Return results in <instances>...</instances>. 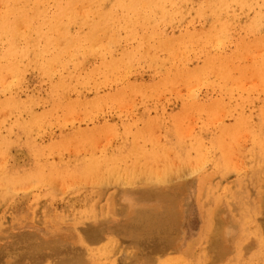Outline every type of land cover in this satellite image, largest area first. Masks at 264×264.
Instances as JSON below:
<instances>
[{
    "label": "rangeland",
    "instance_id": "1",
    "mask_svg": "<svg viewBox=\"0 0 264 264\" xmlns=\"http://www.w3.org/2000/svg\"><path fill=\"white\" fill-rule=\"evenodd\" d=\"M6 1V2H5ZM14 3L15 1L17 2V0H12ZM176 4L174 3L173 5H175V8H177V10L175 8H173V13H176L175 15H173V17L171 16L170 20L166 18V20L168 21V23H171V27H170V24L166 23L167 21L165 20L163 23L164 24H168L167 27L166 25L164 27L163 26V23L161 25L162 27V30L163 32L165 31V35L169 36L170 38H173L175 40H179L180 39L182 40V38L184 40H182L181 44H184V43H189V44H185L184 47L187 52H185L187 55H186V58L183 59L182 57V53L181 52H178V55H179V59H177L176 62H173L175 64H173L171 61L173 60V57L175 56V54L177 53L176 50L174 49V51L172 50V54H170L171 52L169 50H167V48L165 49L166 51H163V54L162 51L161 53L159 52V54H161L160 56H162V61L164 62V64L160 67L159 70H156L157 67L151 65V63L149 62H146V61H143L141 64H136V61L135 60H130V62H132L131 65H127L125 68L122 67L121 68H117V69H113L111 67L112 63L110 61V59H112V56L108 55V54H103V52L105 53L106 50L110 49L113 47L110 42H109V38L107 36L110 35L111 33V26L110 25H106L105 24H95V23H87V22H83L81 21V18L79 15L80 11L82 10L83 6L87 7L88 4L87 3H82V4H77V8H81V9H76L74 10L73 8V4L71 3H68V7L69 9L73 10V17L72 16H69L67 15L66 19H65V25H67L68 29H67V35L64 33V35L66 36V39H64L65 37L63 36V33H60V36L56 35L54 32H51L49 33V37H52L50 38L51 40V46L53 44H55V49L52 47L50 50H49V54L48 56H51L52 58H50V62L49 64V67L48 66H44V64H46L47 62V54H46V51L48 53V50L47 48H45V51H44V48L42 47L44 45V43H39L37 44V48L38 50H43L45 53V57L43 55V58L40 56L39 60H37V62L40 61V59L42 58L44 60H41L39 63L36 62V58H33V56L31 54H27V52L29 51V49H27L26 47V44L27 43H24L27 41V34L25 32V34L22 35V33L19 32V30H21L22 26H18V28L20 29H12L10 26L8 27L7 26V29H8V32L6 29H2L4 31H1L0 33V43H2V46H5V48L3 47L2 48V51L0 52V62L3 64H6L1 67V63H0V69L2 71V73L0 72V91L2 90V92H0V187H1V192L0 193V264H77L78 261L80 263L78 264H264V144H262V140L264 142V76H263V71H264V67L263 65L260 66L262 67L263 69L259 68L258 70L259 71H262L261 73H257L258 71H256V67H252L258 66V62L260 59H258L259 57L261 58L262 56V60H264V39L262 40L261 37L264 36V9H263V5H264V1L263 0H254V1H250V0H243L245 1V3H248L247 1H249V3H251V7L250 5V8L248 6H245L243 4V1L242 0H237V3L238 6H235L237 5L236 3V0H215V1H212L210 3L209 0H205L204 2H202L203 0H175ZM187 1V2H186ZM190 1V2H189ZM197 1L201 2L197 4ZM222 1V3L220 2ZM242 1V2H241ZM260 1V2H259ZM263 1V2H262ZM5 2V3H4ZM8 2V4H7ZM11 2V0H0V13L1 15H5L4 11H8V8H9V12L11 11V13H8V17H11L10 18V21L11 22V25H15L16 26V23L17 22V15L19 16L20 14L19 13H23L21 16L22 17H29V15H27L26 13L24 12H15L14 13V9H13V12L11 10V8H16L17 5H15L14 3L11 2L10 5H13L10 7L9 3ZM26 2H29L28 0H26ZM49 2H51L50 4H48ZM179 2V4H178ZM194 2V3H193ZM205 2L208 4L207 7L205 6ZM2 3V4H1ZM53 3V5H52ZM181 3V4H180ZM202 3H204L202 5ZM213 3L212 5L209 6V4ZM224 4L221 6V4ZM234 3V4H232ZM260 3V4H259ZM6 4V5H5ZM46 4L47 5H50L52 7H50V9L54 8V1L52 0H46ZM178 4V5H177ZM187 4V6H186ZM189 4V6H188ZM231 4V5H229ZM254 4V5H253ZM2 5V6H1ZM9 5V6H8ZM73 5V6H72ZM171 4H166V8L168 10L171 9L172 6H170ZM177 5V7H176ZM180 5V6H179ZM195 7L194 9L193 6ZM217 5H220L221 6V11L220 10V6H218V8H214L215 6L217 7ZM243 5H244V8L246 9V11H244L245 9L243 8ZM248 5V4H246ZM73 8H72V7ZM82 6V7H81ZM178 6L180 7V12H181V6H182V16L181 14L178 15L179 12V9H178ZM200 6V7H198ZM202 6V7H201ZM209 6V7H208ZM225 6V7H224ZM230 6L231 9H228ZM233 6V7H232ZM236 8H235V7ZM261 6V7H260ZM85 9H83V11H81V13L83 12H87V10H89V6ZM97 7V6H96ZM169 7V8H168ZM188 7V8H187ZM191 7V10L189 9ZM197 7V8H196ZM223 7V8H222ZM256 7L258 8V11L256 9ZM2 8V9H1ZM4 8V10H3ZM92 10L94 9V7H90ZM198 8H201V10H198ZM210 8V9H209ZM213 8V11L211 10ZM243 8V9H242ZM249 12L247 13L248 9ZM255 8V9H254ZM260 8V9H259ZM189 9V10H188ZM209 9V10H208ZM216 9V10H215ZM226 9V11H225ZM233 9H236V10H233ZM97 10V8H96ZM198 10V11H197ZM211 10V11H210ZM227 10H232L231 13L230 11H227ZM241 10V11H240ZM260 10L262 12H260ZM178 11V13H177ZM187 11V12H186ZM188 11L190 12L189 14L192 15L190 16L188 13ZM196 11V12H194ZM202 11H206L204 12L205 15L209 12H214L212 15L209 13L208 16H205L203 14ZM208 11V12H207ZM221 12L219 14V12ZM244 13H243V12ZM200 12V13H198ZM202 12V13H201ZM217 12V13H216ZM227 12V13H226ZM233 12V14H232ZM242 14H239L241 13ZM246 12V13H245ZM253 14H252V13ZM17 13V14H16ZM78 13V14H77ZM229 13V14H228ZM238 13V14H237ZM12 14V15H11ZM184 14V15H183ZM186 14V16H185ZM198 14V16H196ZM217 14V15H215ZM221 15L222 17L218 16ZM226 14V15H225ZM245 14V15H244ZM248 14V16H247ZM258 14V15H257ZM0 15V16H1ZM16 15V17H14ZM225 15V16H224ZM235 15V17L233 18V16ZM242 15V16H241ZM250 15V16H249ZM255 15V16H254ZM13 16V18H12ZM69 16V17H68ZM179 16V17H178ZM190 16V17H189ZM195 16V17H194ZM216 16V17H214ZM247 16V17H246ZM257 16V17H256ZM72 17V19H71ZM177 17V18H175ZM185 17H187L185 19ZM204 17V18H202ZM224 17V18H223ZM241 17V18H240ZM258 17L261 18L259 19V21H256L258 20ZM69 18L71 20H69ZM175 18V19H173ZM181 18V19H180ZM183 18V19H182ZM193 18V19H192ZM197 20H195V19ZM200 18V20H198ZM214 18V19H213ZM219 18V19H218ZM221 18V19H220ZM239 18V19H238ZM243 18H246L245 20ZM257 18V19H256ZM78 19V21H77ZM177 19V20H176ZM207 19V20H206ZM14 20V21H13ZM16 20V21H15ZM173 20V21H171ZM175 20V21H174ZM179 20L181 22H179ZM192 20V21H191ZM194 20V21H193ZM206 20V21H205ZM219 20V21H218ZM225 21V22H221V21ZM240 20V21H238ZM245 22H244V21ZM247 20V22H246ZM251 20H254L252 21L251 23ZM261 20V22H260ZM71 21V22H69ZM171 21V22H170ZM183 21V23H182ZM204 21V22H203ZM216 21V22H215ZM228 21V22H226ZM79 22V23H78ZM177 22V23H176ZM193 22V23H192ZM196 22V24H195ZM207 24H206V23ZM209 22V23H208ZM220 22L222 24H220ZM243 22V23H241ZM258 22V23H257ZM72 23V24H71ZM174 23V25H173ZM176 23V24H175ZM186 23V24H185ZM191 23V24H190ZM203 23V24H202ZM213 25H212V24ZM225 23V24H223ZM236 23V24H235ZM246 23V24H244ZM258 24L260 26L261 23H263V27H259V30L258 29V26H255L257 27V29L252 28L253 24ZM77 24V25H75ZM90 24V27L87 29V25ZM184 26H183V25ZM190 24V26H189ZM219 24V25H218ZM228 24H230L228 26ZM238 24V25H237ZM250 24V25H249ZM24 25V24H23ZM82 25H86L85 27L82 26ZM98 25V26H96ZM100 26H103L105 27H99ZM177 25V27H176ZM187 25V26H185ZM198 27H197V26ZM201 25L203 26V29L201 27ZM210 27H215L214 25H216V27L213 29V28H210V31H208V26ZM212 25V26H211ZM224 25V26H223ZM225 25H226V30H225ZM239 25H244L242 28L239 27ZM93 26V27H92ZM174 26V27H173ZM179 26H180V29H179ZM189 26V27H188ZM195 26V27H194ZM206 26V28H205ZM246 26V27H245ZM252 26V27H251ZM110 27V28H109ZM176 27V28H175ZM184 27L185 29H189V35H188V31L186 30V32L184 31ZM217 27H218V30H217ZM224 27V28H223ZM236 27V29H235ZM10 28V30H9ZM75 28H77V30H75ZM97 30H96V29ZM100 28V29H98ZM169 28V29H168ZM200 29V30H196V29ZM226 31V33L224 32L223 34L221 33L223 30ZM233 28V29H231ZM247 28V29H246ZM79 29V31H78ZM84 29V30H83ZM85 29H87L85 31ZM101 29H104L101 31ZM165 29V30H164ZM172 29V30H171ZM208 29V30H206ZM220 29V31H219ZM230 29V30H228ZM243 29V30H242ZM247 31H246V30ZM249 29H252L249 31ZM1 30V29H0ZM6 30V32H5ZM15 30V31H14ZM24 30V29H22ZM70 30V31H69ZM77 31V32H74ZM92 32H91V31ZM99 33H97L96 31ZM175 30V31H174ZM180 30V31H179ZM183 30V31H182ZM215 32H214V31ZM231 30H234L231 31ZM254 30V31H253ZM10 31V32H9ZM71 33H69V32ZM91 33H90V32ZM95 31V32H93ZM109 31V32H108ZM182 31V33H181ZM195 31V33H194ZM201 32L203 34H200L198 36H196V33ZM204 31V32H203ZM207 31V32H206ZM238 31V32H237ZM253 31V33H251ZM259 31V32H258ZM14 32V33H13ZM17 32V33H16ZM22 32V31H21ZM84 32H85V36H82L84 35ZM100 32H103V33H100ZM174 32L177 34H174ZM229 32V34H228ZM232 32V33H230ZM246 33L249 34L247 36H244L245 34L242 35V33ZM251 34H250V33ZM261 32V33H260ZM11 33H13L14 35H11ZM54 33V34H53ZM74 33V34H73ZM78 35H77V34ZM82 33V34H81ZM90 33V34H89ZM107 33V34H105ZM171 33V34H170ZM191 33H194L195 34V37L197 39H200V40H197L198 41V44L195 43L196 40H195V37H194V40H193V37L190 36V35H193ZM197 33V34H198ZM216 33H221L220 35H218V38L217 36H213V35H216ZM240 33V34H238ZM255 33L257 35H255ZM259 33V34H258ZM71 34V36H70ZM80 34V35H79ZM86 34H89L90 35V38H89V35H86ZM95 35L97 36L96 38H92L91 35ZM97 34V35H96ZM169 34V35H168ZM180 34V35H179ZM186 34V36H182V35ZM209 34V36H208ZM225 34V35H224ZM227 34V35H226ZM232 34V35H230ZM237 34V35H236ZM11 35V36H10ZM69 35V36H68ZM106 35V37H105ZM170 35H173V36H170ZM174 35L176 36V38L174 37ZM188 35V36H187ZM230 35V36H229ZM235 35V36H234ZM253 35V36H252ZM10 36V37H9ZM68 36V37H67ZM74 36V37H73ZM179 36V37H177ZM181 36V37H180ZM194 36V35H193ZM199 36H203V37H199ZM208 36V37H207ZM234 36V37H233ZM237 36V37H236ZM240 36V37H239ZM244 36V37H242ZM261 36V37H260ZM79 37V38H78ZM87 41H86V39ZM88 37V38H87ZM199 37V38H198ZM206 37V39H205ZM217 39H216V38ZM221 40H220V38ZM242 37V38H241ZM249 37L250 38V41H249ZM7 38L9 40H7ZM16 38V39H15ZM57 38V39H56ZM61 38V40L59 39ZM79 39H82V45H81V42L77 40ZM105 38V39H103ZM186 38V39H185ZM235 38V39H234ZM238 38V39H237ZM240 38L242 39V42L240 40ZM254 38L256 39L255 41L256 42H252L251 43V40L253 41ZM5 39V40H4ZM13 39V41H12ZM22 39V40H21ZM64 39V42L62 41ZM73 39V40H72ZM91 41H90V40ZM100 39V40H98ZM104 40V43L102 42V40ZM188 39H191L192 41L189 42ZM202 39V40H201ZM212 39V40H211ZM230 39V40H228ZM233 39V40H232ZM245 39V41L243 40ZM4 40V41H3ZM21 40V41H20ZM49 40V39H48ZM49 40V41H50ZM69 40V41H67ZM76 40V41H75ZM94 40H97L96 42ZM108 40V41H107ZM206 40V41H205ZM211 40V41H210ZM216 40H218L219 42H222L220 43L221 46H219V42H216ZM235 40V41H234ZM237 40L239 42H241V44H239L237 42ZM249 42H248V41ZM258 40V41H257ZM261 40V41H260ZM5 43H3V42ZM11 41V42H10ZM15 41V42H14ZM53 41H55V43H53ZM59 41V42H58ZM62 41V42H61ZM75 42V44H73V46L71 45V43ZM90 41V42H88ZM101 41V42H100ZM107 41V42H106ZM184 41V43H183ZM200 41V42H199ZM209 43H208V42ZM227 41V42H226ZM231 41V42H230ZM234 41V42H232ZM260 41V43H258ZM13 42V43H12ZM58 42V43H57ZM79 42V43H78ZM84 42L86 44H84ZM95 44H93V43ZM106 42V43H105ZM122 42L124 43V41H121V45ZM134 42V41H133ZM194 42V43H192ZM207 45H206V43ZM211 42V43H210ZM230 42V44H229ZM49 43V42H48ZM61 43V45L59 44ZM100 43V44H99ZM101 43L104 45L105 47V44H106V47L104 48ZM108 43V44H107ZM127 43L129 44V42L127 41ZM205 43V44H204ZM217 45V49H216V46L215 44ZM236 43V44H235ZM244 43V44H243ZM246 43V44H245ZM257 43V44H256ZM263 43V44H262ZM19 44V45H18ZM24 47H23V45ZM42 44V45H41ZM70 44V45H69ZM135 44V43H133ZM233 44V45H232ZM249 44V46H248ZM253 44V45H252ZM256 44V45H255ZM260 44V45H259ZM13 46L12 48L9 47V46ZM22 45V46H20ZM65 45V46H64ZM67 45V46H66ZM69 45V46H68ZM81 45L80 47L77 46ZM87 45V46H86ZM89 45V46H88ZM125 45V43H124ZM132 45V44H130ZM238 45V46H237ZM251 45V46H250ZM257 45L259 46L257 47ZM7 46V47H6ZM20 46V47H19ZM72 46V47H71ZM75 46V47H74ZM93 46V47H92ZM112 46V47H111ZM183 46V45H182ZM194 46V48H193ZM207 47L205 49V47ZM233 46V47H232ZM236 47V49H234ZM240 46V47H239ZM244 46H246L245 48H243ZM248 46V47H247ZM262 46V47H261ZM39 47H42V48H39ZM58 47V48H56ZM64 50H63V48ZM72 49H70V48ZM76 49H74V48ZM85 47V48H84ZM92 47V48H91ZM95 47V48H94ZM100 47V48H99ZM192 47V48H191ZM211 47V48H210ZM214 47V48H212ZM221 47V48H220ZM230 47V48H229ZM250 47V49H249ZM252 47V49H251ZM256 48L258 50H254L253 49ZM16 48H20L18 51L16 50ZM22 48V49H21ZM26 48V52L25 54H22V50ZM67 48V49H65ZM79 48V49H77ZM99 48V50H98ZM197 48V49H196ZM202 48V50H201ZM204 48V50H203ZM219 48V50H218ZM6 49V51H5ZM10 49L13 51H10ZM15 49V50H14ZM54 49V51H53ZM61 50L63 52H59L58 51ZM74 49V51H73ZM82 49V50H81ZM95 49H97L95 51ZM104 49V50H103ZM216 49V50H215ZM223 49V50H222ZM232 49V50H231ZM234 49V50H233ZM238 49V50H237ZM242 49V50H241ZM247 49V50H246ZM262 49V50H261ZM9 50V51H8ZM35 50V49H34ZM52 50V51H51ZM67 50V51H66ZM88 50V51H87ZM103 50V51H102ZM209 50V51H208ZM224 50L225 51V56H224ZM244 56L243 54H241V52H244ZM253 52V51H256V55H259V56H256L255 57L253 56V53L250 52ZM261 50V51H260ZM17 51V52H16ZM25 51V50H24ZM36 51V50H35ZM58 53L56 54L55 53ZM118 54H119V58H123L121 54H123L122 52V47L121 49L118 50ZM121 51V52H120ZM193 51V52H192ZM198 51H201V53H199ZM203 51V52H202ZM217 51V52H216ZM227 51L231 52V54L233 55H230V53L228 54ZM236 51V52H235ZM247 51V53H246ZM5 52V53H4ZM9 52V53H8ZM16 52V53H15ZM37 52V51H36ZM67 52V53H66ZM92 55H91V53ZM98 52V53H97ZM193 54H192V53ZM199 54H198V53ZM240 52V53H239ZM8 53V54H6ZM18 54L21 53V55H19V57L23 58V60H21V62H19L20 58L18 57ZM39 53V52H37ZM53 53V54H52ZM56 55H55V54ZM61 53L63 55H61ZM88 53V54H87ZM102 55H101V54ZM206 53L207 55L205 56L204 54ZM241 54V58L243 59V61H241V58L239 59L238 57L240 56L239 54ZM250 53L252 54V57L250 55ZM3 54V55H2ZM6 54V55H5ZM13 54V55H12ZM67 54V55H66ZM70 54H71V58H70ZM98 54V55H97ZM201 54V55H200ZM208 54H211L210 57L213 58V59H210V57L208 56ZM221 54V55H220ZM228 54V55H227ZM238 57H236L237 55ZM247 54V55H246ZM255 54V52H254ZM7 55H10L8 56L9 59L5 56ZM24 55V56H23ZM25 55H26V58H25ZM27 55H29V57L27 58ZM67 57H66V56ZM173 55V56H172ZM196 55V57H194ZM208 57V60L207 59H204V57ZM223 55V59H222V56ZM54 56V57H53ZM64 56L66 57L64 59ZM82 56V57H81ZM93 56V57H92ZM97 56V57H96ZM101 56V57H100ZM104 56V58H103ZM121 56V57H120ZM169 56V57H168ZM172 56V57H171ZM194 58H193V57ZM200 56V57H199ZM220 56V57H219ZM247 58H246V57ZM32 57V58H31ZM56 57V58H55ZM79 57V58H78ZM111 57V58H110ZM189 57V59H187ZM217 58V61L216 58ZM219 57V58H218ZM225 57V58H224ZM229 57V58H228ZM232 57V60H230ZM236 58V59H233V58ZM258 57V58H257ZM18 59L17 61H15L14 59ZM21 58V59H22ZM61 58V59H60ZM103 58V59H102ZM106 58V59H105ZM110 58V59H108ZM202 60H201V59ZM250 58V59H249ZM254 58H257V59H254ZM11 59H13L14 61H10ZM35 61V65L33 64L34 61ZM58 59V60H57ZM81 63L80 66H78V62H76L77 60ZM97 59V60H96ZM101 59V60H100ZM164 59V60H163ZM181 59V60H180ZM191 59V60H190ZM196 59V60H195ZM201 61H199V60ZM220 59V60H218ZM254 59V60H253ZM27 61L28 63L30 62L29 65H27ZM64 60V61H63ZM71 60V61H70ZM99 60V61H98ZM106 60V62L104 61ZM113 60V59H112ZM205 60V61H204ZM223 60V61H222ZM225 60L228 62V60L230 62H228V65H227V62H225ZM234 60V61H233ZM238 62H237V61ZM240 60V61H239ZM7 61V62H6ZM33 61V62H31ZM53 61H57L55 64L53 63ZM67 61V63H66ZM75 61V62H74ZM183 61V62H182ZM189 61L188 64H190L189 66H186L187 65V62ZM191 61V62H190ZM193 61V62H192ZM217 63V65H215L213 62ZM224 64H222V62ZM234 63H233V62ZM247 63L245 64L244 63ZM250 61V62H249ZM254 61V62H253ZM257 61V62H256ZM261 61V60H260ZM10 62H13L15 63L14 67H11L9 66V63ZM23 62V64H22ZM59 62V63H58ZM96 62V63H95ZM168 62V64H167ZM171 62V64H170ZM183 64H181V63ZM210 64H208V63ZM212 62V63H211ZM231 62H232V65H231ZM241 64H240V63ZM249 62V63H248ZM21 63V64H20ZM25 63V64H24ZM78 63V64H77ZM91 63V64H90ZM97 63H99L97 65ZM111 63V64H110ZM135 63V64H133ZM186 63V65L184 64ZM208 65H207V64ZM220 63V64H219ZM237 65H236V64ZM66 64V65H65ZM67 64H69L67 66ZM72 64V65H71ZM90 64V65H89ZM93 64V66H92ZM105 64V65H104ZM196 64V65H195ZM199 64V65H198ZM222 64V66H221ZM234 64V65H233ZM243 64V65H242ZM246 66H245V65ZM252 64V66L250 65ZM260 64H264V61H261L259 62V65ZM8 65V67H7ZM22 65H25L23 66L24 69L26 70H22V68H18V67H22ZM48 65V64H47ZM54 67H53V66ZM95 65V66H94ZM103 65V66H102ZM148 65V66H147ZM149 65H151V67H149ZM170 65V66H169ZM180 65V67H179ZM182 65V67H181ZM186 66V69H185V66ZM206 65V66H204ZM218 65H220V67H222L220 69V67H218ZM223 65H226V66H223ZM236 65V66H235ZM242 68V66L244 67L243 69H241L240 67H237L239 66ZM247 65L250 67H247ZM17 66V67H16ZM29 66V67H27ZM31 66V67H30ZM56 66V67H55ZM63 66V67H61ZM73 66V67H71ZM90 66V67H89ZM92 66V67H91ZM100 66V68L98 67ZM103 69H102V67ZM107 66V67H106ZM130 66V68H128ZM142 66L144 68H142ZM169 68H168V67ZM191 66V67H190ZM194 66V67H193ZM203 66V68L201 67ZM209 66H212V67H209ZM216 66V67H214ZM232 66V67H231ZM235 66V67H234ZM37 67V68H36ZM42 67V68H41ZM48 69V73L50 76H48L46 70L47 68ZM59 67V68H58ZM76 67H78L76 69ZM81 67V68H80ZM111 67V68H110ZM167 67V69H166ZM174 68V71L175 72H172L170 68ZM226 67V68H224ZM234 67V68H233ZM247 67V68H246ZM9 68V69H8ZM30 68H32L30 70ZM39 68V69H38ZM52 68V69H50ZM56 68V70H55ZM66 68V69H65ZM90 68H93V70L95 71H92ZM96 68V69H95ZM108 68L111 69V72H110V69L108 70ZM156 68V69H155ZM164 68V69H163ZM182 68V69H181ZM192 68V69H191ZM198 68H201L203 69L202 73H206V71L210 70L209 73L207 72L206 74H204V76H207L206 78L200 73L201 69L198 70ZM210 68V69H209ZM211 68L213 70H211ZM229 68V69H228ZM240 68V69H238ZM258 68V67H257ZM15 71H13V70ZM90 69V70H89ZM99 69V70H97ZM102 69V70H101ZM121 69V70H120ZM124 69V70H123ZM128 69V70H127ZM136 69V70H135ZM142 69V71H141ZM154 69V70H153ZM197 69V70H195ZM207 69V70H206ZM224 69V70H223ZM236 69H238L236 71ZM245 69V70H244ZM250 69H254L253 72L252 70H249ZM261 69V70H260ZM6 72H4V71ZM10 70H12L11 72L13 73V75H11V72ZM50 70V71H49ZM52 70V71H51ZM61 70V71H60ZM70 70V71H68ZM81 70V71H79ZM83 70H85L83 72ZM87 70V71H86ZM107 70V71H105ZM117 71H121V72H116ZM141 73H140V71ZM152 70L154 71L152 73ZM161 70V71H160ZM206 70V71H204ZM219 71L215 74L214 76V73L213 71ZM227 70V71H226ZM241 70V71H240ZM248 70V71H247ZM28 71V72H27ZM39 71V72H38ZM65 71V72H64ZM97 71L99 72L97 74ZM113 71V72H112ZM136 71V74H134ZM151 71V72H149ZM156 71V73H155ZM158 71V73H157ZM171 71V72H170ZM176 71H178L177 74ZM180 71V72H179ZM185 71H187L186 74H189L188 75V78L189 76L191 77L188 81L191 83L192 86H190V83L186 82L185 81V84L187 83V85L184 84L183 81H181V78L183 76L181 75H184L182 73H185ZM189 71V72H188ZM193 71V72H192ZM224 71L226 73H224ZM229 71H232V72H229ZM18 72V73H17ZM21 72V73H19ZM35 72V73H34ZM89 72V75H91L90 77L87 78L88 73ZM102 72V73H101ZM106 72V73H104ZM116 72V73H115ZM124 72V73H123ZM140 74H138V73ZM146 72V73H145ZM167 72H170V73H167ZM191 72V73H190ZM239 72V73H238ZM6 73V74H5ZM9 73V75H8ZM23 73V75H22ZM25 73V74H24ZM29 73V74H28ZM46 73V75H45ZM65 73V74H64ZM66 73H69V74H66ZM76 73V74H74ZM83 73V74H81ZM87 73V74H86ZM91 73V74H90ZM93 73V74H92ZM108 73V75H107ZM110 73V74H109ZM118 73V74H117ZM132 73V74H130ZM148 73H149V76H148ZM152 76H151V74ZM162 73H165V76L163 74L162 76ZM167 73V75H166ZM212 73V74H210ZM222 73V74H221ZM232 73V75L230 74ZM237 73V75H236ZM256 73V74H255ZM17 74V75H16ZM19 74H21L22 76H20ZM36 74V75H35ZM54 74V76H53ZM56 74V75H55ZM60 74V75H59ZM94 74H97V76ZM103 74V75H101ZM107 76H106V75ZM116 74V75H115ZM121 76H120V75ZM130 74V75H129ZM142 74V75H141ZM154 74V75H153ZM175 74V75H174ZM193 74V76H191ZM218 74V75H217ZM226 74L227 76H224L223 79H222V76ZM228 74H230L231 76H228ZM234 74V75H233ZM250 74V75H249ZM256 76H254V75ZM6 75V76H5ZM10 75L12 76L11 77V80L10 79ZM22 77V78H20ZM44 75V76H43ZM58 75L61 77V80L60 78H58ZM66 75V76H65ZM83 75H85L83 77ZM113 75V76H112ZM133 75V76H131ZM162 76V78L160 76ZM168 75H171V76H168ZM176 75H179L177 77V79L175 80L176 78ZM196 75V76H195ZM202 75L200 77L198 76ZM213 75V76H212ZM244 75V77L248 76V78H244L242 77ZM261 75V76H260ZM4 76V77H3ZM7 76H9L8 78H6ZM30 76V78H28ZM46 76V78H45ZM68 76V77H67ZM102 76V77H101ZM104 76V77H103ZM115 76V77H114ZM119 76V77H118ZM127 76V77H126ZM136 76V77H135ZM194 82L192 77H194ZM209 77V79L207 80V78ZM212 76V77H211ZM238 76V77H237ZM240 76V77H239ZM251 76L254 78V81L255 80H259L258 81V84H255L257 83V81L254 83V81H251ZM263 76V77H262ZM14 77V79H13ZM17 77V78H16ZM40 77V78H39ZM43 77V78H42ZM49 81L48 80V78ZM64 77V79L62 78ZM71 77L73 79H71ZM93 77V78H92ZM112 77V78H110ZM131 79H129V78ZM152 77V78H151ZM158 77V78H157ZM166 77H170L168 80ZM204 77V78H203ZM228 77V82L226 81ZM236 77V79H235ZM262 77V79H261ZM7 79L9 81H5L4 80ZM16 78V79H15ZM45 78V79H44ZM99 78V79H98ZM121 81L119 82L118 79ZM128 78V79H127ZM140 78V79H139ZM144 78V79H143ZM146 78V80H145ZM165 78V79H164ZM187 78V79H188ZM197 78H200L201 80H198ZM226 78V79H225ZM232 78V79H231ZM241 78V79H240ZM20 79V81H19ZM23 79V81L21 82V80ZM25 79V81H24ZM31 79V80H30ZM56 80V83L54 82ZM64 81H63V80ZM89 79H94V81L92 80H89ZM135 79V80H134ZM158 80H160L159 82H161V79H162V82L159 83ZM180 79V81L178 80ZM220 79V80H219ZM225 79V80H224ZM231 79V80H230ZM233 79L235 81H233ZM240 79V80H239ZM244 79V80H243ZM3 80L5 81V83L7 82V84H5L3 82ZM53 80V81H52ZM67 80V81H66ZM71 80V81H70ZM74 80V81H73ZM97 80V81H96ZM129 80V81H127ZM173 80V81H171ZM179 82H178V81ZM191 80V81H190ZM197 82H196V81ZM204 80H206L204 82ZM219 80V81H218ZM228 83V86L223 83L224 81ZM241 80H242V83H241ZM262 80V81H260ZM17 81V85L15 86L14 83H16ZM48 81V82H46ZM60 81H62L61 83L63 85L58 84ZM92 81V84L90 83ZM111 81V82H110ZM123 81V83H122ZM136 81L139 83V81L141 82L140 84L141 85H136ZM145 81L143 84L148 86L149 84L151 85H155L157 86L158 88L160 89H156V88H152V89H149L148 87H144V85L142 84V82ZM156 81V82H155ZM164 81V83H163ZM168 81V83H166ZM176 81V83H174ZM249 81V82H248ZM1 82H3L1 84ZM12 82V83H11ZM14 82V83H13ZM28 82V83H27ZM46 82V84H45ZM54 82V83H53ZM58 82V83H57ZM84 82V83H83ZM109 82V83H108ZM113 82V83H112ZM119 82V83H118ZM132 83L131 85L135 84L134 87L130 85V83ZM134 82V83H133ZM148 82V83H147ZM152 82V83H151ZM154 82V83H153ZM158 82V83H157ZM183 84H182V83ZM196 82V83H195ZM218 82H221V83H218ZM233 82V83H232ZM236 82V83H235ZM247 82V84H246ZM21 83V84H20ZM26 83V84H25ZM52 83H53V86H52ZM87 83V84H86ZM91 85H90V84ZM108 83V84H107ZM129 83V84H128ZM137 83V84H138ZM172 83L174 84L172 85ZM180 83V84H179ZM201 83V85H200ZM209 83V84H208ZM230 83V84H229ZM232 83V85H231ZM245 83V86L246 89L248 88V86H250V84H252L254 86L255 84V87H254V90H250V89H253L251 86H250V89L248 88L247 91H252L254 95H252L250 92L249 95H245V93H247L246 89H244L245 91H243V94H241V90H239L238 85H240ZM262 83V84H261ZM5 84V85H4ZM9 84V85H8ZM20 84V85H19ZM42 84V85H41ZM51 85V86H48ZM77 86H76V85ZM87 86H86V85ZM105 84V85H104ZM118 84V85H117ZM122 84V86H120ZM166 84V85H165ZM169 84V87H167ZM178 84V85H176ZM222 85V86H219V85ZM238 84V85H237ZM39 87H38V86ZM57 85V86H56ZM73 87H71V86ZM109 85H112L111 88H109ZM143 85V87H142ZM160 87H159V86ZM184 86L183 89L181 90V86ZM196 85H199L197 86L196 88ZM215 85V86H214ZM226 85V86H225ZM3 86H6L4 89L7 88V90H4L2 87ZM25 86V87H24ZM27 86V88H26ZM46 86V88H44ZM62 86V87H61ZM63 86H66V87H63ZM85 87V90L83 89ZM90 86V87H89ZM154 86V87H155ZM162 86V87H161ZM172 86V87H171ZM176 86L180 87L178 90L176 89ZM190 86L191 89H193V91L190 90V88L188 87ZM202 86V87H201ZM213 86V87H212ZM8 87L11 89H8ZM21 87V88H20ZM25 89H24V88ZM34 87H36V89H34ZM41 87V88H40ZM51 87V88H50ZM71 87L73 90H69L68 88ZM79 87V88H78ZM99 87V88H98ZM125 87V88H124ZM189 89L191 91V94H190V91L188 92V90L186 89ZM194 87V88H193ZM201 87V88H199ZM207 87V88H206ZM215 87V88H214ZM219 87V89H218ZM224 87V88H223ZM261 87V90L260 88ZM19 88V89H18ZM23 88V89H22ZM30 88V89H29ZM39 88V89H38ZM48 88V89H47ZM59 88V89H58ZM61 88H64V89H61ZM81 88V89H80ZM94 88V89H93ZM104 88V89H103ZM121 88V89H120ZM129 88V89H127ZM145 88V89H144ZM148 88V89H147ZM165 89L164 92L162 89ZM206 88V90L204 89ZM213 88V89H212ZM22 89V90H21ZM41 89V90H40ZM79 89V90H78ZM108 89V91H110L111 93L109 94L108 91H102V90H106ZM119 89V90H118ZM123 89V90H122ZM156 89V90H155ZM186 89V91H185ZM195 89V90H194ZM199 89V90H198ZM216 91H215V90ZM5 92H4V91ZM18 90V91H17ZM63 90V91H62ZM68 90V92L66 91ZM89 90V91H88ZM117 90V91H116ZM129 92V95L127 93V91ZM150 90V91H148ZM160 90V91H159ZM168 90V91H166ZM204 90V92H203ZM212 90V92H211ZM219 90V92H218ZM226 92H225V91ZM8 91V92H7ZM21 91V92H20ZM40 91V92H39ZM60 91V92H59ZM71 91V92H70ZM76 91H80V93H77ZM101 91V92H100ZM114 91V93H113ZM153 91V93L151 92ZM162 91V92H161ZM197 91V92H196ZM199 91V92H198ZM228 91L231 93V92H234L232 94H234L236 97L235 99L233 98V95L230 94L229 97L227 98H232L230 100H227L226 96H227V93ZM239 91V92H238ZM259 91V92H257ZM5 94H4V93ZM14 92V93H13ZM23 92V93H22ZM28 94H27V93ZM44 92V93H42ZM65 92V93H64ZM68 94H67V93ZM70 92V93H69ZM86 92V93H85ZM91 92V93H90ZM98 92H100L99 94H97ZM120 95H118V93ZM146 92L150 95L153 94V96H151L152 98V102L150 101V96H148V94H146ZM150 92V93H149ZM157 94H156V93ZM170 92V93H169ZM178 92V93H177ZM186 92V94H185ZM195 92V93H194ZM203 94H202V93ZM224 92V93H223ZM9 93V94H8ZM13 93V94H11ZM19 93V94H18ZM22 93V94H21ZM39 93H42L39 95ZM72 93V94H71ZM96 95H95V94ZM125 93L128 95L127 98L125 97ZM134 93V94H133ZM161 93V95L159 94ZM164 93V95H163ZM169 93V94H168ZM174 93V94H173ZM189 93V95L187 94ZM208 93V94H207ZM210 93V94H209ZM212 93V94H211ZM214 93V95H213ZM236 93H240L239 96H237L238 94ZM256 93V94H255ZM260 94V97L259 95ZM263 93V94H261ZM4 94V95H3ZM7 94V96H6ZM32 94V95H30ZM38 94V95H37ZM53 94V95H52ZM107 94V95H105ZM156 94V95H155ZM196 94V95H195ZM9 95V96H8ZM16 95V96H14ZM37 95V97H36ZM42 95V96H41ZM48 95V97H47ZM61 97H60V96ZM66 95V96H65ZM72 95V96H71ZM74 95V96H73ZM77 95V96H76ZM85 95V96H83ZM87 95V96H86ZM113 97H112V96ZM115 95H118V96H115ZM137 96V98L135 97ZM140 95V97H139ZM147 95V96H146ZM167 95V96H166ZM170 95V96H169ZM174 95V96H172ZM202 95V97H200ZM208 95V97H207ZM213 95V96H212ZM217 95V96H216ZM224 95V97H223ZM7 98V100L4 99V97ZM11 96V97H10ZM24 96V97H23ZM39 96V97H38ZM45 96V97H44ZM65 98H62L64 97ZM70 96V97H69ZM100 96H101V99H100ZM102 96L104 98H102ZM120 96V97H119ZM123 98H122V97ZM146 96V97H145ZM178 96V97H177ZM190 96V98H189ZM196 96V98L194 97ZM205 96H206V99H205ZM220 96V97H219ZM249 96V97H248ZM251 96V99L247 100L248 98H250ZM3 97V98H2ZM56 98V102H54V98ZM80 97V98H79ZM114 97H115V100H114ZM118 97V98H117ZM131 97H133L134 99H132ZM160 97V99L158 98ZM170 97H171V100H170ZM173 97L175 99H173ZM177 97V98H176ZM187 97V98H186ZM243 97V98H242ZM28 98V99H27ZM35 98V99H34ZM37 98V99H36ZM64 101H61L62 99ZM82 98V99H81ZM88 98V99H87ZM92 98H94L92 100ZM98 98V99H97ZM105 98H108L106 99V102L105 101ZM140 98V99H139ZM149 98V100H148ZM165 100H164V99ZM187 99L186 102L185 100L183 99ZM204 98V99H203ZM246 98V99H245ZM255 98V99H254ZM27 99V100H26ZM34 99V100H33ZM50 99V100H49ZM66 99V100H65ZM74 99V100H73ZM95 99H96V102H95ZM122 99V100H121ZM143 99V100H141ZM154 99L156 101H154ZM167 99V100H166ZM180 99V100H179ZM190 99V100H189ZM194 99V100H192ZM196 99H200L198 101H196ZM202 99V100H201ZM221 99H225V101H221ZM3 100V101H1ZM11 100V101H10ZM15 100L16 102L14 103ZM25 100L26 102H23ZM47 101L48 103H46L45 101ZM49 100V101H48ZM72 100H73V104H72ZM82 100V101H81ZM84 100H85V103H84ZM89 100V101H88ZM119 100V102H118ZM131 100V101H129ZM141 100V101H140ZM145 100V101H144ZM160 100V101H159ZM175 100V101H174ZM189 100V101H188ZM204 100V101H203ZM207 103H206V101ZM215 103H214V101ZM232 100V102H231ZM252 100V101H251ZM5 101V102H4ZM9 104V107L11 106L12 107V104H13V107L11 109L8 108V104ZM11 103H10V102ZM40 101V102H39ZM53 101V103H52ZM70 101V102H69ZM80 103H76V102ZM88 103H87V102ZM92 101V102H91ZM101 101V102H100ZM128 104V105H125V103ZM128 101V102H127ZM154 101V102H153ZM162 101V102H161ZM169 101V102H168ZM171 101V103H170ZM183 101L187 104H184ZM191 101V103H190ZM196 101V102H195ZM202 101V102H201ZM212 101V102H210ZM228 101V104L230 105H227L226 102ZM3 102H4V105H3ZM23 102V104H22ZM35 102V103H34ZM43 102V103H41ZM58 102V103H57ZM63 102V103H62ZM95 102V104L93 105V103ZM109 102V103H108ZM111 102V103H110ZM139 104V106H137L136 104ZM146 102V103H145ZM181 102V103H179ZM197 104V102L199 104L198 107L195 103ZM200 102L202 104H200ZM206 104H205V103ZM209 102V104H208ZM234 102V103H233ZM249 102V103H248ZM5 103L7 104V106H5ZM49 103H50V106H49ZM60 103V104H59ZM62 103V104H61ZM76 103V104H75ZM84 103V104H83ZM91 103V106L89 105ZM96 103H99V104H96ZM118 103V104H117ZM124 103V104H123ZM148 103V105H147ZM153 105H152V104ZM161 103V104H160ZM214 103V104H213ZM234 104V107H233V104ZM21 104V105H18ZM35 106H34V105ZM39 104V105H38ZM42 104V105H40ZM53 104V105H52ZM55 104V105H54ZM78 104V105H77ZM83 104V105H82ZM86 104V105H85ZM102 104H110V105H106V108L104 109V106L105 105H102ZM113 104H116V105H113ZM123 104V105H122ZM151 104V105H150ZM155 104V105H154ZM163 104V105H162ZM167 104V106H166ZM172 104V105H171ZM174 104V105H173ZM183 104V105H182ZM2 105V106H1ZM31 105V106H30ZM49 107H48V106ZM52 105V106H51ZM60 105V107H59ZM98 105V106H97ZM102 106L103 109H101L102 107H99ZM113 105V108L112 106ZM119 105V106H118ZM122 108H121V106ZM125 105V106H124ZM134 105V106H133ZM158 105V107H157ZM166 106L165 108L163 107V109L165 110V113L164 110L162 111V107L160 106ZM189 105V107H188ZM211 105V106H210ZM260 105V107H259ZM26 106L29 108H26ZM30 106V107H29ZM46 106V107H45ZM54 106H58L57 108L54 107ZM69 106V107H68ZM76 106V107H75ZM78 106V107H77ZM93 106H96L93 108ZM111 106V107H110ZM133 108H132V107ZM141 106V107H140ZM152 106L154 108H152ZM156 106V107H155ZM159 106H160V110H159ZM171 106V107H170ZM175 106V107H174ZM182 106V108L184 109H180V107ZM192 106V107H191ZM202 106V107H201ZM209 106V107H207ZM20 107V108H19ZM24 107V108H23ZM43 107V108H42ZM51 107V108H50ZM63 107V109H62ZM64 107L66 109H64ZM81 107V108H80ZM98 107V108H97ZM116 107V108H115ZM124 107V108H123ZM137 107V108H136ZM140 107V108H139ZM170 107V108H169ZM174 109H173V108ZM196 107V108H195ZM199 107H201V109L199 110ZM233 107V108H232ZM243 107V108H242ZM254 107V108H253ZM256 107V108H255ZM263 107V108H262ZM6 108V109H5ZM16 109V110H13ZM22 108L24 110H22ZM34 110H33V109ZM37 108V109H36ZM49 108V109H48ZM76 108V109H75ZM83 108V109H82ZM86 108V109H85ZM92 110H91V109ZM112 108V109H111ZM121 112V115L119 114V112H117L119 109ZM126 108V109H125ZM144 108V109H142ZM156 108V109H155ZM193 108V109H192ZM195 108V109H194ZM204 110H203V109ZM207 108V109H206ZM231 108V109H229ZM252 108V111L250 110ZM2 109L4 110L3 113L4 114H1V111ZM45 109V110H44ZM124 109V110H123ZM136 109V110H135ZM158 109V110H157ZM169 109H172L169 110ZM177 109V110H176ZM240 110V111H237V110ZM261 111H259V110ZM11 111V113L8 112ZM22 112H21V111ZM38 110V111H37ZM40 110V111H39ZM43 110V112H41ZM60 113H58L57 111ZM71 110V111H70ZM78 110V111H77ZM86 110H89L87 111L86 113L84 111ZM134 110V111H133ZM143 110V111H142ZM148 110V111H147ZM227 110V111H226ZM258 110V111H257ZM14 111V112H13ZM19 111V112H18ZM25 111V112H24ZM27 111H29L27 113ZM35 111V112H34ZM48 111V112H47ZM73 111L72 113V116L70 115L71 112ZM77 111V112H76ZM91 111V112H90ZM93 111V112H92ZM99 112V114L96 113ZM104 111V112H103ZM109 111V112H108ZM114 111V112H112ZM116 111V112H115ZM154 111V114L152 113ZM156 111V112H155ZM159 111V112H158ZM170 111V112H169ZM208 111V113L206 112ZM210 111L211 114H212V117L210 116ZM242 111V112H241ZM250 111V115L251 116L249 117V112ZM6 112V113H5ZM36 112H40L39 115L38 113ZM53 112V113H52ZM69 112V114H68ZM76 112V113H75ZM102 114H101V113ZM111 112V114H110ZM124 112V113H123ZM127 112V113H126ZM137 112V113H136ZM145 113V115L143 116L142 113ZM172 112V113H171ZM244 112V113H243ZM261 112V113H260ZM18 113L22 114V115H19L18 116ZM86 115H85V114ZM94 115H93V114ZM126 113V114H125ZM129 113V114H128ZM136 113V116H138L137 118H139L141 121H138V119L136 118L135 114ZM141 113V115H140ZM143 113V114H144ZM227 113V114H226ZM246 113V115L249 117H247L246 115H244ZM10 114V115H9ZM29 114V115H28ZM35 114V115H34ZM54 114V115H53ZM65 116H64V115ZM84 114V116L86 118H83L84 116H82ZM92 114V115H91ZM101 114V115H100ZM114 114V115H112ZM125 114V115H124ZM151 114V115H149ZM234 114V115H233ZM4 115V116H3ZM8 115V116H6ZM18 117H16V116ZM49 115V116H48ZM52 115V116H51ZM68 115V118L66 117ZM74 115V116H73ZM96 115V116H95ZM108 115V116H106ZM123 115V116H122ZM154 115V116H153ZM180 115V116H179ZM10 116V117H9ZM12 116H15L17 119H15L14 117V121ZM22 116V117H21ZM30 116V117H28ZM41 116V117H40ZM64 116V118H63ZM91 116V117H90ZM100 116V117H99ZM102 116V117H101ZM111 116V117H110ZM118 116V118H117ZM119 116L121 117L119 119ZM125 116V117H124ZM141 116V118L139 117ZM143 116V117H142ZM165 116V117H164ZM233 116V117H232ZM245 116V118L243 117ZM20 118L24 119L22 120L21 119V122L19 123L20 121ZM25 117V118H24ZM49 117V118H48ZM70 117V118H69ZM75 117V118H74ZM80 117V118H79ZM89 117V119H87ZM97 119H95V118ZM105 117V119H104ZM124 117V118H123ZM161 117H164V118H161ZM167 117V118H166ZM225 117V118H224ZM238 117V118H237ZM243 117V118H242ZM5 118V120H4ZM10 118L12 120H10ZM27 118V120H26ZM47 118V119H46ZM52 118V119H51ZM53 118H55L53 120ZM58 118V119H57ZM72 118V119H71ZM79 118V119H78ZM83 118V119H82ZM99 118V119H98ZM113 120H112V119ZM117 122H116V120ZM126 118V119H125ZM169 118V119H168ZM249 120H248V119ZM1 119L3 120L1 122ZM61 119V120H60ZM64 119H67L66 121ZM128 119V120H127ZM130 119V121H129ZM137 119V121H136ZM145 119V120H144ZM160 119V120H159ZM200 119V120H199ZM234 122H232L231 120ZM243 119V120H242ZM252 119V120H251ZM10 120V122L8 121ZM26 120V121H25ZM53 120V121H52ZM57 120V121H56ZM60 120V121H58ZM100 120V121H99ZM108 122H106V121ZM121 120V122H120ZM125 121V123L123 121ZM164 120V121H163ZM173 125H171L170 121ZM195 120V121H194ZM220 120V121H219ZM235 120V121H234ZM246 120H248L249 122V125L253 126V128H255V131L254 129H252V127L250 126H247V122H245ZM43 121L45 122V124L43 123ZM52 121V122H51ZM56 121V122H54ZM82 121V122H81ZM97 121V123L95 122ZM113 121H115L114 123H112ZM132 121V122H131ZM161 122L162 125L159 126V129L158 130H155L156 128H158L157 125H159V122ZM204 121V122H202ZM214 123H213V122ZM242 121V122H241ZM254 121V124L252 125ZM255 121L260 125H257L255 124ZM12 122V123H11ZM60 122V123H59ZM90 122H91V125L93 123L99 125H92L93 127L91 129H95V132L93 130H90ZM93 122V123H92ZM99 122V124H98ZM102 122V123H101ZM119 122V124H117ZM147 122V123H146ZM166 122V123H165ZM251 122V123H250ZM110 123V124H109ZM130 123V124H129ZM141 123H143V128L145 130H143L142 127V124L140 125ZM164 123L166 125V127L164 126ZM170 123V124H169ZM180 123V126L179 124ZM202 123V125H201ZM204 123L205 124H209L208 126H204ZM216 123V124H215ZM230 123V126L231 127H228ZM4 127H3V125ZM6 124V125H5ZM19 124V125H18ZM47 124V125H46ZM88 124V125H87ZM103 124V125H102ZM105 124V126H104ZM117 124V125H116ZM200 124V125H199ZM213 124V126H212ZM220 128L218 125H220ZM33 125V126H32ZM72 125V126H71ZM116 125V126H115ZM134 125V127L132 126ZM151 125V126H150ZM256 125V127H255ZM41 126V127H40ZM44 126V127H43ZM55 126V127H54ZM69 126V127H68ZM75 126V127H74ZM82 126V127H81ZM87 126H90V127H87ZM95 126V127H94ZM102 126V127H101ZM104 126V127H103ZM170 126H173V127H170ZM178 126V127H177ZM203 131H202V129ZM223 126V127H222ZM262 126V127H261ZM14 127V128H13ZM17 127V128H16ZM36 127V129L34 128ZM38 127V128H37ZM43 127V128H42ZM48 127V128H47ZM54 127V128H53ZM59 127V128H58ZM97 127V128H96ZM103 129L100 131V128ZM118 127V128H117ZM120 127V128H119ZM133 129H132V128ZM164 127L163 131L164 130H167V131H162V128ZM170 127V128H169ZM208 127V130H205L204 129L206 128L207 129ZM210 127V128H209ZM248 127H250L251 129H249ZM61 128V129H60ZM79 128V130L84 132L82 133L81 131V134L80 133H77L79 130H77ZM87 128V129H84ZM105 128V129H104ZM127 128V129H126ZM140 128V129H139ZM161 128V130H160ZM169 128V130H168ZM193 128V129H191ZM22 129V130H21ZM28 129V130H27ZM31 129L33 130H37L36 132L33 130L32 133H29L31 132ZM41 131H40V130ZM47 129V130H46ZM52 129V130H51ZM55 129V130H54ZM60 131H59V130ZM65 129V130H64ZM122 129V130H121ZM126 130V132L123 131ZM139 129V130H138ZM147 129V130H146ZM172 129V130H171ZM192 131H191V130ZM201 129V130H200ZM222 129V130H221ZM226 129V130H225ZM240 129V130H239ZM248 129L250 131H248ZM27 130V131H26ZM50 130V131H49ZM87 130H90L88 131L87 133H89L88 135H86V131ZM98 130V131H97ZM119 130V131H118ZM142 130V132H141ZM211 130V132H210ZM221 130V131H220ZM231 130V131H230ZM263 130V132L261 133V131ZM6 131V132H5ZM9 131V132H7ZM18 131V132H17ZM40 131V132H39ZM68 131V132H66ZM77 131V132H75ZM79 131V132H80ZM114 131V134H118V135H114L112 134V132ZM123 131V132H122ZM144 131V132H143ZM145 131H146V135H145ZM174 131V132H172ZM189 131V133H188ZM194 131V132H193ZM209 131V132H208ZM213 131V132H212ZM220 134H219V132ZM260 131V132H259ZM24 132V133H23ZM35 132V133H34ZM38 132V134H37ZM55 132V134H53ZM66 132V133H64ZM73 132L77 133V134H73ZM91 132V134H90ZM92 132L95 134L94 137L92 135ZM117 132V133H116ZM121 133V137H119L120 133ZM160 132V133H159ZM168 132V133H167ZM171 132H172V135H171ZM205 132V133H204ZM231 132V133H230ZM245 132L248 134V132L250 133V137L248 135L245 134ZM252 132V133H251ZM256 132V133H255ZM18 133V134H17ZM50 133V134H49ZM162 133V134H161ZM166 133V134H165ZM170 133V134H169ZM188 133V134H187ZM191 133V134H190ZM193 133V134H192ZM202 133V134H201ZM210 133V134H209ZM223 133V134H222ZM11 134V135H10ZM31 136H30V135ZM80 134V135H79ZM128 136H127V135ZM130 134V135H129ZM132 134V135H131ZM138 134L140 135L138 137ZM143 134V135H142ZM160 134V135H158ZM214 134V135H212ZM9 135V136H8ZM32 135H37V136H32ZM56 137H55V136ZM77 135V136H76ZM79 135V136H78ZM82 135V136H81ZM124 135V136H123ZM137 135V137H136ZM163 135V136H162ZM167 135V136H166ZM185 137L188 136V137ZM190 135V136H189ZM191 135H194L195 136V139H197L198 137V140L194 141V136L192 137ZM199 135H202L199 136ZM205 135V136H204ZM209 135V136H208ZM217 135V136H216ZM223 135V136H222ZM242 135V136H241ZM244 135V136H243ZM259 135V136H258ZM42 136V137H41ZM44 136L47 138H44ZM50 136V137H49ZM71 136H75V137H71ZM85 138H84V137ZM96 136V137H95ZM97 136H99L97 138ZM130 136V137H129ZM132 136V137H131ZM133 136H135L136 138H134ZM213 136V138H212ZM237 136L238 137V140L239 141H236L237 140ZM253 136V137H252ZM254 136H257V137H254ZM8 137V138H7ZM17 137V138H16ZM27 137V138H26ZM38 137V138H37ZM41 137V138H40ZM79 137V138H78ZM92 138L91 140L89 138ZM124 137H128L130 138V140L132 141V139L134 138L133 140V143H134V147H132V142L130 140H128V138H124ZM172 137V138H171ZM176 137H177V140H176ZM204 137V138H203ZM209 137V138H208ZM220 137V138H219ZM246 137V140L244 139ZM14 138V139H13ZM24 138V139H23ZM35 138V140H34ZM37 138V139H36ZM54 138L55 140L52 141ZM62 138V139H61ZM66 138V140H65ZM71 138H73L72 140H75V138H78L80 140V143H79V140H78V143H74L71 142ZM95 138V140H94ZM97 138V139H96ZM116 138V139H115ZM125 141H124V139ZM157 138H160V139H157ZM167 140H165V139ZM243 138V140H242ZM253 139L255 138V140H257V138H261L260 142L259 140L255 141V140H249V139ZM6 139V141H5ZM18 139V141H17ZM30 139V140H29ZM33 139V140H32ZM43 140L44 142H40L39 144V141L40 140ZM50 141H49V140ZM88 139V141H86ZM122 139L124 142H122ZM187 142H184V140ZM189 139V140H188ZM218 139V140H217ZM227 139V140H226ZM39 140V141H38ZM70 140V141H69ZM94 140V143L92 142L91 144V141ZM114 140V141H113ZM141 140V141H140ZM158 140V142L160 141H163V143H160L158 144V142L156 141ZM165 140V141H164ZM170 140V142H168ZM181 140V141H180ZM209 140V141H208ZM213 140H216L217 142H214ZM219 140H221L222 142L224 143H227V147L226 144L225 145H222L224 143H220ZM235 140V141H233ZM242 140V141H241ZM248 140L250 142H248ZM2 141V142H1ZM31 141V142H30ZM38 141V142H37ZM47 141V142H46ZM59 141V142H58ZM66 143V141L69 142V145L68 142ZM74 141V142H75ZM83 143H82V142ZM86 141V142H85ZM90 141V143H89ZM154 143H153V142ZM194 143V146H192L190 144V142ZM209 143H208V142ZM241 141V142H240ZM244 141V142H243ZM255 141V143H254ZM26 144H25V143ZM71 142V143H70ZM85 142V143H84ZM118 142V143H117ZM131 142V143H130ZM165 142V144H164ZM181 142V144H180ZM204 142V145H206V147H204L203 149V144ZM230 142H237L238 144L237 145H231L230 146ZM36 143V144H35ZM44 143H47L44 144ZM73 143V144H72ZM82 143V145H81ZM111 143V145L109 146V144ZM114 143V144H113ZM130 145H129V144ZM147 143V145H146ZM152 143V145H151ZM167 143V144H166ZM217 143V144H215ZM255 145H254V144ZM29 144V145H28ZM59 144V145H58ZM65 144V145H63ZM79 144V145H78ZM84 144V145H83ZM88 144V145H87ZM91 147H89L90 145ZM107 144V145H105ZM121 147L118 146V145ZM145 144V145H144ZM158 144V146L160 147L161 144V148H158V146L156 145ZM164 144V145H163ZM177 144V145H176ZM221 144V145H219ZM233 144V143H232ZM239 144H240V147H239ZM261 144V145H260ZM34 145V147H33ZM54 145V147H53ZM57 147H56V146ZM82 147H81V146ZM116 145V146H115ZM121 145H123L124 147H122ZM156 145V146H155ZM183 145H184V148H183ZM210 145H214L210 147ZM219 147H217V146ZM251 145V146H250ZM254 145V146H253ZM261 147H259V146ZM32 146V147H31ZM49 146V147H47ZM111 146H113V148H111ZM130 146V147H129ZM145 146V147H144ZM149 146V147H148ZM152 146V147H151ZM166 146V147H165ZM168 146V147H167ZM182 146V147H181ZM187 146V147H186ZM223 146V147H222ZM234 146V147H233ZM236 146V147H235ZM237 146H238V149H237ZM257 146V147H256ZM139 147V148H138ZM156 147V148H155ZM165 147V148H164ZM178 147V148H177ZM210 147L211 150H209L208 148ZM212 147L214 148V151H215V147H217V150L215 152H213L212 150ZM229 147V149H228ZM37 148V149H36ZM49 148V149H48ZM116 148V150H115ZM149 148V149H148ZM200 148L202 150H200ZM222 148H225L224 150L228 151H224V150H221L219 151L220 149ZM255 150H254V149ZM258 148H261L259 152H257L256 150ZM263 148V150H262ZM31 149H33L31 151ZM36 149V150H34ZM46 151H45V150ZM56 149V150H55ZM60 149V150H59ZM111 149V150H110ZM118 149V150H117ZM131 149V150H130ZM164 149V151H163ZM228 149V150H227ZM250 149V150H249ZM54 150V151H53ZM105 150V151H104ZM110 152H109V151ZM115 150V151H114ZM125 150V151H124ZM130 150V152H129ZM132 150L134 152H132ZM137 150V151H136ZM193 150V151H192ZM231 150V151H230ZM253 150V152L251 151ZM259 150V149H258ZM45 151V152H44ZM53 151V152H52ZM56 151V152H55ZM62 151V152H61ZM93 151V152H92ZM182 151V152H181ZM206 151H209V153L205 154L206 158L207 156L209 158H207V161L205 160L204 165L202 163V161L200 160L201 156L204 154L203 152ZM249 151V152H248ZM255 152V154L253 155V153ZM52 154H51V153ZM92 152V153H91ZM111 152H114L112 158H111V155L112 154ZM117 152V153H116ZM177 152V153H176ZM180 152L182 153L180 155ZM191 152V153H190ZM193 152V154H192ZM217 152V153H216ZM223 152V153H222ZM226 152V153H225ZM252 152V153H251ZM263 153V155H261V157L258 155V154H261ZM32 153V154H31ZM38 155H37V154ZM45 153V154H44ZM59 153H61L59 155ZM80 153V154H79ZM89 153V154H88ZM94 153H95V156H94ZM109 155H108V154ZM129 153V154H128ZM185 155H184V154ZM214 153V154H212ZM220 153V154H218ZM243 153V154H242ZM258 153V154H257ZM34 154V156H33ZM50 154V155H49ZM56 154V155H55ZM88 154V155H87ZM93 154L94 158L93 157H90L91 155ZM102 156L103 154V158L100 156ZM107 154V155H106ZM117 154V155H116ZM126 154V155H125ZM128 154V155H127ZM169 154H172V156H170ZM212 154V155H211ZM218 154V156H217ZM251 154L253 157V159L251 158ZM257 154V156L255 157V155ZM79 155V156H78ZM88 156L85 158V156ZM97 155V156H96ZM100 157H99V156ZM210 155V156H209ZM214 155V156H213ZM223 155V156H222ZM45 156V157H43ZM51 156V157H50ZM117 156V157H116ZM128 156V157H127ZM132 156V157H131ZM137 156V158H136ZM139 156V158H138ZM177 157V159H175V157ZM204 155L202 156L201 159H203L205 157ZM212 156V158L210 159V157ZM39 158L37 160V158ZM59 157V158H58ZM79 161H78V159ZM95 157H98L100 159H95ZM106 157H110V158H106ZM121 159H120V158ZM130 157V158H129ZM167 157V158H166ZM172 157V158H171ZM183 157V158H182ZM199 157V158H197ZM223 157V159H222ZM245 157V158H244ZM260 157V158H258ZM263 157V158H262ZM35 158V160H34ZM48 159V160H45ZM52 158V159H51ZM67 162L66 161V159ZM92 158V159H90ZM115 158H118V159H115ZM129 158V160H128ZM133 158V159H132ZM170 160H169V159ZM182 158V159H181ZM197 158V159H196ZM219 158V159H217ZM251 158V159H249ZM41 159V160H40ZM64 159V160H63ZM75 159V160H74ZM90 159L93 160V162H87L88 160ZM102 159V160H101ZM110 159V162L107 160ZM114 159V160H112ZM120 159V160H119ZM141 159V160H140ZM158 159V160H156ZM160 159V160H159ZM173 159H175L174 161H176V163L174 162H171L170 164V161H173ZM193 159V161L191 162L190 160ZM199 159V161H198ZM213 159V160H212ZM221 159V161H219ZM247 159V160H246ZM260 159V160H259ZM51 160V161H50ZM55 160V162H54ZM71 160V161H70ZM74 160V161H73ZM106 160V161H105ZM139 160V161H138ZM143 160V161H142ZM180 160V165L181 167L178 168V170H182V171H179V174H178V177H177V169H176V165H178V161ZM197 160L199 163L197 164L198 166H195V164L197 163V161L195 162L194 164V161ZM209 160V161H208ZM215 160H216V163H215ZM236 160V161H235ZM49 163H48V162ZM58 161V162H56ZM63 162V164H61V162ZM66 161V163H65ZM100 162L97 164V162ZM102 161V162H101ZM132 161V162H131ZM142 161V162H141ZM167 161L169 167H173L174 171H171L169 170L168 166H167V163L165 162ZM186 161V162H185ZM201 161V162H200ZM212 161V162H210ZM263 161V162H262ZM31 162V163H30ZM41 162V163H39ZM73 162V163H72ZM117 162V163H116ZM122 162V163H121ZM140 162V163H139ZM145 162V165L148 167V171L149 169H151V171L153 170L152 167L156 166L158 167V171L160 172V169L164 167L166 168V172L168 173V176H166V172H164V170L162 169V171L160 173H162V175H160L158 172L155 173L154 170H156L157 168H155L153 170L152 175H150V173H148V175L145 176L146 173V170H144V167H146L145 165H142L143 163ZM148 162V164H146ZM160 164V165H158ZM182 162V163H181ZM184 162V163H183ZM189 162L192 163V165L190 164L189 165ZM210 162V163H209ZM217 162L218 165H217ZM234 162H236L235 164H233ZM239 162V163H237ZM258 162H259V166H258ZM43 163V164H42ZM48 163V164H47ZM58 163V164H56ZM80 163V164H79ZM82 163V164H81ZM83 163H86V164H83ZM108 163H112L111 165L108 164ZM130 163V164H129ZM134 163H138L137 165H135ZM155 163V164H153ZM166 163V165L164 164ZM175 166H174V164ZM188 165L189 166H184L183 164L185 165ZM200 163H202L200 165ZM206 163V164H205ZM214 163H215V168H214ZM224 163V164H223ZM254 163V164H253ZM61 164V165H60ZM65 164V165H64ZM71 164V165H70ZM100 164V165H99ZM125 164V165H124ZM153 164V166H152ZM194 164V165H193ZM236 164L238 166H236ZM41 165V166H39ZM43 165V166H42ZM110 165V166H109ZM118 165V168H116V166ZM132 167L130 168L129 166ZM139 165V166H138ZM158 165V166H157ZM162 165V167H160ZM165 165V166H164ZM172 165V166H171ZM200 165V166H199ZM232 165H234L232 167ZM253 165V166H252ZM263 165V166H262ZM28 170H27V168ZM29 166V167H28ZM31 166V167H30ZM39 166V167H38ZM71 166V167H70ZM93 166H95L94 168H92ZM97 166H101V169L103 170H107L108 168V171L110 169H112L110 171V175H113L115 174V170L117 172L116 176H118V174L120 173H123L124 172V169L127 167L128 170H126L125 174H122V176L120 177H123L122 179H118L116 178L114 175V177L110 176L108 171H107V175H108V179H107V175H106V172L103 170L100 171V173L96 170L97 169ZM104 166V167H103ZM122 166V167H121ZM143 168L141 169L143 172L142 174L144 175H141V172L140 173V176L139 174L137 173L138 171V168ZM151 166V168H150ZM195 168H194V167ZM207 166V167H206ZM222 166V167H220ZM240 166V167H239ZM252 166V167H251ZM258 168H255L257 167ZM36 167V168H35ZM47 167V168H44ZM111 167V168H110ZM113 167L115 168V170L113 169ZM134 167V168H133ZM153 167V168H154ZM189 169L187 170L186 169ZM211 167V168H210ZM219 167V169H218ZM226 167V168H225ZM229 167V168H228ZM250 169V167L252 169ZM18 168V169H17ZM91 168V169H90ZM106 168V169H105ZM120 168L121 171H120ZM160 168V169H159ZM183 168V169H181ZM193 168V169H192ZM201 168V169H200ZM209 168L211 170H209ZM226 170H225V169ZM255 168V169H253ZM131 169V171H130ZM134 169L135 172H132ZM192 169V170H191ZM197 169V172L196 170ZM199 169V171H198ZM217 169V170H216ZM233 169V170H232ZM257 169V170H256ZM258 169L259 172H258ZM140 170V169H139ZM140 170V171H141ZM191 170V171H190ZM195 170V172L193 171ZM235 170V171H234ZM241 170V171H239ZM243 170V171H242ZM254 170H255V175H254ZM15 171V172H13ZM43 171H45L43 173ZM93 171V172H92ZM120 171V172H118ZM123 171V172H122ZM130 171V172H129ZM145 171V172H144ZM157 171V170H156ZM169 171V172H168ZM176 171V172H175ZM190 171V172H189ZM227 171V172H226ZM229 171V172H228ZM263 171V172H261ZM13 172V173H12ZM23 172V173H21ZM54 172V173H53ZM97 173V174H93V173ZM184 172V174H183ZM191 172L193 174H191ZM213 172V173H211ZM257 172V173H256ZM20 173V174H19ZM137 173V174H136ZM163 173L165 174L164 177H163ZM171 173V174H170ZM190 173V174H189ZM260 173V174H259ZM89 174V175H88ZM103 174V175H101ZM155 176H154V175ZM197 174V175H196ZM240 174V175H239ZM262 174V175H261ZM73 175L74 177L77 175V177L75 178H78V179H75L73 178ZM94 176L95 179L97 178H100V179H97L98 181H93V180H90V177L91 176ZM98 175V177H96ZM160 175V176H159ZM175 175V176H174ZM180 175V176H179ZM182 175V176H181ZM187 175V176H186ZM189 175V177H188ZM194 175V176H193ZM210 175V176H209ZM215 175V176H214ZM218 177H217V176ZM238 175V176H237ZM66 176V177H65ZM71 178H70V177ZM78 176H82L80 177L82 180L83 179H86L88 178V180L85 182H90V183H84L83 181H81V179L78 177ZM90 176V177H88ZM93 176L91 178H93ZM103 176V177H102ZM130 176H134L136 178L132 179V177H130L132 180H129L131 182V185H130V182L128 181L129 177ZM151 176V177H150ZM163 178H162V177ZM200 176V177H198ZM239 179H235L237 177ZM19 177V179H18ZM46 177H51L50 179L49 178H46ZM84 177V178H83ZM126 177V178H125ZM128 177V178H127ZM139 177V178H138ZM151 181H153L154 179L156 181H159V179H162L160 180L159 182L163 183L165 181V183L161 184L159 183L158 184V187H157V183L158 182H154V183H150L149 181V178ZM157 177V178H155ZM159 177V178H158ZM195 177V178H194ZM203 177V178H202ZM205 177V178H204ZM254 177V178H253ZM47 179L46 181L42 180V179ZM59 180H58V179ZM65 178V180L63 179ZM70 178V179H69ZM75 180H73V179ZM113 178V179H111ZM126 179L128 181L127 185L124 184L126 183L125 181H123V179ZM142 178V179H141ZM175 178V179H174ZM179 178H182L181 180ZM216 178V179H215ZM224 178V179H223ZM14 179V180H13ZM18 179L19 181H16ZM56 179V181H55ZM62 179V180H61ZM106 179L108 180V184H107V181ZM110 179H111V182H110ZM118 180V181H113V180ZM147 179V180H146ZM158 179V180H157ZM171 179V180H170ZM174 179V180H173ZM184 179V180H183ZM214 179V180H213ZM223 179V180H222ZM5 180V181H4ZM42 180V181H41ZM49 180L48 184H50V182L52 183V186L50 184V186L48 184H46V182ZM53 180V182H52ZM67 180V181H66ZM79 180V181H78ZM139 180V181H138ZM142 180V181H140ZM146 180V181H145ZM169 180V181H168ZM211 180L213 182H211ZM219 180V182H218ZM3 181V184H1ZM16 181V182H14ZM40 181V182H39ZM45 182V183H42V182ZM62 181H64V183L66 185H61ZM69 181V182H68ZM73 181V182H72ZM91 181H93L91 183ZM101 181V182H100ZM102 181L104 183H102ZM122 181V182H120ZM137 183H135V182ZM147 181H149V183H147ZM185 181V182H184ZM210 181V182H209ZM8 183V186L7 187V184ZM34 182V183H33ZM39 182V184L37 183ZM59 182V183H58ZM96 182V183H95ZM97 182H99L101 185H95L97 184ZM116 182V183H115ZM119 183V186H118V183ZM167 182V183H166ZM200 182V183H199ZM232 182V183H231ZM246 182V184H245ZM33 183V185H32ZM62 183V184H64ZM75 183V184H74ZM83 183V184H82ZM95 183V184H94ZM115 183V184H114ZM123 183V184H122ZM133 183V184H132ZM169 183V184H168ZM229 183V184H228ZM238 183V184H237ZM247 183H249V185H247ZM37 184V186H36ZM55 184V185H54ZM68 184V185H67ZM71 184V185H70ZM80 184V187L79 185ZM92 186H91V185ZM121 184V185H120ZM129 184V185H128ZM155 184V185H154ZM172 184H175V185H172ZM220 184V185H219ZM3 185H4V188H3ZM61 187H60V186ZM78 185V186H77ZM86 185V186H85ZM110 185V186H109ZM116 185V186H115ZM123 185V186H122ZM126 185V187H125ZM134 185V186H133ZM136 185V187H135ZM143 185V187L141 186ZM149 185V186H148ZM156 186L155 188L158 189V193H156V189H154L153 187ZM173 186L171 188H168L169 186ZM202 185V186H201ZM206 185V186H205ZM214 185V186H212ZM229 185V187H228ZM245 185V186H244ZM19 186V187H17ZM31 186H35V187H31ZM43 186V187H41ZM57 186V187H56ZM71 186V187H70ZM77 188H75V187ZM98 186V188H97ZM103 186L107 187V189H103ZM109 186V187H108ZM140 186H141V190H140ZM153 186V187H152ZM166 186V187H165ZM204 186V187H203ZM211 186V187H210ZM248 186V187H247ZM29 187V188H27ZM41 187V188H40ZM48 187V188H47ZM63 189V190H59L60 188ZM149 187V189H148ZM164 187V188H163ZM219 187V188H217ZM3 188V190H2ZM14 188V189H12ZM16 188L18 190H16ZM21 188V189H20ZM24 188V189H22ZM27 188V189H26ZM59 188V189H58ZM94 188V189H93ZM100 188V189H99ZM131 188V190H130ZM132 188H135V189H132ZM146 188V189H145ZM174 188V189H173ZM205 188V189H204ZM210 188V189H209ZM248 188V189H247ZM54 189V190H53ZM68 189H69V192H68ZM73 189V190H72ZM98 189V192H96V190ZM103 189V191H102ZM115 189V190H114ZM117 189V190H116ZM138 189V190H137ZM144 189V190H143ZM153 189V190H152ZM166 189V190H165ZM196 189V190H195ZM204 189V190H203ZM53 190V191H52ZM86 190V191H85ZM132 190H136L134 192H132ZM149 190V191H148ZM152 190V191H151ZM161 190V191H160ZM55 191V193H53ZM57 191H63V192H57ZM75 191V192H74ZM128 191V192H127ZM140 191V192H139ZM156 191V192H154ZM168 193H167V192ZM170 191V192H169ZM203 191L205 193V195L203 194ZM214 191V192H213ZM223 191V192H222ZM57 192V193H56ZM74 192V194H73ZM88 192V193H87ZM113 192V193H111ZM124 192H126L127 194L130 193L132 194L133 196L136 197L137 199V203H135V206L134 208H136V210H141V211H144L145 209H149L148 211H152L150 212V216L152 219L155 220H151L149 221L150 223H152V225H149V232L150 231H154V230H151L152 228L156 227L157 225L160 227V223L162 221H165L163 224L167 225L169 228H163V229H158L157 230V227H156V230L154 233V235L156 233H159L160 236H161V233L164 232L166 235L162 236L161 239L164 243V240L166 238V240H168V243L170 241V244L168 243H164V245H160L161 244V240H160V237L159 234H156L155 236L158 237V240L159 242H156V240L154 241V239L156 238H153V239H150L151 241H154L157 243L158 246H162V250L160 248H158V246H156V248H158L160 250V252H158V249H154L153 247V242L149 241V238H151V236L153 235V233H149L151 234V236L149 234H147L148 232L145 231L143 229H140L138 231L137 228L136 231L135 229H131L130 228V223H133L131 222L133 220V218H135V214L137 213V211L135 213L132 214L131 217L128 218V216H126L125 212L123 211V202H122V195L125 194ZM138 192V193H137ZM160 192V193H159ZM163 192H166V193H163ZM176 192V194H175ZM209 192V194H208ZM43 193H44V196H43ZM53 193V195H52ZM65 193V195H64ZM97 193V194H96ZM106 193V194H105ZM162 193V194H161ZM174 193V194H173ZM40 194V195H39ZM75 196H73V195ZM80 194V195H79ZM88 194V195H87ZM96 194V195H95ZM105 194V195H104ZM111 194V195H110ZM149 194V195H148ZM169 196H168V195ZM173 196H172V195ZM213 194V195H212ZM51 195V196H50ZM64 195V196H63ZM71 195V196H69ZM79 195V196H78ZM96 197H95V196ZM115 195V196H114ZM156 197H155V196ZM158 195V196H157ZM171 195V196H170ZM175 195V196H174ZM202 195V196H201ZM220 195V196H219ZM224 195V196H223ZM40 196V197H39ZM53 196V197H52ZM63 196V197H62ZM93 196V197H92ZM114 196V197H113ZM181 196V197H180ZM205 196V197H204ZM35 197V198H34ZM42 197V198H41ZM45 197V198H43ZM104 197V198H102ZM153 197V198H152ZM178 197V198H177ZM201 197V198H200ZM208 197V198H207ZM231 197V198H230ZM37 198V199H36ZM39 198V199H38ZM47 198V199H46ZM56 198V199H54ZM60 198V199H59ZM114 198H118V199H114ZM157 198L160 199V201L158 202V204L155 202L157 200ZM169 198V199H168ZM174 198V199H172ZM204 198V199H203ZM222 198V199H221ZM34 199V200H33ZM45 199V201L43 200ZM52 199V200H51ZM54 199V200H53ZM63 199V200H62ZM89 199V200H88ZM179 199V200H178ZM215 199V200H214ZM217 199H219L217 201ZM37 200V201H35ZM50 200V201H49ZM56 200V202H55ZM69 200V201H68ZM73 200V201H72ZM74 200H77L76 202ZM82 200V201H81ZM165 200V201H164ZM169 200V201H168ZM171 200V201H170ZM197 200H199V203L197 202ZM204 202L201 203L202 201ZM210 200V201H209ZM41 203H40V202ZM110 201V202H109ZM213 201V202H212ZM216 201V202H215ZM221 201V203H220ZM39 202V203H38ZM60 202V203H59ZM142 202V203H141ZM74 203H75V206H74ZM81 203V204H80ZM105 203V204H104ZM116 203V204H114ZM220 203V204H218ZM42 204V205H40ZM77 204V205H76ZM119 204V205H118ZM138 204V206H137ZM158 206H157V205ZM171 204V205H170ZM188 204V205H187ZM198 206H197V205ZM203 204V205H202ZM207 204V205H206ZM111 205V206H110ZM123 205V206H122ZM150 205V207H149ZM163 205V206H162ZM166 205V206H164ZM105 206V207H104ZM200 206V207H199ZM204 206V208H202ZM77 207V208H76ZM99 207V208H98ZM112 209H111V208ZM119 207V209H118ZM149 207V208H147ZM68 208V209H67ZM140 208V209H139ZM142 208V209H141ZM166 208V210L164 209ZM169 208V209H168ZM200 208V209H199ZM210 208V209H209ZM212 208V209H211ZM216 208V209H215ZM88 209V210H87ZM200 211H199V210ZM68 210V211H67ZM117 210V211H116ZM145 210V211H146ZM169 210V212L167 211ZM172 211V213H170ZM185 210V211H184ZM211 212H210V211ZM55 213H54V212ZM57 211V212H56ZM114 211V212H113ZM156 211V213H155ZM159 211V212H158ZM167 211V212H166ZM67 212V213H66ZM97 214H95V213ZM117 212V213H116ZM164 212V213H163ZM176 212V213H174ZM215 212V213H214ZM105 213V216H102L104 215ZM110 213V214H109ZM152 213H155L154 215ZM159 213L161 215H159ZM163 213V214H162ZM200 215H199V214ZM202 213V214H201ZM209 213V215L207 214ZM87 214V215H86ZM109 214V215H108ZM117 214V216L115 215ZM121 214V215H120ZM167 214V215H166ZM173 214H176L175 216L172 217ZM208 217H207V215ZM216 214V215H215ZM115 217H114V216ZM158 215L159 218L156 216ZM253 215V216H252ZM59 216V217H58ZM119 216H122L119 218ZM154 216V217H153ZM202 216V217H201ZM204 216V217H203ZM50 217V218H49ZM57 217V218H56ZM90 217V218H89ZM95 217H96V220H95ZM98 217V218H97ZM106 217V219H105ZM118 217V218H117ZM156 217L158 219H156ZM69 218V219H68ZM76 218V220H75ZM204 218V220H203ZM208 218V221H206ZM253 218V219H252ZM263 218V219H262ZM101 219H105L104 221L101 220ZM123 219V220H122ZM56 220L58 222H56ZM101 220V221H99ZM113 220L115 222H113ZM120 220V221H118ZM131 220V221H130ZM158 222H157V221ZM49 221V222H48ZM62 221V222H61ZM85 221V222H83ZM167 221V222H166ZM263 221V222H262ZM60 222V223H59ZM91 222V223H89ZM140 222V221H138ZM170 222V223H169ZM209 222V223H207ZM65 223V224H63ZM84 223V224H83ZM168 223V224H166ZM207 223V224H206ZM52 224V225H51ZM90 224V226H89ZM92 224V225H91ZM110 224V225H109ZM114 224V225H113ZM130 224V225H129ZM156 224V225H155ZM170 224V225H169ZM94 225V226H93ZM103 225V226H102ZM129 225V226H128ZM209 226L208 228L206 227ZM54 226V227H53ZM122 226V228H121ZM126 226V228L124 227ZM128 226V227H127ZM85 227V228H83ZM97 227V228H96ZM111 229H110V228ZM202 227V228H201ZM102 228H105V229H102ZM114 228V230H113ZM116 228V229H115ZM119 228V229H118ZM91 229H93L91 231ZM96 229V230H95ZM109 229V230H108ZM145 229V228H144ZM155 229V228H154ZM201 229V230H200ZM81 230H84V231H81ZM101 230H104L103 232ZM107 230V231H106ZM112 230V231H111ZM118 230V231H117ZM127 232L125 233L124 231ZM142 230V231H141ZM147 230V229H146ZM160 230V231H159ZM200 230V231H199ZM90 231V232H89ZM96 231L97 234L95 233V235H93V232ZM116 231V232H114ZM122 231V232H121ZM159 231V232H157ZM208 231V233H206ZM80 232V233H79ZM82 232V233H81ZM85 232V233H84ZM89 232V233H88ZM102 232V233H101ZM118 232V233H117ZM124 232V233H123ZM129 232V233H128ZM131 232V233H130ZM134 232H135V235H134ZM136 232H137V237L138 239L140 238V240L142 241L143 237L142 235H145V239H146V236H147V239L145 240V246L143 243L142 244H139L138 242H140V240L138 239H135L134 237H136ZM143 232V233H142ZM99 233V235H98ZM139 233V234H138ZM142 233V235H141ZM263 233V234H262ZM72 236H71V235ZM87 234V235H86ZM103 236H102V235ZM120 234V235H119ZM132 234L134 236H132ZM168 234V235H167ZM122 235V236H121ZM153 235V236H154ZM172 235V236H171ZM28 236V237H26ZM91 236V237H90ZM129 236V237H128ZM131 236V237H130ZM150 236V237H149ZM154 236V237H155ZM168 236V237H166ZM204 236V237H203ZM82 237V239H81ZM125 239H124V238ZM136 237V238H137ZM73 238V239H72ZM86 238H88L86 240ZM94 238V239H93ZM128 238V239H127ZM130 238V239H129ZM133 238V239H132ZM88 242H86V241ZM89 240V241H88ZM92 240V242H91ZM96 240V242H95ZM118 240V241H117ZM165 240V242H166ZM85 241V242H84ZM138 241V242H137ZM144 241V240H143ZM91 242V243H90ZM98 242V243H97ZM114 242V243H113ZM150 242V243H149ZM111 243L112 245L114 244V247H116V249L114 247L109 246ZM118 243V244H116ZM141 243V242H140ZM147 243V244H146ZM149 243V245H148ZM160 243V244H159ZM162 243V244H163ZM55 244V245H54ZM59 244L61 245H64L65 246H62V248H60L61 246H59ZM116 244V246H115ZM152 244V245H151ZM53 245V246H52ZM105 245L108 247V248H105ZM143 245V246H142ZM167 245V247H166ZM169 245V247H168ZM57 246V247H56ZM145 246V247H144ZM150 246V248H153V249H148L147 250V247ZM164 246H165V250H164ZM55 247L57 249H55ZM64 247V248H63ZM78 247V248H77ZM114 248L113 250V255H111L112 253L109 252V248L111 249ZM118 247V248H117ZM144 247V248H142ZM55 250H54V249ZM60 248V249H59ZM68 248V249H67ZM149 248V247H148ZM76 249V251H75ZM104 249H106L107 251H105ZM112 250V249H111ZM154 250V251H153ZM69 251V252H68ZM71 251V252H70ZM72 251L75 253L73 255ZM79 251H81V253H79ZM83 251V252H82ZM104 251V252H103ZM156 251V252H155ZM67 252V253H66ZM102 252V253H101ZM108 252V253H107ZM151 252V253H150ZM154 252V253H153ZM76 253H79L80 255L82 254L83 257L81 258V256L77 255ZM115 253V254H114ZM153 253V254H152ZM23 254V255H22ZM65 254H71V255H65ZM110 257L108 258L109 255ZM150 254V255H149ZM65 255V256H64ZM104 255V256H103ZM105 255L107 256V260L105 259ZM148 255L151 257V255L153 257H148ZM73 258V261H72V258ZM74 256V257H73ZM94 256V257H93ZM69 257V258H68ZM75 257H77L75 259ZM82 261H80V259ZM118 257V259L116 258ZM65 258L66 261H64L63 259ZM103 258V259H102ZM68 259V260H67ZM102 259V260H101ZM191 259V260H190ZM254 259V260H253ZM109 260V261H108ZM117 260V261H116ZM201 260V261H200ZM71 261V262H70ZM77 261V262H76ZM114 261V262H113ZM70 262V263H69ZM74 262V263H73ZM76 262V263H75ZM103 262V263H102ZM172 262V263H171Z\"/></svg>",
    "mask_w": 264,
    "mask_h": 264
},
{
    "label": "bare ground",
    "instance_id": "2",
    "mask_svg": "<svg viewBox=\"0 0 264 264\" xmlns=\"http://www.w3.org/2000/svg\"><path fill=\"white\" fill-rule=\"evenodd\" d=\"M9 1H10V0H9ZM28 1H29V2H26V0H17V2L15 1V3H14V2L11 0L12 3H14L15 5H17L16 8H14V7L11 8L12 12H13V9H14V13H15V12H17V13H19V12H24V13H26L27 15H29V17H22L21 15H22L23 13H22V14L19 13L20 15H19V16L17 15V19H16L18 23H16V26L13 25L14 23L11 25V22H12V21L9 22L11 17H8V13H11V11L9 12V8H8V11H6V10L4 11V12H5V13H4L5 15L2 16V15H1L2 12L0 13V15H1V16H0V29H1V30H0V33H1V31H4V30H2V29H6L7 32H8L7 26H8V27L10 26L12 29H15V30H16V29H20V28H18V26H22V28H21V30H19V32L22 33V35L25 34V32H26V34H27V38H28V39H27L26 42H24V43H27V44H26V47H27V49H29V51L27 52V54L30 52L29 54H31V55L33 56V58H36V62H37V60H39V59H37V58H39L40 56L43 58V55H44V53H45V52H44V51H45V48H47V50H48V53H47V51H46V54H47V61H46V62H47V63L44 64V66L46 65V66L49 67V65L52 64V63L49 64V62H50V60H51L50 58H52V57H50L51 54H50V56H48V54L50 53L49 50H50L52 47L55 49V44H53L52 46L50 45V44L52 43L51 40H50V38L52 37V35H51L50 38H48V37H49V33L54 32V33H55L56 35H58V36H60V33H63V36L65 37L64 39H66V36L64 35V33H65L66 35L68 34V33H67V29H68L67 27H68V26L65 25V22H66L65 19H66L67 15L73 17V15H72V14H73V10L69 9V7H68V3L73 4L74 6H73V5H72V6H73L74 8H73L72 6H71V7H72L74 10H76V9H81L80 7L77 8V7H78L77 4H82V3H84V2L87 3V4L89 3V4H88V6H89V10H87V12H83V13H81V11H83V9H85V7H86V6H85V7L83 6L82 10L80 11V13H79V15H78V16H80L81 21H83V22H87V23L89 22L90 24H91V23L93 24V23L97 22V23H95V24H99V23H100V24H105V25H106V23H107V25H110V26H111V28H110V27H109V28H110L112 31H111L110 35L107 36V37L109 38V42H110V44H111L113 47L111 46V47H112L111 50L108 49V50H106L105 53L103 52V54H108L109 56H110V55L112 56V59H113V60L110 59L111 57L108 58V59H110V61H111V63H112L111 67H112V68L114 67V68H113L114 70L117 69V68H121V69H122V67L125 68L127 65H131L132 62H130V60H135V61H136V64H137V63H138V64H141L143 61L149 62V63H151V65L157 67V69L155 68L156 70H159L160 67L164 64V62L162 61V58H163V57L160 56V55L163 54V51H166V50H165L166 48H167V50H169L170 52H171L172 50L174 51V49H175L176 52H177V50L179 49L178 52H181V53H182V57H183V59L186 58V55H187V54H186L185 52H187V50H186V51H184V50H185V48H186L187 46L184 47V45H185V44L187 45V44H189V43H188V42H187V43H184V41H186V40H184L183 38H182V40H184V41H183L184 44H181V42H182L181 39H180L181 42L178 41L179 38H178V40H175L174 38H173V40H172V38H170L169 36L165 35V31L163 32V30H162V27H164V26L166 25V24L163 23V22L166 20V18L170 20L171 16L173 17V15L176 14V13H173V8H175V5H173V4L176 2L175 0H53V1H54V6H53L54 8H52V9H50V7H52V6L46 4V0H28ZM51 1H52V0H51ZM192 1H193V0H192ZM204 1H205V0H203L202 2H204ZM207 1H208V0H207ZM212 1H215V0H212ZM212 1L209 0L208 3L212 2ZM242 1H243V0H242ZM242 1H241V2H242ZM245 1H246V0H245ZM245 1H243V4H244L245 6H248V7L250 8L251 3H249V1H247L248 3H245ZM250 1L252 2V1H254V0H250ZM260 1H261V0H260ZM260 1H259V2H260ZM263 1H264V0H263ZM263 1H262V2H263ZM5 2H6V1H5ZM5 2H4V3H5ZM11 2L9 3V5L11 4ZM186 2H187V1H186ZM189 2H190V1H189ZM220 2L222 3V1H220ZM50 3H51V2H49L48 4H50ZM85 3H84V4H85ZM168 3L171 4L170 6H172L170 10H168V9L166 8V4H168ZM193 3H194V2H193ZM198 3L201 4V2L197 1V4H198ZM221 3H220V4H221ZM236 3H237V0H236ZM239 3H240V2H239ZM239 3H237V5H235L234 3H232V4H234L235 6H238ZM1 4H2V3H1ZM7 4H8V2H7ZM175 4H176V3H175ZM178 4H179V2H178ZM178 4H177V5H178ZM180 4H181V3H180ZM203 4H204V3H202V5H203ZM206 4H207V3L205 2V6L207 7L208 4H207V5H206ZM212 4H213V3L209 4V6L212 5ZM246 4H248V5H246ZM259 4H260V3H259ZM5 5H6V4H5ZM9 5H8V6H9ZM52 5H53V3H52ZM177 5H176V7H177ZM198 5H199V4H198ZM213 5H214V4H213ZM213 5H212V6H213ZM222 5H224V4H221V6H222ZM229 5H231V4H229ZM244 5H243V8H244ZM249 5H250V6H249ZM253 5H254V4H253ZM1 6H2V5H1ZM11 6H13V5H10V7H11ZM88 6H87V7H88ZM92 6L94 7L93 10L90 8V7H92ZM96 6H97V7H96ZM179 6H180V5H179ZM179 6H178V9H179V12H180V7H179ZM186 6H187V4H186ZM188 6H189V4H188ZM192 6H193V5H192ZM203 6H204V5H203ZM209 6H208V7H209ZM218 6H220V5H217V7L215 6L214 8L217 9ZM221 6H220V10H221ZM235 6H234V7H235ZM239 6H240V4H239ZM263 6H264V5H263ZM81 7H82V6H81ZM87 7H86V8H87ZM198 7H200V6H198ZM201 7H202V6H201ZM224 7H225V6H224ZM232 7H233V6H232ZM251 7H253V6H251ZM260 7H261V6H260ZM96 8H97V10H96ZM168 8H169V7H168ZM187 8H188V7H187ZM194 8H195V7L193 6L192 9H194ZM196 8H197V7H196ZM222 8H223V7H222ZM235 8H236V7H235ZM243 8H242V9H243ZM1 9H2V8H1ZM175 9L177 10V8H175ZM189 9L191 10V7H190ZM189 9H188V10H189ZM209 9H210V8H209ZM209 9H208V10H209ZM216 9H215V10H216ZM228 9H231L230 6H229ZM244 9H245V8H244ZM247 9H248V8H247ZM254 9H255V8H254ZM256 9H257V11H258V8H257V7H256ZM259 9H260V8H259ZM263 9H264V7H263ZM3 10H4V8H3ZM182 10H183V9H182V6H181V12H182ZM194 10H196V9H194ZM198 10H201V8H198ZM198 10H197V11H198ZM211 10L213 11V8H212ZM211 10H210V11H211ZM233 10H236V9H233ZM249 10H250V9H248L247 13L249 12ZM221 11H222V10H221ZM223 11H224V10H223ZM223 11H222V12H223ZM225 11H226V9H225ZM227 11H230V10H227ZM231 11H232V10H231ZM231 11H230V13H231ZM240 11H241V10H240ZM244 11H246V9H245ZM181 12L178 13V11H177L178 15L181 14ZM186 12H187V11H186ZM194 12H196V11H194ZM202 12H203V14L205 15L204 12H206V11H202ZM202 12H201V13H202ZM207 12H208V11H207ZM218 12H219V11H218ZM242 12H243V11H242ZM242 12L239 13V14H242ZM260 12H262V11L260 10ZM17 13H16V14H17ZM189 13H190V12L188 11L187 14H189ZM198 13H200V12H198ZM209 13L211 14V12H209ZM209 13H208V15H209ZM213 13H214V12H212V14H213ZM216 13H217V12H216ZM220 13H221V12H219V14H220ZM226 13H227V12H226ZM243 13H244V12H243ZM245 13H246V12H245ZM251 13H252V12H251ZM77 14H78V13H77ZM212 14H211V15H212ZM219 14H218V16L222 17V16H221L222 14H221V15H219ZM228 14H229V13H228ZM232 14H233V12H232ZM237 14H238V13H237ZM252 14H253V13H252ZM11 15H12V14H11ZM176 15H177V14H176ZM183 15H184V14H183ZM189 15H190V14H189ZM192 15H194V14H192ZM192 15H190V16H192ZM208 15L206 14L205 16H208ZM215 15H217V14H215ZM225 15H226V14H225ZM225 15H224V16H225ZM244 15H245V14H244ZM257 15H258V14H257ZM69 16H68V17H69ZM181 16H182V14H181ZM185 16H186V14H185ZM190 16H189V17H190ZM196 16H198V14H197ZM212 16H213V15H212ZM241 16H242V15H241ZM247 16H248V14H247ZM247 16H246V17H247ZM249 16H250V15H249ZM254 16H255V15H254ZM14 17H16V15H15ZM72 17H71V19H72ZM178 17H179V16H178ZM194 17H195V16H194ZM214 17H216V16H214ZM234 17H235V15L233 16V18H234ZM256 17H257V16H256ZM12 18H13V16H12ZM175 18H177V17H175ZM175 18H173V19H175ZM186 18H187V17H185V19H186ZM202 18H204V17H202ZM223 18H224V17H223ZM240 18H241V17H240ZM13 19H14V18H13ZM71 19L69 18V20H71ZM180 19H181V18H180ZM182 19H183V18H182ZM187 19H188V18H187ZM187 19H186V20H187ZM192 19H193V18H192ZM194 19H195V18H194ZM213 19H214V18H213ZM218 19H219V18H218ZM220 19H221V18H220ZM238 19H239V18H238ZM243 19L245 20L246 18H243ZM256 19H257V18H256ZM259 19H261V18L258 17V20H256V21H259ZM16 20H15V21H16ZM176 20H177V19H176ZM195 20H197V19H195ZM198 20H200V18H199ZM206 20H207V19H206ZM206 20H205V21H206ZM244 20H243V21H244ZM261 20H262V19H261ZM261 20H260V22H261ZM13 21H14V20H13ZM64 21H65V22H64ZM77 21H78V19H77ZM166 21H167V20H166ZM171 21H173V20H171ZM171 21H170V22H171ZM174 21H175V20H174ZM191 21H192V20H191ZM193 21H194V20H193ZM218 21H219V20H218ZM220 21H221V20H220ZM222 21H223V20H222ZM222 21H221V22H222ZM238 21H240V20H238ZM252 21H254V20H251V23H252ZM69 22H71V21H69ZM179 22H181V21L179 20ZM203 22H204V21H203ZM215 22H216V21H215ZM221 22H220V24H222ZM223 22H225V21H223ZM226 22H228V21H226ZM244 22H245V21H244ZM246 22H247V20H246ZM78 23H79V22H78ZM162 23H163V26L161 27ZM166 23H168V21H167ZM176 23H177V22H176ZM176 23H175V24H176ZM182 23H183V21H182ZM192 23H193V22H192ZM205 23H206V22H205ZM208 23H209V22H208ZM241 23H243V22H241ZM257 23H258V22H257ZM257 23H256L255 25L253 24V25H252L253 27H252V26H251V27L254 28L255 26H258V29H257V27H255V29L259 30V27H260L261 25H263V23H261L260 26H259ZM23 24H24V25H23ZM71 24H72V23H71ZM90 24L87 25V29L90 27ZM168 24H170V27L172 26L171 23H168ZM168 24H167V25H168ZM185 24H186V23H185ZM190 24H191V23H190ZM190 24H189V26H190ZM195 24H196V22H195ZM202 24H203V23H202ZM206 24H207V23H206ZM211 24H212V23H211ZM213 24H214V23H213ZM213 24H212V25H213ZM223 24H225V23H223ZM235 24H236V23H235ZM244 24H246V23H244ZM75 25H77V24H75ZM107 25H106V26H107ZM167 25H166V27H167ZM173 25H174V23H173ZM182 25H183V24H182ZM212 25H211V26H212ZM218 25H219V24H218ZM229 25H230V24H228V26H229ZM237 25H238V24H237ZM249 25H250V24H249ZM82 26H84V25H82ZM85 26H86V25H85ZM85 26H84V27H85ZM96 26H98V25H96ZM106 26H105V27H106ZM174 26H175V25H174ZM174 26H173V27H174ZM183 26H184V25H183ZM185 26H187V25H185ZM189 26H188V27H189ZM196 26H197V25H196ZM203 26H204V25H203ZM203 26L201 25L202 29H203ZM207 26H208V25H207ZM214 26L216 27V25H214ZM223 26H224V25H223ZM241 26L243 27L244 25H241ZM241 26L239 25V27H241ZM263 26H264V25H263ZM263 26H261V27H263ZM92 27H93V26H92ZM99 27L102 28V27H104V25H103V26H100V25H99ZM105 27H104V29H105ZM176 27H177V25H176ZM176 27H175V28H176ZM194 27H195V26H194ZM197 27H198V26H197ZM209 27H210V26H208V29H209V30H208V29H206V30L210 31V28H213V29L215 28V27H213V26L210 27V28H209ZM242 27H241V28H242ZM245 27H246V26H245ZM261 27H260V29H261ZM90 28H91V27H90ZM164 28H165V27H164ZM205 28H206V26H205ZM223 28H224V27H223ZM223 28H222V30H223ZM22 29H24V30H22ZM87 29H85V31H86ZM95 29H96V28H95ZM98 29H100V28H98ZM104 29H101V31L104 30ZM165 29H166V28H165ZM165 29H164V30H165ZM168 29H169V28H168ZM179 29H180V26H179ZM231 29H233V28H231ZM235 29H236V27H235ZM246 29H247V28H246ZM246 29H245V30H246ZM6 30H5V32H6ZM9 30H10V28H9ZM15 30H14V31H15ZM75 30H77V28H75ZM75 30H74V32H77V31H75ZM83 30H84V29H83ZM88 30H89V29H88ZM96 30H97V29H96ZM96 30H95V31H96ZM171 30H172V29H171ZM186 30H187V29H185V27H184V31H185V32H186ZM196 30H200V29L198 28V29H196ZM203 30H204V29H203ZM217 30H218V27H217ZM225 30H226V25H225ZM225 30H223L221 33H222V34H223L224 32L226 33ZM228 30H230V29H228ZM242 30H243V29H242ZM250 30H252V29H249V31H250ZM10 31H11V30H10ZM10 31H9V32H10ZM21 31H22V32H21ZM69 31H70V30H69ZM69 31H68V32H69ZM78 31H79V29H78ZM90 31H91V30H90ZM90 31H89V32H90ZM95 31H93V32H95ZM104 31H105V30H104ZM106 31H107V30H106ZM106 31H105V32H106ZM174 31H175V30H174ZM179 31H180V30H179ZM182 31H183V30H182ZM182 31H181V33H182ZM187 31H188V35H189V33H190V32H189V29H188ZM213 31H214V30H213ZM215 31H216V30H215ZM215 31H214V32H215ZM219 31H220V29H219ZM231 31L234 32V30H231ZM246 31H247V30H246ZM253 31H254V30H253ZM253 31H252L251 33H253ZM91 32H92V31H91ZM91 32H90V33H91ZM96 32H97V31H96ZM98 32H99V31H98ZM98 32H97V33H98ZM108 32H109V31H108ZM203 32H204V31H203ZM206 32H207V31H206ZM237 32H238V31H237ZM258 32H259V31H258ZM13 33H14V32H13ZM13 33H11V35H14ZM16 33H17V32H16ZM54 33H53V34H54ZM69 33H71V32H69ZM77 33H78V32H77ZM77 33H76V34H77ZM90 33H89V34H90ZM100 33H103V32H100ZM194 33H195V31H194ZM194 33H191V34H193L194 36H193V35H190V36L193 37V40H194V37H195V34H194ZM197 33H198V31H197ZM197 33H196V36H198L199 33H200V34H203V33H201V32H199L198 34H197ZM221 33H220V34H221ZM230 33H232V32H230ZM249 33H250V32H249ZM251 33H250V34H251ZM260 33H261V32H260ZM73 34H74V33H73ZM81 34H82V33H81ZM89 34H86V35H89ZM98 34H99V33H98ZM105 34H107V33H105ZM170 34H171V33H170ZM174 34H176V33L174 32ZM220 34H219V33H216V35H213V36H217V38H218V35H220ZM222 34H221V35H222ZM228 34H229V32H228ZM238 34H240V33H238ZM243 34H245L244 36L249 35V34L246 35L245 32L242 33V35H243ZM253 34H254V33H253ZM258 34H259V33H258ZM11 35H10V36H11ZM77 35H78V34H77ZM79 35H80V34H79ZM96 35H97V34H96ZM168 35H169V34H168ZM176 35H177V34H176ZM179 35H180V34H179ZM181 35H182V34H181ZM188 35H187V36H188ZM221 35H220V36H221ZM224 35H225V34H224ZM226 35H227V34H226ZM230 35H232V34H230ZM230 35H229V36H230ZM236 35H237V34H236ZM255 35H257V34L255 33ZM10 36H9V37H10ZM68 36H69V35H68ZM68 36H67V37H68ZM70 36H71V34H70ZM82 36H85V32H84V35H82ZM91 36H92V38H96L98 35L95 36V35L92 34ZM170 36H173V35H170ZM182 36H184V34H183ZM185 36H186V34H185ZM185 36H184V37H185ZM208 36H209V34H208ZM208 36H207V37H208ZM234 36H235V35H234ZM234 36H233V37H234ZM244 36H242V37H244ZM252 36H253V35H252ZM73 37H74V36H73ZM85 37H86V36H85ZM85 37H84V38H85ZM105 37H106V35H105ZM174 37L176 38L175 35H174ZM177 37H179V36H177ZM180 37H181V36H180ZM199 37H203V36H199ZM199 37H198V38H199ZM236 37H237V36H236ZM239 37H240V36H239ZM242 37H241V38H242ZM260 37H261V36H260ZM78 38H79V37H78ZM78 38H77V40H78ZM87 38H88V37H87ZM89 38H90V35H89ZM215 38H216V37H215ZM217 38H216V39H217ZM219 38H220V37H219ZM241 38H240V40H241V42H242V39H241ZM250 38H251V37H249V41H250ZM15 39H16V38H15ZM48 39H49L50 41H49ZM56 39H57V38H56ZM59 39L61 40V38H59ZM64 39L62 40L63 42H64ZM85 39H86V38H85ZM103 39H105V38H103ZM185 39H186V38H185ZM196 39H197V38L195 37V40H196ZM205 39H206V37H205ZM234 39H235V38H234ZM237 39H238V38H237ZM261 39L263 40V39H264V36L261 37ZM0 40H1V39H0ZM4 40H5V39H4ZM4 40H3V41H4ZM7 40H9V39L7 38ZM21 40H22V39H21ZM21 40H20V41H21ZM72 40H73V39H72ZM80 40L82 41V39H79L78 41H80ZM89 40H90V39H89ZM98 40H100V39H98ZM101 40H102V39H101ZM188 40H189V42L192 41L191 39H188ZM197 40H200V39H197ZM197 40H196L195 43L198 44V41H197ZM201 40H202V39H201ZM211 40H212V39H211ZM211 40H210V41H211ZM220 40H221V38H220ZM228 40H230V39H228ZM232 40H233V39H232ZM243 40L245 41V39H243ZM255 40H256L255 38H254L253 41L251 40V43H252V42H256ZM3 41H2V42H3ZM12 41H13V39H12ZM62 41H61V42H62ZM67 41H69V40H67ZM75 41H76V40H75ZM81 41H80V42H81ZM86 41H87V39H86ZM90 41H91V40H90ZM90 41H88V42H90ZM94 41L96 42L97 40H94ZM107 41H108V40H107ZM107 41H106V42H107ZM121 41H124L125 45H124L123 42H122L123 45H121ZM127 41L129 42V44L127 43ZM133 41H134V42H133ZM205 41H206V40H205ZM234 41H235V40H234ZM234 41H232V42H234ZM247 41H248V40H247ZM249 41H248V42H249ZM257 41H258V40H257ZM260 41H261V40H260ZM260 41H259L258 43H260ZM5 42H6V41H5ZM5 42H3V43H5ZM10 42H11V41H10ZM14 42H15V41H14ZM37 42H39V43H42V42H43V43H44V45L42 46L43 48L45 47V48H44V51H43V50H42V51H41V50H38V48H37L36 45L39 44V43H37ZM48 42H49V43H48ZM50 42H51V43H50ZM58 42H59V41H58ZM58 42H57V43H58ZM100 42H101V41H100ZM102 42L104 43V40H102ZM106 42H105V43H106ZM199 42H200V41H199ZM207 42H208V41H207ZM216 42H219V41L216 40ZM226 42H227V41H226ZM230 42H231V41H230ZM230 42H229V44H230ZM237 42H238L239 44H241V42H239L238 40H237ZM12 43H13V42H12ZM53 43H55V41H53ZM69 43H70V41H69ZM78 43H79V42H78ZM92 43H93V42H92ZM133 43H135V44H133ZM192 43H194V42H192ZM205 43H206V42H205ZM205 43H204V44H205ZM208 43H209V42H208ZM210 43H211V42H210ZM220 43H222V42H219V46H221ZM59 44L61 45V43H59ZM73 44H75V42L73 43V41H72L71 45L73 46ZM84 44H86V43L84 42ZM93 44H95V43H93ZM99 44H100V43H99ZM107 44H108V43H107ZM130 44H132V45H130ZM214 44H215V43H214ZM235 44H236V43H235ZM243 44H244V43H243ZM245 44H246V43H245ZM256 44H257V43H256ZM256 44H255V45H256ZM262 44H263V43H262ZM18 45H19V44H18ZM22 45H23V44H22ZM22 45H20V46H22ZM41 45H42V44H41ZM69 45H70V44H69ZM69 45H68V46H69ZM81 45H82V42H81ZM81 45H80V46H81ZM95 45H96V44H95ZM101 45L104 47V45H103L102 43H101ZM182 45H183V46H182ZM206 45H207V43H206ZM217 45H218V44H217ZM217 45L215 44L216 49H217ZM232 45H233V44H232ZM252 45H253V44H252ZM259 45H260V44H259ZM259 45H257V47H258ZM1 46H2V43H0V52L2 51V48H3V47L5 48V46H3L2 48H1ZM8 46H9V45H8ZM20 46H19V47H20ZM64 46H65V45H64ZM66 46H67V45H66ZM72 46H71V47H72ZM76 46H77V45H76ZM78 46H79V45H78ZM78 46H77V47H78ZM80 46H79V47H80ZM82 46H83V45H82ZM86 46H87V45H86ZM88 46H89V45H88ZM237 46H238V45H237ZM237 46H235L234 49H236ZM248 46H249V44H248ZM248 46H247V47H248ZM250 46H251V45H250ZM262 46H264V45H262ZM262 46H261V47H262ZM6 47H7V46H6ZM9 47H11V46H9ZM12 47H13V46H12ZM12 47H11V48H12ZM23 47H24V45H23ZM42 47H39V48H42ZM74 47H75V46H74ZM74 47H73V48H74ZM92 47H93V46H92ZM92 47H91V48H92ZM105 47H106V44H105ZM105 47H104V48H105ZM121 47H122V52H123V54H121V55H122L123 58H119V57H118V56H119V54H118L119 51H118V50L121 49ZM203 47H205V46H203ZM232 47H233V46H232ZM239 47H240V46H239ZM245 47H246V46H244L243 48H245ZM257 47H256V48H257ZM56 48H58V47H56ZM62 48H63V47H62ZM69 48H70V47H69ZM84 48H85V47H84ZM94 48H95V47H94ZM99 48H100V47H99ZM99 48H98V50H99ZM163 48H164V49H163ZM187 48H188V47H187ZM191 48H192V47H191ZM193 48H194V46H193ZM206 48H207V47H205V49H206ZM210 48H211V47H210ZM212 48H214V47H212ZM220 48H221V47H220ZM229 48H230V47H229ZM256 48H255V49H256ZM259 48H260V46H259ZM17 49H18V48H16V50H17ZM19 49H20V48H19ZM19 49H18V50H19ZM21 49H22V48H21ZM34 49H35L37 52H39V53H37ZM54 49H53V51H54ZM65 49H67V48H65ZM70 49H72V48H70ZM74 49H75V48H74ZM74 49H73V51H74ZM77 49H79V48H77ZM162 49H163V51H162ZM196 49H197V48H196ZM216 49H215V50H216ZM234 49H233V50H234ZM249 49H250V47H249ZM251 49H252V47H251ZM253 49H254V47H253ZM255 49H254V50H255ZM14 50H15V49H14ZM18 50H17V51H18ZM24 50H25V51H24ZM63 50H64V48H63ZM75 50H76V49H75ZM81 50H82V49H81ZM96 50H97V49H95V51H96ZM103 50H104V49H103ZM103 50H102V51H103ZM160 50L162 51V53H161ZM201 50H202V48H201ZM203 50H204V48H203ZM218 50H219V48H218ZM222 50H223V49H222ZM231 50H232V49H231ZM237 50H238V49H237ZM241 50H242V49H241ZM246 50H247V49H246ZM256 50H258V49H256ZM261 50H262V49H261ZM261 50H260V51H261ZM5 51H6V49H5ZM8 51H9V50H8ZM10 51H13V49H12V50L10 49ZM17 51H16V52H17ZM51 51H52V50H51ZM58 51H59V49H58ZM64 51H65V50H64ZM66 51H67V50H66ZM87 51H88V50H87ZM99 51H100V50H99ZM208 51H209V50H208ZM225 51H226V50H224V56L226 55V54H225ZM243 51H244V50H243ZM16 52H15V53H16ZM22 52H23L22 54H25V52H26V48L23 49ZM59 52H63V51L60 50ZM120 52H121V51H120ZM159 52H160L161 54H159ZM178 52H177V53L175 54V56L173 57V60L171 61L172 63H173V62H176L177 59H179ZM192 52H193V51H192ZM192 52H191V53H192ZM198 52L201 53V51H198ZM198 52H197V53H198ZM202 52H203V51H202ZM216 52H217V51H216ZM231 52H232V51H231ZM231 52L227 51L228 54L230 53V55H232ZM235 52H236V51H235ZM250 52H251V50H250ZM254 52H255V54H254ZM4 53H5V52H4ZM8 53H9V52H8ZM8 53H6V54H8ZM55 53H56V51H55ZM55 53H54V54H55ZM66 53H67V52H66ZM90 53H91V52H90ZM97 53H98V52H97ZM187 53H188V52H187ZM199 53H198V54H199ZM232 53H233V52H232ZM239 53H240V52H239ZM239 53H238V54H239ZM244 53H245V51H244V52H241V54H243V56H244ZM246 53H247V51H246ZM251 53H253V56L255 57V55H256L258 52L256 53V51H253V52H251ZM251 53H250V55H251V57H252V54H251ZM6 54H5V55H6ZM52 54H53V53H52ZM56 54H58V53H56ZM56 54H55V55H56ZM87 54H88V53H87ZM100 54H101V53H100ZM170 54H172V52H171ZM192 54H193V53H192ZM203 54H204V53H203ZM228 54H227V55H228ZM241 54H239V55H240L239 57H238V55L236 54V55H237L236 57H238V58L240 59L241 56H242ZM2 55H3V54H2ZM12 55H13V54H12ZM17 55H18V57H19V55H21V53H20V54L17 53ZM61 55H63V54L61 53ZM66 55H67V54H66ZM66 55H65V56H66ZM91 55H92V53H91ZM97 55H98V54H97ZM101 55H102V54H101ZM200 55H201V54H200ZM204 55L206 56L207 54L205 53ZM210 55H211V54H208L209 57H210ZM220 55H221V54H220ZM246 55H247V54H246ZM263 55H264V53H263ZM8 56H10V55L5 56V58L7 57V58L9 59ZM23 56H24V55H23ZM65 56H64V59L67 57V56H66V57H65ZM172 56H173V55H172ZM172 56H171V57H172ZM202 56H203V55H202ZM232 56H233V55H232ZM256 56H259V55H256ZM0 57H1V56H0ZM28 57H29V55H27V58H28ZM44 57H45V55H44ZM53 57H54V56H53ZM81 57H82V56H81ZM92 57H93V56H92ZM96 57H97V56H96ZM100 57H101V56H100ZM120 57H121V56H120ZM168 57H169V56H168ZM192 57H193V56H192ZM194 57H196V55H195ZM194 57H193V58H194ZM199 57H200V56H199ZM203 57H204V56H203ZM219 57H220V56H219ZM219 57H218V58H219ZM221 57H222V59H223V55H222ZM245 57H246V56H245ZM262 57H263V56H262ZM262 57H261V58H260V57H259V58L257 57V58L260 59L261 61H264V60H262ZM19 58H20V57H19ZM19 58H18V59H19ZM21 58H22V57H21ZM21 58L19 59V60H20L19 62H21V60H23V58H22V59H21ZM25 58H26V55H25ZM31 58H32V57H31ZM42 58L40 59V61L43 60ZM45 58H46V57H45ZM55 58H56V57H55ZM70 58H71V54H70ZM78 58H79V57H78ZM103 58H104V56H103ZM103 58H102V59H103ZM215 58H216V57H215ZM224 58H225V57H224ZM228 58H229V57H228ZM246 58H247V57H246ZM257 58H254V59H257ZM13 59H14V58H13ZM13 59H11L10 61H14V60H15V59H14V60H13ZM18 59H16L15 61H17ZM60 59H61V58H60ZM105 59H106V58H105ZM187 59H189V57H188ZM200 59H201V58H200ZM204 59H207V60H208V57H206V58L204 57ZM210 59H213V58L210 57ZM210 59H209V60H210ZM233 59H236V58L234 57ZM243 59H244V58H243ZM243 59L241 58V61H243ZM249 59H250V58H249ZM254 59H253V60H254ZM0 60H1V59H0ZM32 60H33V59H32ZM57 60H58V59H57ZM65 60H66V59H65ZM76 60H77V59H76ZM96 60H97V59H96ZM100 60H101V59H100ZM163 60H164V59H163ZM180 60H181V59H180ZM190 60H191V59H190ZM195 60H196V59H195ZM198 60H199V59H198ZM201 60H202V59H201ZM201 60H199V61H201ZM209 60H208V61H209ZM213 60H214V59H213ZM218 60H220V59H218ZM230 60H232V57H231ZM260 60H259V62H261ZM2 61H3V60H2ZM2 61H1V62H2ZM24 61H25V60H24ZM33 61H34V60H33ZM33 61H31V62H33ZM40 61H39V62H40ZM63 61H64V60H63ZM70 61H71V60H70ZM79 61H80V60H79ZM79 61H78V60L76 61V62L79 63V64L77 63L78 66L81 65V63H80ZM98 61H99V60H98ZM104 61L106 62V60H104ZM204 61H205V60H204ZM215 61H217V58H216ZM222 61H223V60H222ZM222 61H221V62H222ZM233 61H234V60H233ZM233 61H232V62H233ZM236 61H237V60H236ZM239 61H240V60H239ZM1 62H0V63H1ZM6 62H7V61H6ZM25 62H27V61H25ZM39 62H37V63H39ZM43 62H44V60H43ZM56 62H57V61H55V62L53 61L54 64H55ZM74 62H75V61H74ZM171 62H170V64H171ZM182 62H183V61H182ZM190 62H191V61H190ZM192 62H193V61H192ZM212 62H213V61H212ZM212 62H211V63H212ZM225 62H227V61L225 60ZM228 62H230V61L228 60ZM228 62H227V65H228ZM232 62H231V65H232ZM237 62H238V61H237ZM249 62H250V61H249ZM249 62H248V63H249ZM253 62H254V61H253ZM256 62H257V61H256ZM259 62H258V66H257V64H256V66H255V64H254V66H252V64H250L252 67H256L255 70L258 71V72H257L258 74L261 73V72L263 71V70H262V71H259V70H258L259 68L263 69V68L260 67V66L263 65V67H264V64H260V65H259ZM44 63H45V62H44ZM58 63H59V62H58ZM66 63H67V61H66ZM95 63H96V62H95ZM111 63H110V64H111ZM177 63H178V61H177ZM180 63H181V62H180ZM188 63H189V61L187 62V65H186V63H184V64H185L186 66H189L191 63H190V64H188ZM207 63H208V62H207ZM207 63H206V64H207ZM213 63H214V62H213ZM215 63H216V62H215ZM215 63H214V64H215ZM233 63H234V62H233ZM239 63H240V62H239ZM241 63H242V62H241ZM241 63H240V64H241ZM244 63H245V61H244ZM1 64H2V63H1ZM3 64H4V63H3ZM3 64L1 65V67L3 66ZM20 64H21V63H20ZM22 64H23V62H22ZM24 64H25V63H24ZM29 64H30V62H29V63L27 62V65H29ZM33 64L35 65V61H34ZM47 64H48V65H47ZM90 64H91V63H90ZM90 64H89V65H90ZM98 64H99V63H97V65H98ZM133 64H135V63H133ZM167 64H168V62H167ZM173 64H175V63H173ZM181 64H182V63H181ZM208 64H210V63H208ZM208 64H207V65H208ZM219 64H220V63H219ZM222 64H224V63L222 62ZM222 64H221V66H222ZM235 64H236V63H235ZM237 64H238V63H237ZM237 64H236V65H237ZM245 64H247V63H245ZM245 64H244V65H245ZM4 65H6V64H4ZM14 65H15V63H13V62H10V63H9V66H11V67H14ZM65 65H66V64H65ZM68 65H69V64H67V66H68ZM71 65H72V64H71ZM99 65H100V64H99ZM104 65H105V64H104ZM151 65H149V67H151ZM175 65H176V64H175ZM182 65H183V64H182ZM182 65H181V67H182ZM185 65H184V66H185ZM195 65H196V64H195ZM198 65H199V64H198ZM210 65H211V64H210ZM215 65H217V63H216ZM233 65H234V64H233ZM236 65H235V66H236ZM242 65H243V64H242ZM250 65H249V66L247 65V67H250ZM23 66H25V65H22V67L20 66V67H18V68H20V69L22 68V70H26V69H24L25 67L23 68ZM52 66H53V65H52ZM69 66H70V65H69ZM92 66H93V64H92ZM92 66H91V67H92ZM94 66H95V65H94ZM102 66H103V65H102ZM102 66H101V67H102ZM147 66H148V65H147ZM169 66H170V65H169ZM186 66H185V69H186ZM204 66H206V65H204ZM223 66H226V65H223ZM228 66H229V65H228ZM235 66H234V67H235ZM245 66H246V65H245ZM7 67H8V65H7ZM16 67H17V66H16ZM27 67H29V66H27ZM30 67H31V66H30ZM53 67H54V66H53ZM55 67H56V66H55ZM61 67H63V66H61ZM71 67H73V66H71ZM89 67H90V66H89ZM97 67H98V66H97ZM106 67H107V66H106ZM111 67H110V68H111ZM162 67H163V66H162ZM167 67H168V66H167ZM167 67H166V69H167ZM179 67H180V65H179ZM190 67H191V66H190ZM193 67H194V66H193ZM200 67H201V66H200ZM209 67H212V66H209ZM214 67H216V66H214ZM218 67H220V65H218ZM231 67H232V66H231ZM234 67H233V68H234ZM237 67H240V65L237 66ZM247 67H246V68H247ZM257 67H258V68H257ZM36 68H37V67H36ZM41 68H42V67H41ZM46 68H47V67H46ZM58 68H59V67H58ZM77 68H78V67H76V69H77ZM80 68H81V67H80ZM98 68H100V66H99ZM110 68H108V70H109ZM128 68H130V66H129ZM142 68H144V67L142 66ZM151 68H152V67H151ZM168 68H169V67H168ZM201 68H203V66H202ZM201 68H198V70H200ZM216 68H217V67H216ZM221 68H222V67H220V69H221ZM224 68H226V67H224ZM240 68H241V67H240ZM240 68H238V69H240ZM243 68H244V67L242 66L241 69H243ZM8 69H9V68H8ZM31 69H32V68H30V70H31ZM38 69H39V68H38ZM48 69H49V68H47L46 72H47L48 76H50V75H49L50 72L48 73ZM50 69H52V68H50ZM65 69H66V68H65ZM90 69H91L92 71H94L93 68H90ZM90 69H89V70H90ZM95 69H96V68H95ZM102 69H103V67H102ZM102 69H101V70H102ZM121 69H120V70H121ZM130 69H131V68H130ZM163 69H164V68H163ZM170 69H171L172 72H175L173 67L170 68ZM181 69H182V68H181ZM191 69H192V68H191ZM209 69H210V68H209ZM217 69H218V68H217ZM228 69H229V68H228ZM238 69H236V71H237ZM261 69H260V70H261ZM12 70H13V69H12ZM12 70H10V72H11ZM14 70H15V69H14ZM14 70H13V71H14ZM52 70H53V69H52ZM52 70H51V71H52ZM55 70H56V68H55ZM97 70H99V69H97ZM123 70H124V69H123ZM127 70H128V69H127ZM131 70H132V69H131ZM135 70H136V69H135ZM153 70H154V69H153ZM153 70H152V73L154 72ZM195 70H197V69H195ZM202 70H203V69H201V71H200L199 74H201V73L203 72ZM206 70H207V69H206ZM206 70H204V71H206ZM211 70H213V69L211 68ZM223 70H224V69H223ZM244 70H245V69H244ZM248 70H249V69H248ZM248 70H247V71H248ZM250 70H252V72H253L254 69H250ZM250 70H249V72H250ZM3 71H4V70H3ZM6 71H8V70H6ZM6 71H4V72H6ZM49 71H50V70H49ZM60 71H61V70H60ZM68 71H70V70H68ZM79 71H81V70H79ZM84 71H85V70H83V72H84ZM86 71H87V70H86ZM105 71H107V70H105ZM139 71H140V70H139ZM141 71H142V69H141ZM141 71H140V73H141ZM160 71H161V70H160ZM171 71H170V72H171ZM209 71H210V70H209ZM209 71L207 70L206 73H207V72L209 73ZM226 71H227V70H226ZM240 71H241V70H240ZM0 72L2 73L1 69H0ZM14 72H15V71H14ZM27 72H28V71H27ZM38 72H39V71H38ZM64 72H65V71H64ZM94 72H95V71H94ZM110 72H111V69H110ZM112 72H113V71H112ZM116 72H121V71H117V70H116ZM116 72H115V73H116ZM149 72H151V71H149ZM170 72H167V73H170ZM179 72H180V71H179ZM188 72H189V71H188ZM192 72H193V71H192ZM217 72H219V71H217V70H216V71H213L214 76H215V74H216ZM229 72H232V71H229ZM17 73H18V72H17ZM19 73H21V72H19ZM34 73H35V72H34ZM87 73H88V75H89V72H87ZM87 73H86V74H87ZM98 73H99V72L97 71V74H98ZM101 73H102V72H101ZM104 73H106V72H104ZM123 73H124V72H123ZM137 73H138V72H137ZM145 73H146V72H145ZM155 73H156V71H155ZM157 73H158V71H157ZM167 73H166V75H167ZM177 73H178V71H176L175 74H177ZM186 73H187V71H185V73H182V74H184V75H181V76H183V77L181 78V81H183L184 84H185V81L188 82V83H190L188 80L191 78L190 76H189V78H188V75H189V74H186ZM190 73H191V72H190ZM206 73L204 72V73H202V75L204 76V74H206ZM224 73H226V72L224 71ZM232 73H234V72H232ZM232 73H230V74L232 75ZM238 73H239V72H238ZM263 73H264V71H263ZM263 73H261V74H263ZM2 74H3V73H2ZM5 74H6V73H5ZM24 74H25V73H24ZM28 74H29V73H28ZM64 74H65V73H64ZM66 74H69V73H66ZM74 74H76V73H74ZM81 74H83V73H81ZM90 74H91V73H90ZM92 74H93V73H92ZM97 74H94V76H95V75L97 76ZM109 74H110V73H109ZM117 74H118V73H117ZM130 74H132V73H130ZM130 74H129V75H130ZM134 74H136V71H135ZM138 74H139V73H138ZM150 74H151V73H150ZM163 74H164V76H165V73H162V76H163ZM175 74H174V75H175ZM210 74H212V73H210ZM221 74H222V73H221ZM230 74H228V76H231ZM255 74H256V73H255ZM8 75H9V73H8ZM11 75H13L12 72H11ZM11 75H10V79H9V80H11V77H12ZM16 75H17V74H16ZM19 75L22 76L23 73H22V75H21V74H19ZM19 75H18V76H19ZM35 75H36V74H35ZM45 75H46V73H45ZM55 75H56V74H55ZM59 75H60V74H59ZM59 75H58V78H60V80H61V77H60ZM76 75H77V74H76ZM98 75H99V74H98ZM101 75H103V74H101ZM105 75H106V74H105ZM107 75H108V73H107ZM107 75H106V76H107ZM115 75H116V74H115ZM119 75H120V74H119ZM139 75H140V74H139ZM141 75H142V74H141ZM153 75H154V74H153ZM202 75H200V76L197 75V76L200 77V78H202V77H201ZM217 75H218V74H217ZM233 75H234V74H233ZM236 75H237V73H236ZM249 75H250V74H249ZM249 75H248V76H249ZM253 75H254V74H253ZM5 76H6V75H5ZM20 76H19V77H20ZM23 76H24V75H23ZM43 76H44V75H43ZM53 76H54V74H53ZM65 76H66V75H65ZM84 76H85V75H83V77H84ZM90 76H91V75L87 76L86 79H88V77H90ZM112 76H113V75H112ZM120 76H121V75H120ZM131 76H133V75H131ZM148 76H149V73H148ZM151 76H152V74H151ZM159 76H160V75H159ZM162 76H160V77L162 78ZM164 76H163V77H164ZM168 76H171V75H168ZM178 76H179V75H176L175 80L177 79ZM191 76H193V74H192ZM195 76H196V75H195ZM195 76L192 77L193 79H191V80H193V82H194V78H195ZM212 76H213V75H212ZM212 76H211V77H212ZM224 76H227V75L224 74V75L222 76V79H223ZM248 76H246V77L248 78ZM254 76H255V75H254ZM260 76H261V75H260ZM263 76H264V74H263ZM263 76H262V77H263ZM3 77H4V76H3ZM8 77H9V76H7L6 78H8ZM67 77H68V76H67ZM101 77H102V76H101ZM103 77H104V76H103ZM114 77H115V76H114ZM118 77H119V76H118ZM126 77H127V76H126ZM135 77H136V76H135ZM171 77H172V76H171ZM179 77H180V76H179ZM204 77L206 78L207 76H204ZM204 77H203V78H204ZM209 77H210V76H208L207 80L209 79ZM237 77H238V76H237ZM239 77H240V76H239ZM242 77H244V75H243ZM246 77H244V78H246ZM249 77H250V76H249ZM255 77H256V76H255ZM262 77H261V79H262ZM16 78H17V77H16ZM16 78H15V79H16ZM20 78H22V77H20ZM28 78H30V76H29ZM39 78H40V77H39ZM42 78H43V77H42ZM45 78H46V76H45ZM45 78H44V79H45ZM47 78H48V77H47ZM62 78L64 79V77H62ZM90 78H91V77H90ZM92 78H93V77H92ZM110 78H112V77H110ZM128 78H129V77H128ZM128 78H127V79H128ZM151 78H152V77H151ZM157 78H158V77H157ZM166 78H167V80H168L170 77H166ZM187 78H188V79H187ZM200 78H197V79H198V80H201ZM226 78H227L226 81L228 82V79H229V78H228V77H226ZM226 78H225V79H226ZM252 78H253V77L251 76V79H252ZM13 79H14V77H13ZM63 79H62V80H63ZM71 79H73V78L71 77ZM98 79H99V78H98ZM117 79H118V78H117ZM129 79H130V78H129ZM139 79H140V78H139ZM143 79H144V78H143ZM162 79H163V78H162ZM162 79H161V82H162ZM164 79H165V78H164ZM195 79H196V78H195ZM225 79H224V80H225ZM231 79H232V78H231ZM231 79H230V80H231ZM235 79H236V77H235ZM240 79H241V78H240ZM240 79H239V80H240ZM4 80L6 81L7 79L4 78ZM4 80H3V82L5 83ZM9 80H7V81H9ZM30 80H31V79H30ZM48 80H49V78H48ZM54 80H55V79H54ZM89 80H92V79H89ZM120 80H121V79H120ZM120 80L118 79L119 82H121ZM130 80H131V79H130ZM134 80H135V79H134ZM145 80H146V78H145ZM178 80L180 81V79H178ZM178 80H177V81H178ZM191 80H190V81H191ZM198 80H197V81H198ZM219 80H220V79H219ZM219 80H218V81H219ZM224 80H222V81H224ZM243 80H244V79H243ZM0 81H1V80H0ZM19 81H20V79H19ZM22 81H23V79L21 80V82H22ZM24 81H25V79H24ZM49 81H51V80H49ZM52 81H53V80H52ZM63 81H64V80H63ZM66 81H67V80H66ZM70 81H71V80H70ZM73 81H74V80H73ZM92 81H94V79H93ZM92 81L90 82L91 84H92ZM96 81H97V80H96ZM127 81H129V80H127ZM157 81L159 82L160 80L157 79ZM171 81H173V80H171ZM179 81H178V82H179ZM195 81H196V80H195ZM197 81H196V82H197ZM201 81H202V80H201ZM205 81H206V80H204V82H205ZM233 81H235V80L233 79ZM251 81H254V78H253ZM256 81H257V80H255L254 83H255ZM258 81H259V80H258ZM258 81H257V83H255V84H258ZM260 81H262V80H260ZM3 82H1V84H2ZM46 82H48V81H46ZM46 82H45V84H46ZM54 82L56 83V80H55ZM54 82H53V83H54ZM61 82H62V81H60L59 83L57 82V83L60 84ZM94 82H95V81H94ZM110 82H111V81H110ZM119 82H118V83H119ZM144 82H145V81H143L142 84H143ZM155 82H156V81H155ZM158 82H157V83H158ZM161 82H159V83H161ZM196 82H195V83H196ZM227 82L224 81L223 83H225V84L228 86V83H227ZM248 82H249V81H248ZM11 83H12V82H11ZM13 83H14V82H13ZM27 83H28V82H27ZM53 83H52V86H53ZM62 83H63V82H62ZM62 83H61V85H63ZM83 83H84V82H83ZM90 83H89V84H90ZM108 83H109V82H108ZM108 83H107V84H108ZM112 83H113V82H112ZM122 83H123V81H122ZM129 83H130V82H129ZM129 83H128V84H129ZM133 83H134V82H133ZM137 83H138V82L136 81V85H135V84L131 85L132 83H130V85L133 86V87H134V85H135V86H137V85H141V84H140V83H141L140 81H139L138 84H137ZM145 83H146V82H145ZM145 83H144V84H145ZM147 83H148V82H147ZM151 83H152V82H151ZM153 83H154V82H153ZM163 83H164V81H163ZM166 83H168V81H167ZM174 83H176V81H175ZM174 83H172V85H173ZM181 83H182V82H181ZM218 83H221V82H218ZM232 83H233V82H232ZM232 83H231V85H232ZM235 83H236V82H235ZM241 83H242V80H241ZM241 83H240V85H238V84H237V85L240 86V87H238V88H239V90H241V94H243V91H245L244 89H246L247 86H245V83H243V84H241ZM5 84H7V82H6ZM5 84H4V85H5ZM14 84H15V86H16V85L18 84L17 81H16V83H14ZM20 84H21V83H20ZM20 84H19V85H20ZM25 84H26V83H25ZM86 84H87V83H86ZM86 84H85V85H86ZM91 84H90V85H91ZM123 84H124V83H123ZM144 84H143V85H144ZM179 84H180V83H179ZM182 84H183V83H182ZM208 84H209V83H208ZM229 84H230V83H229ZM246 84H247V82H246ZM255 84H254V86H253L252 84H250V86H251V85L253 86V87L251 86L253 89H250V86H248V88H249L250 90L253 91V90H254V87H255ZM261 84H262V83H261ZM8 85H9V84H8ZM41 85H42V84H41ZM75 85H76V84H75ZM104 85H105V84H104ZM117 85H118V84H117ZM143 85H142V87H143ZM146 85H147V84H146ZM146 85H144V87H145ZM149 85H150V87H152L154 84H153V85L149 84ZM149 85L146 86V87H148L149 89H152V88L160 89V88H158V87L155 86V85H154L155 87L153 86L152 88H150ZM165 85H166V84H165ZM167 85H168V84H167ZM169 85H171V84H169ZM169 85H168L167 87H169ZM176 85H178V84H176ZM185 85H187V83H186ZM185 85H184V86H181V85H180V86L182 87L181 90L183 89V87H185ZM200 85H201V83H200ZM226 85H225V86H226ZM247 85H248V84H247ZM263 85H264V84H263ZM17 86H18V85H17ZM37 86H38V85H37ZM48 86H51V85L48 84ZM56 86H57V85H56ZM70 86H71V85H70ZM76 86H77V85H76ZM86 86H87V85H86ZM110 86L112 87V85H109V88H111ZM120 86H122V84H121ZM158 86H159V85H158ZM174 86H175V84H174ZM190 86H192L191 83H190ZM190 86H189V87L187 86V87L190 88ZM197 86H199V85H196V88H197ZM214 86H215V85H214ZM219 86H222V85L220 84ZM5 87H6V86H3L2 88L4 89ZM24 87H25V86H24ZM24 87H23V88H24ZM38 87H39V86H38ZM61 87H62V86H61ZM63 87H66V86H63ZM71 87H73V86H71ZM71 87H69L68 89L71 90V89H72ZM83 87H84V86H83ZM89 87H90V86H89ZM159 87H160V86H159ZM161 87H162V86H161ZM171 87H172V86H171ZM187 87H186V89H187ZM201 87H202V86H201ZM201 87H199V88H201ZM212 87H213V86H212ZM20 88H21V87H20ZM23 88H22V89H23ZM26 88H27V86H26ZM40 88H41V87H40ZM44 88H46V86H45ZM50 88H51V87H50ZM70 88H71V89H70ZM78 88H79V87H78ZM98 88H99V87H98ZM124 88H125V87H124ZM137 88H138V86H137ZM148 88H147V89H148ZM177 88L179 89L180 87L176 86V89H177ZM193 88H194V87H193ZM206 88H207V87H206ZM206 88H204V89L206 90ZM214 88H215V87H214ZM223 88H224V87H223ZM248 88H247V89H248ZM259 88H260V90H261V87H259ZM8 89H10V88L8 87ZM18 89H19V88H18ZM22 89H21V90H22ZM24 89H25V88H24ZM27 89H28V88H27ZM29 89H30V88H29ZM34 89H36V87H34ZM38 89H39V88H38ZM47 89H48V88H47ZM58 89H59V88H58ZM61 89H64V88H61ZM80 89H81V88H80ZM83 89L85 90V87H84ZM93 89H94V88H93ZM103 89H104V88H103ZM120 89H121V88H120ZM127 89H129V88H127ZM138 89H139V88H138ZM144 89H145V88H144ZM156 89H155V90H156ZM178 89H177V90H178ZM186 89H185V91H186ZM212 89H213V88H212ZM218 89H219V87H218ZM247 89H246V91H247ZM263 89H264V88H263ZM4 90H7V88L4 89ZM4 90H3V91H4ZM10 90H11V89H10ZM40 90H41V89H40ZM72 90H73V89H72ZM72 90H71V91H72ZM78 90H79V89H78ZM118 90H119V89H118ZM122 90H123V89H122ZM162 90H163V92H164L165 89L163 88ZM187 90H188V92H189L190 90L193 91V89H191V88H190V90H189V89H187ZM194 90H195V89H194ZM198 90H199V89H198ZM214 90H215V89H214ZM250 90L247 91V93H245L244 96L249 95L248 92H250V93L252 92V91H250ZM17 91H18V90H17ZM62 91H63V90H62ZM66 91L68 92V90H66ZM71 91H70V92H71ZM88 91H89V90H88ZM102 91H108V89H106V90H102ZM116 91H117V90H116ZM126 91H127V90H126ZM148 91H150V90H148ZM159 91H160V90H159ZM166 91H168V90H166ZM191 91H190V94H191ZM206 91H207V90H206ZM215 91H216V90H215ZM224 91H225V90H224ZM246 91H245V92H246ZM254 91H255V90H254ZM0 92H2V90H1ZM4 92H5V91H4ZM4 92H3V93H4ZM7 92H8V91H7ZM20 92H21V91H20ZM39 92H40V91H39ZM59 92H60V91H59ZM67 92H66V93H67ZM70 92H69V93H70ZM73 92H74V90H73ZM76 92H77V93H80V91H79V92L76 91ZM100 92H101V91H100ZM100 92H98L97 94H99ZM151 92L153 93V91H151ZM161 92H162V91H161ZM196 92H197V91H196ZM198 92H199V91H198ZM203 92H204V90H203ZM211 92H212V90H211ZM218 92H219V90H218ZM225 92H226V91H225ZM238 92H239V91H238ZM257 92H259V91H257ZM13 93H14V92H13ZM13 93H11V94H13ZM22 93H23V92H22ZM22 93H21V94H22ZM26 93H27V92H26ZM42 93H44V92H42ZM42 93H39V95L42 94ZM64 93H65V92H64ZM85 93H86V92H85ZM90 93H91V92H90ZM108 93L110 94L111 92L108 91ZM113 93H114V91H113ZM117 93H118V92H117ZM127 93H128V95H129V92H128V91H127ZM149 93H150V92H149ZM155 93H156V92H155ZM169 93H170V92H169ZM169 93H168V94H169ZM177 93H178V92H177ZM194 93H195V92H194ZM201 93H202V92H201ZM223 93H224V92H223ZM232 93H234V92H231V93H230V92L228 91L226 98L229 97L230 94H231V95H233V98L235 99L236 96H235L234 94H232ZM259 93H260V92H259ZM4 94H5V93H4ZM4 94H3V95H4ZM8 94H9V93H8ZM18 94H19V93H18ZM27 94H28V93H27ZM44 94H45V93H44ZM67 94H68V93H67ZM71 94H72V93H71ZM94 94H95V93H94ZM133 94H134V93H133ZM146 94H148V93L146 92ZM150 94H151V93H150ZM150 94H148V96H150V98H151V96H153V94H152V95H150ZM156 94H157V93H156ZM156 94H155V95H156ZM159 94L161 95V93H159ZM173 94H174V93H173ZM185 94H186V92H185ZM187 94L189 95V93H187ZM202 94H203V93H202ZM207 94H208V93H207ZM209 94H210V93H209ZM211 94H212V93H211ZM236 94H238V93H236ZM251 94L254 95L253 92H252ZM255 94H256V93H255ZM261 94H263V93H261ZM30 95H32V94H30ZM37 95H38V94H37ZM37 95H36V97H37ZM52 95H53V94H52ZM95 95H96V94H95ZM105 95H107V94H105ZM118 95H120V94L118 93ZM118 95H115V96H118ZM128 95L125 93V97H126V98H127ZM130 95H132V94H130ZM130 95H129V97H130ZM163 95H164V93H163ZM195 95H196V94H195ZM213 95H214V93H213ZM213 95H212V96H213ZM228 95H229V96H228ZM239 95H240V93H239L237 96H239ZM257 95H259V97H260V94L257 93ZM6 96H7V94H6ZM8 96H9V95H8ZM14 96H16V95H14ZM41 96H42V95H41ZM59 96H60V95H59ZM65 96H66V95H65ZM65 96L62 97V98H65ZM71 96H72V95H71ZM73 96H74V95H73ZM76 96H77V95H76ZM83 96H85V95H83ZM86 96H87V95H86ZM111 96H112V95H111ZM146 96H147V95H146ZM146 96H145V97H146ZM166 96H167V95H166ZM169 96H170V95H169ZM172 96H174V95H172ZM216 96H217V95H216ZM3 97H4V96H3ZM3 97H2V98H3ZM10 97H11V96H10ZM23 97H24V96H23ZM38 97H39V96H38ZM44 97H45V96H44ZM47 97H48V95H47ZM49 97H50V96H49ZM49 97H48V98H49ZM60 97H61V96H60ZM69 97H70V96H69ZM104 97H105V96H104ZM104 97L102 96V98H104ZM112 97H113V96H112ZM119 97H120V96H119ZM121 97H122V96H121ZM133 97H134V95H133ZM133 97H131V98H132V99H134L135 97L137 98V96H135L134 98H133ZM139 97H140V95H139ZM177 97H178V96H177ZM177 97H176V98H177ZM194 97L196 98V96H194ZM200 97H202V95H201ZM207 97H208V95H207ZM219 97H220V96H219ZM223 97H224V95H223ZM246 97H247V96H246ZM248 97H249V96H248ZM5 98H6V97H4V99H5ZM56 98H57V97L54 98V100H53L54 102H56V101H55ZM62 98H61V99H62ZM79 98H80V97H79ZM117 98H118V97H117ZM122 98H123V97H122ZM158 98L160 99V97H158ZM186 98H187V97H186ZM186 98L183 99V100H185V102H186V100H187ZM189 98H190V96H189ZM242 98H243V97H242ZM27 99H28V98H27ZM27 99H26V100H27ZM34 99H35V98H34ZM34 99H33V100H34ZM36 99H37V98H36ZM57 99H58V98H57ZM81 99H82V98H81ZM87 99H88V98H87ZM93 99H94V98H92V100H93ZM97 99H98V98H97ZM100 99H101V96H100ZM106 99H108V98H105V101H104V102H106ZM139 99H140V98H139ZM163 99H164V98H163ZM173 99H175V98L173 97ZM203 99H204V98H203ZM205 99H206V96H205ZM230 99H232V98H230ZM230 99L227 98V100H230ZM245 99H246V98H245ZM249 99H251V96H250V98H248L247 100H249ZM254 99H255V98H254ZM5 100H7V98H6ZM49 100H50V99H49ZM49 100H48V101H49ZM58 100H60V99H58ZM65 100H66V99H65ZM73 100H74V99H73ZM73 100H72V104H73ZM114 100H115V97H114ZM121 100H122V99H121ZM134 100H135V99H134ZM141 100H143V99H141ZM141 100H140V101H141ZM148 100H149V98H148ZM164 100H165V99H164ZM166 100H167V99H166ZM170 100H171V97H170ZM179 100H180V99H179ZM189 100H190V99H189ZM189 100H188V101H189ZM192 100H194V99H192ZM198 100H200V99H196V101H198ZM201 100H202V99H201ZM206 100H207V99H206ZM206 100H205V101H206ZM223 100L225 101V99H221V101H223ZM1 101H3V100H1ZM10 101H11V100H10ZM10 101H9V102H10ZM13 101H14V103L16 102L15 100H13ZM22 101H23V100H22ZM44 101H45V100H44ZM53 101H52V103H53ZM61 101H64V100L62 99ZM81 101H82V100H81ZM88 101H89V100H88ZM129 101H131V100H129ZM144 101H145V100H144ZM150 101L152 102V98L150 99ZM154 101H156V100L154 99ZM154 101H153V102H154ZM159 101H160V100H159ZM174 101H175V100H174ZM196 101H195V102H196ZM203 101H204V100H203ZM213 101H214V100H213ZM224 101H223V102H224ZM249 101H250V100H249ZM251 101H252V100H251ZM4 102H5V101H4ZM4 102H3V105H4ZM6 102H7V101H6ZM23 102H26V101L24 100ZM23 102H22V104H23ZM39 102H40V101H39ZM45 102L48 103L47 101H45ZM64 102H65V101H64ZM69 102H70V101H69ZM75 102H76V101H75ZM86 102H87V101H86ZM91 102H92V101H91ZM95 102H96V99H95ZM95 102L93 103V105L95 104ZM100 102H101V101H100ZM118 102H119V100H118ZM127 102H128V101H127ZM156 102H157V101H156ZM161 102H162V101H161ZM168 102H169V101H168ZM185 102L183 101L184 104L187 103V102H186V103H185ZM195 102H194V103H195ZM201 102H202V101H201ZM201 102H200V104H202ZM210 102H212V101H210ZM231 102H232V100H231ZM10 103H11V102H10ZM34 103H35V102H34ZM41 103H43V102H41ZM57 103H58V102H57ZM62 103H63V102H62ZM62 103H61V104H62ZM65 103H66V102H65ZM76 103H78V102H76ZM76 103H75V104H76ZM80 103H81V102H80ZM80 103H78V104H80ZM84 103H85V100H84ZM84 103H83V104H84ZM87 103H88V102H87ZM108 103H109V102H108ZM110 103H111V102H110ZM124 103H125V101H124ZM124 103H123V104H124ZM131 103H132V101H131ZM145 103H146V102H145ZM157 103H158V102H157ZM170 103H171V101H170ZM179 103H181V102H179ZM190 103H191V101H190ZM204 103H205V102H204ZM206 103H207V101H206ZM206 103H205V104H206ZM214 103H215V101H214ZM214 103H213V104H214ZM233 103H234V102H233ZM233 103H232V104H233ZM248 103H249V102H248ZM7 104H8V102H7ZM7 104L5 103V106H7ZM59 104H60V103H59ZM78 104H77V105H78ZM83 104H82V105H83ZM96 104H99V103H96ZM117 104H118V103H117ZM123 104H122V105H123ZM128 104H129V103H128ZM128 104L125 103V105H128ZM139 104H140V102H139ZM139 104H138V102H137L136 105L139 106ZM151 104H152V103H151ZM151 104H150V105H151ZM160 104H161V103H160ZM195 104H196V103H195ZM197 104H199V103L197 102ZM197 104H196V105H197ZM208 104H209V102H208ZM226 104L229 105V104H228V101L226 102ZM17 105H18V104H17ZM19 105H21V104H19ZM19 105H18V106H19ZM33 105H34V104H33ZM38 105H39V104H38ZM40 105H42V104H40ZM52 105H53V104H52ZM52 105H51V106H52ZM54 105H55V104H54ZM85 105H86V104H85ZM89 105L91 106V103H90ZM102 105H105V104H102ZM106 105L108 106V105H110V104H106ZM106 105L104 106V109L106 108ZM113 105H116V104H113ZM113 105H111L112 108H113ZM125 105H124V106H125ZM147 105H148V103H147ZM152 105H153V104H152ZM154 105H155V104H154ZM162 105H163V104H162ZM162 105H160V106L162 107V111H163V110H164V109H163L164 106H162ZM171 105H172V104H171ZM173 105H174V104H173ZM182 105H183V104H182ZM186 105H187V104H186ZM1 106H2V105H1ZM30 106H31V105H30ZM30 106H29V107H30ZM34 106H35V105H34ZM47 106H48V105H47ZM49 106H50V103H49ZM49 106H48V107H49ZM80 106H81V104H80ZM97 106H98V105H97ZM111 106H110V107H111ZM116 106H117V105H116ZM118 106H119V105H118ZM120 106H121V105H120ZM133 106H134V105H133ZM160 106H159V110H160ZM166 106H167V104H166ZM166 106H165V107H166ZM210 106H211V105H210ZM10 107H11V106H10ZM10 107H9V104H8V108H10ZM12 107H13V104H12ZM12 107H11V109H12ZM45 107H46V106H45ZM54 107H56V106H54ZM57 107H58V106H57ZM57 107H56V108H57ZM59 107H60V105H59ZM59 107H58V108H59ZM68 107H69V106H68ZM75 107H76V106H75ZM77 107H78V106H77ZM94 107H96V106H93V108H94ZM99 107H102V106L99 105ZM131 107H132V106H131ZM140 107H141V106H140ZM140 107H139V108H140ZM155 107H156V106H155ZM157 107H158V105H157ZM165 107H164V108H165ZM170 107H171V106H170ZM170 107H169V108H170ZM174 107H175V106H174ZM188 107H189V105H188ZM191 107H192V106H191ZM197 107H198V105H197ZM201 107H202V106H201ZM201 107H199V110L201 109ZM207 107H209V106H207ZM229 107H230V105H229ZM233 107H234V104H233ZM233 107H232V108H233ZM259 107H260V105H259ZM19 108H20V107H19ZM23 108H24V107H23ZM23 108H22V110H24ZM26 108H28V107L26 106ZM42 108H43V107H42ZM50 108H51V107H50ZM58 108H57V109H58ZM60 108H61V107H60ZM80 108H81V107H80ZM97 108H98V107H97ZM112 108H111V109H112ZM115 108H116V107H115ZM121 108H122V106H121ZM123 108H124V107H123ZM132 108H133V107H132ZM136 108H137V107H136ZM152 108H154V107L152 106ZM172 108H173V107H172ZM181 108H182V106L180 107V109H181ZM184 108H185V107H184ZM184 108H182V109H184ZM195 108H196V107H195ZM195 108H194V109H195ZM242 108H243V107H242ZM253 108H254V107H253ZM255 108H256V107H255ZM262 108H263V107H262ZM5 109H6V108H5ZM32 109H33V108H32ZM36 109H37V108H36ZM48 109H49V108H48ZM62 109H63V107H62ZM64 109H66V108L64 107ZM75 109H76V108H75ZM82 109H83V108H82ZM85 109H86V108H85ZM90 109H91V108H90ZM101 109H103V107H102ZM113 109H114V108H113ZM117 109H119V108H117ZM125 109H126V108H125ZM142 109H144V108H142ZM155 109H156V108H155ZM173 109H174V108H173ZM192 109H193V108H192ZM202 109H203V108H202ZM206 109H207V108H206ZM229 109H231V108H229ZM13 110H16V109L13 108ZM28 110H29V108H28ZM33 110H34V109H33ZM44 110H45V109H44ZM91 110H92V109H91ZM123 110H124V109H123ZM135 110H136V109H135ZM157 110H158V109H157ZM169 110L172 111V109H169ZM176 110H177V109H176ZM203 110H204V109H203ZM236 110H237V109H236ZM240 110H242V109H240ZM240 110H237V111H240ZM250 110L252 111V108H251ZM258 110H259V109H258ZM258 110H257V111H258ZM3 111H4V110L2 109L1 114H4ZM20 111H21V110H20ZM29 111H30V110H29ZM29 111H27V113H28ZM37 111H38V110H37ZM39 111H40V110H39ZM56 111H57V110H56ZM70 111H71V110H70ZM77 111H78V110H77ZM77 111H76V112H77ZM87 111H89V110H86V111H84V112L86 113ZM119 111H120V109H119L117 112H119ZM133 111H134V110H133ZM142 111H143V110H142ZM147 111H148V110H147ZM160 111H161V110H160ZM226 111H227V110H226ZM242 111H243V110H242ZM242 111H241V112H242ZM259 111H261V110H259ZM8 112L11 113V111H9V110H8ZM13 112H14V111H13ZM18 112H19V111H18ZM21 112H22V111H21ZM24 112H25V111H24ZM34 112H35V111H34ZM41 112H43V110H42ZM47 112H48V111H47ZM57 112H58V111H57ZM76 112H75V113H76ZM90 112H91V111H90ZM92 112H93V111H92ZM103 112H104V111H103ZM108 112H109V111H108ZM112 112H114V111H112ZM115 112H116V111H115ZM155 112H156V111H155ZM158 112H159V111H158ZM169 112H170V111H169ZM172 112H173V111H172ZM172 112H171V113H172ZM206 112L208 113V111H206ZM211 112H212V111H210V114H211ZM5 113H6V112H5ZM29 113H30V112H29ZM36 113H38V112H36ZM39 113H40V112H39ZM39 113H38V115H39ZM43 113H44V112H43ZM52 113H53V112H52ZM58 113H59V112H58ZM72 113H73V111H72L71 114H70L71 116H72ZM85 113H84V114H85ZM96 113H97V111H96ZM100 113H101V112H100ZM123 113H124V112H123ZM126 113H127V112H126ZM126 113H125V114H126ZM136 113H137V112H136ZM136 113H134L135 116H136ZM143 113H144V112H143ZM143 113H142V115L144 116L145 113H144V114H143ZM152 113L154 114V111H153ZM163 113H165V110H164ZM243 113H244V112H243ZM248 113H249V117H250V116H251V115H250V111H249ZM260 113H261V112H260ZM11 114H12V113H11ZM40 114H41V113H40ZM59 114H60V113H59ZM68 114H69V112H68ZM73 114H74V113H73ZM84 114H83L82 116H84ZM86 114H87V113H86ZM86 114H85V115H86ZM92 114H93V113H92ZM92 114H91V115H92ZM97 114H99V112H98ZM101 114H102V113H101ZM101 114H100V115H101ZM110 114H111V112H110ZM119 114L121 115V112H119ZM125 114H124V115H125ZM128 114H129V113H128ZM226 114H227V113H226ZM9 115H10V114H9ZM19 115H22V114H21V113H20V114L18 113V116H19ZM28 115H29V114H28ZM34 115H35V114H34ZM53 115H54V114H53ZM63 115H64V114H63ZM93 115H94V114H93ZM112 115H114V114H112ZM140 115H141V113H140ZM149 115H151V114H149ZM233 115H234V114H233ZM244 115H246V113H245ZM3 116H4V115H3ZM6 116H8V115H6ZM15 116H16V115H15ZM15 116H12L13 120H12L11 118H10V120L14 121V117H15ZM48 116H49V115H48ZM51 116H52V115H51ZM64 116H65V115H64ZM64 116H63V118H64ZM73 116H74V115H73ZM95 116H96V115H95ZM106 116H108V115H106ZM122 116H123V115H122ZM143 116H142V117H143ZM145 116H146V115H145ZM153 116H154V115H153ZM179 116H180V115H179ZM210 116L212 117V114H211ZM246 116H247V115H246ZM9 117H10V116H9ZM16 117H17V116H16ZM16 117H15V119L18 118V117H17V118H16ZM21 117H22V116H21ZM28 117H30V116H28ZM40 117H41V116H40ZM66 117L68 118V115H67ZM90 117H91V116H90ZM99 117H100V116H99ZM101 117H102V116H101ZM110 117H111V116H110ZM124 117H125V116H124ZM124 117H123V118H124ZM137 117H138V116H136V118H137ZM139 117L141 118V116H139ZM164 117H165V116H164ZM164 117H161V118H164ZM232 117H233V116H232ZM243 117L245 118V116H243ZM243 117H242V118H243ZM247 117H248V116H247ZM249 117H248V118H249ZM24 118H25V117H24ZM48 118H49V117H48ZM69 118H70V117H69ZM74 118H75V117H74ZM79 118H80V117H79ZM79 118H78V119H79ZM83 118H86V117L84 116ZM83 118H82V119H83ZM94 118H95V117H94ZM117 118H118V116H117ZM120 118H121V117L119 116V119H120ZM166 118H167V117H166ZM224 118H225V117H224ZM237 118H238V117H237ZM248 118H247V119H248ZM251 118H252V116H251ZM19 119H20V121H19V123H20L22 118L19 117ZM46 119H47V118H46ZM51 119H52V118H51ZM54 119H55V118H53V120H54ZM57 119H58V118H57ZM71 119H72V118H71ZM87 119H89V117H88ZM95 119H97V118H95ZM98 119H99V118H98ZM104 119H105V117H104ZM111 119H112V118H111ZM114 119H115V118H114ZM125 119H126V118H125ZM137 119H138V121H141L139 118H137ZM137 119H136V121H137ZM168 119H169V118H168ZM4 120H5V118H4ZM10 120H8V121L10 122ZM22 120H24V119H22ZM26 120H27V118H26ZM26 120H25V121H26ZM53 120H52V121H53ZM60 120H61V119H60ZM60 120H58V121H60ZM64 120L66 121L67 119H64ZM112 120H113V119H112ZM115 120H116V119H115ZM127 120H128V119H127ZM144 120H145V119H144ZM159 120H160V119H159ZM199 120H200V119H199ZM230 120H231V119H230ZM242 120H243V119H242ZM248 120H249V119H248ZM248 120H246L245 122L248 123V122H249ZM251 120H252V119H251ZM2 121H3V120L1 119V122H2ZM5 121H6V120H5ZM52 121H51V122H52ZM56 121H57V120H56ZM56 121H54V122H56ZM99 121H100V120H99ZM104 121H106V120H104ZM122 121H123V120H122ZM129 121H130V119H129ZM163 121H164V120H163ZM169 121H170V120H169ZM194 121H195V120H194ZM219 121H220V120H219ZM231 121H232V120H231ZM234 121H235V120H234ZM81 122H82V121H81ZM94 122H95V121H94ZM106 122H108V121H106ZM114 122H115V121H113L112 123H114ZM116 122H117V120H116ZM120 122H121V120H120ZM123 122L125 123V121H123ZM131 122H132V121H131ZM158 122H159V125H157L158 128H156L155 130H158V129H159V126L162 125L160 121H158ZM202 122H204V121H202ZM212 122H213V121H212ZM232 122H233V121H232ZM241 122H242V121H241ZM257 122H258V121H257ZM257 122L255 121V124L259 125ZM262 122H263V121H262ZM262 122H261V123H262ZM11 123H12V122H11ZM43 123L45 124L44 121H43ZM59 123H60V122H59ZM92 123H93V122H92ZM95 123H97V121H96ZM95 123H93V124H94V125H97V124H95ZM101 123H102V122H101ZM146 123H147V122H146ZM165 123H166V122H165ZM165 123H164V126L166 127ZM170 123H171V121H170ZM170 123H169V124H170ZM213 123H214V122H213ZM233 123H234V122H233ZM250 123H251V122H250ZM261 123H260V125H261ZM0 124H1V123H0ZM93 124H92V125H93ZM98 124H99V122H98ZM109 124H110V123H109ZM117 124H119V122H118ZM117 124H116V125H117ZM129 124H130V123H129ZM139 124H140V123H139ZM141 124H142V127H141V128H143L144 125H143V123H141ZM141 124H140V125H141ZM178 124H179V126H180V123H178ZM215 124H216V123H215ZM253 124H254V121H253L252 125H253ZM2 125H3V124H2ZM5 125H6V124H5ZM18 125H19V124H18ZM46 125H47V124H46ZM87 125H88V124H87ZM89 125H90L91 127H90V126H87V127H90V130H93L94 128L91 129V128L93 127V126L91 125V122H90ZM102 125H103V124H102ZM116 125H115V126H116ZM171 125H173V124L171 123ZM199 125H200V124H199ZM201 125H202V123H201ZM208 125H209V124H208ZM208 125L204 123V126H208ZM260 125H259V126H260ZM32 126H33V125H32ZM71 126H72V125H71ZM97 126H99V125H97ZM104 126H105V124H104ZM104 126H103V127H104ZM132 126L134 127V125H132ZM150 126H151V125H150ZM212 126H213V124H212ZM218 126H219V128H220L221 124L218 125ZM247 126L252 127V129H254V131H255V128H253V126L249 125V123L247 124ZM3 127H4V125H3ZM40 127H41V126H40ZM43 127H44V126H43ZM43 127H42V128H43ZM54 127H55V126H54ZM54 127H53V128H54ZM68 127H69V126H68ZM74 127H75V126H74ZM81 127H82V126H81ZM94 127H95V126H94ZM101 127H102V126H101ZM101 127L99 128L100 131L103 130V129H101ZM160 127H161V126H160ZM170 127H173V126H170ZM170 127H169V128H170ZM177 127H178V126H177ZM222 127H223V126H222ZM228 127H231V126H230V123H229ZM250 127H248V128L251 129ZM255 127H256V125H255ZM261 127H262V126H261ZM263 127H264V126H263ZM13 128H14V127H13ZM16 128H17V127H16ZM33 128H34V127H33ZM37 128H38V127H37ZM47 128H48V127H47ZM58 128H59V127H58ZM96 128H97V127H96ZM117 128H118V127H117ZM119 128H120V127H119ZM131 128H132V127H131ZM144 128H146V127H144ZM144 128H143V130H145ZM169 128H168V130H169ZM200 128H201V126H200ZM202 128H203V127H202ZM202 128H201V129H202ZM209 128H210V127H209ZM0 129H1V127H0ZM34 129H36V127H35ZM34 129H33V130H34ZM60 129H61V128H60ZM83 129H84V128H83ZM85 129H87V128H85ZM85 129H84V130H85ZM104 129H105V128H104ZM126 129H127V128H126ZM132 129H133V128H132ZM139 129H140V128H139ZM139 129H138V130H139ZM163 129H164V127L162 128V131H163ZM191 129H193V128H191ZM191 129H190V130H191ZM201 129H200V130H201ZM249 129H248V131H250ZM21 130H22V129H21ZM27 130H28V129H27ZM27 130H26V131H27ZM33 130L31 129V132H29V133H32ZM37 130H38V129H37ZM37 130H36V131H37ZM39 130H40V129H39ZM41 130H42V129H41ZM41 130H40V131H41ZM46 130H47V129H46ZM51 130H52V129H51ZM54 130H55V129H54ZM58 130H59V129H58ZM64 130H65V129H64ZM77 130H79V128H78ZM90 130H87L86 133H87L88 131H90ZM121 130H122V129H121ZM146 130H147V129H146ZM160 130H161V128H160ZM171 130H172V129H171ZM205 130H208V127H207V129L205 128L204 131H205ZM221 130H222V129H221ZM221 130H220V131H221ZM225 130H226V129H225ZM239 130H240V129H239ZM34 131H35V130H34ZM36 131H35V132H36ZM40 131H39V132H40ZM49 131H50V130H49ZM59 131H60V130H59ZM79 131H80V130H79ZM79 131H78V132L75 131V132L81 134L82 129H81L80 132H79ZM93 131L95 132V129H94ZM97 131H98V130H97ZM118 131H119V130H118ZM123 131H124V129H123ZM123 131H122V132H123ZM164 131H167V130H164ZM164 131H163V132H164ZM191 131H192V130H191ZM202 131H203V129H202ZM230 131H231V130H230ZM5 132H6V131H5ZM7 132H9V131H7ZM17 132H18V131H17ZM35 132H34V133H35ZM66 132H68V131H66ZM66 132H64V133H66ZM75 132H73V134H74ZM84 132H85V131H84ZM84 132L82 131V133H84ZM124 132H126V130H125ZM141 132H142V130H141ZM143 132H144V131H143ZM172 132H174V131H172ZM172 132H171V135H172ZM193 132H194V131H193ZM205 132H206V131H205ZM205 132H204V133H205ZM208 132H209V131H208ZM210 132H211V130H210ZM212 132H213V131H212ZM218 132H219V131H218ZM259 132H260V131H259ZM262 132H263V130L261 131V133H262ZM23 133H24V132H23ZM68 133H69V132H68ZM77 133H75V134H77ZM116 133H117V132H116ZM119 133H120V132H119ZM159 133H160V132H159ZM167 133H168V132H167ZM188 133H189V131H188ZM188 133H187V134H188ZM230 133H231V132H230ZM251 133H252V132H251ZM255 133H256V132H255ZM17 134H18V133H17ZM37 134H38V132H37ZM49 134H50V133H49ZM53 134H55V132H54ZM75 134H74V135H75ZM80 134H79V135H80ZM88 134H89V133H87L86 135H88ZM90 134H91V132H90ZM93 134H94V133L92 132V135H93ZM112 134H114V131L112 132ZM161 134H162V133H161ZM165 134H166V133H165ZM169 134H170V133H169ZM190 134H191V133H190ZM192 134H193V133H192ZM201 134H202V133H201ZM209 134H210V133H209ZM219 134H220V132H219ZM222 134H223V133H222ZM245 134L248 135V136L250 135L249 132H248V134L245 132ZM10 135H11V134H10ZM29 135H30V134H29ZM79 135H78V136H79ZM94 135H95V134H94ZM94 135H93V137H94ZM114 135H118V134H114ZM119 135H120L119 137H121V133H120ZM126 135H127V134H126ZM129 135H130V134H129ZM131 135H132V134H131ZM142 135H143V134H142ZM145 135H146V131H145ZM158 135H160V134H158ZM212 135H214V134H212ZM8 136H9V135H8ZM30 136H31V135H30ZM32 136H37V135H32ZM54 136H55V135H54ZM76 136H77V135H76ZM81 136H82V135H81ZM123 136H124V135H123ZM127 136H128V135H127ZM139 136H140V135L138 134V137H139ZM162 136H163V135H162ZM166 136H167V135H166ZM189 136H190V135H189ZM191 136L193 137L194 135H191ZM199 136L202 137V135H199ZM204 136H205V135H204ZM208 136H209V135H208ZM214 136H215V135H214ZM216 136H217V135H216ZM222 136H223V135H222ZM241 136H242V135H241ZM243 136H244V135H243ZM258 136H259V135H258ZM41 137H42V136H41ZM41 137H40V138H41ZM46 137H47V136H46ZM46 137L44 136V138H46ZM49 137H50V136H49ZM55 137H56V136H55ZM71 137H75V136H71ZM83 137H84V136H83ZM93 137H92V138H93ZM95 137H96V136H95ZM98 137H99V136H97V138H98ZM129 137H130V136H129ZM131 137H132V136H131ZM133 137L136 138L137 135H136V137H135V136H133ZM184 137H185V135H184ZM186 137H188V136H186ZM186 137H185V138H186ZM238 137H239V136H237V140H236V141H239V140H240V139L238 140ZM249 137H250V136H249ZM252 137H253V136H252ZM254 137H257V136H254ZM7 138H8V137H7ZM16 138H17V137H16ZM26 138H27V137H26ZM37 138H38V137H37ZM37 138H36V139H37ZM78 138H79V137H78ZM78 138H75L76 141H75V140H72L73 138H71V140H72L71 142H73L74 145H75V143H78V140H79ZM84 138H85V137H84ZM92 138L90 137L89 139L91 140ZM97 138H96V139H97ZM124 138H126V137H124ZM124 138H123V139H124ZM127 138H128V137H127ZM127 138H126V139H127ZM134 138L132 139V141L130 140V138H128V140H130V141L132 142V145H133L132 147L135 146L134 143H133ZM171 138H172V137H171ZM198 138H199V137H198ZM198 138L195 139V136H194V139H195V140H193L194 143H195L196 140H198ZM203 138H204V137H203ZM208 138H209V137H208ZM212 138H213V136H212ZM219 138H220V137H219ZM13 139H14V138H13ZM23 139H24V138H23ZM52 139H53L52 141L55 140L54 138H52ZM61 139H62V138H61ZM77 139H78V140H77ZM115 139H116V138H115ZM123 139H122V142L125 141V139H124V141H123ZM157 139H160V138H157ZM164 139H165V138H164ZM244 139L246 140V137H245ZM260 139H261V138H259V139L257 138V140H259V142L261 141ZM29 140H30V139H29ZM32 140H33V139H32ZM34 140H35V138H34ZM46 140H47V138H46ZM48 140H49V139H48ZM50 140H51V139H50ZM50 140H49V141H50ZM65 140H66V138H65ZM94 140H95V138H94ZM94 140L91 141V144H92V142L94 143ZM165 140H167V139H165ZM165 140H164V141H165ZM176 140H177V137H176ZM183 140H184V139H183ZM188 140H189V139H188ZM217 140H218V139H217ZM226 140H227V139H226ZM242 140H243V138H242ZM242 140H241V141H242ZM249 140H250V141H251V140H255V138H253V139L250 138ZM249 140H248V142H250ZM257 140H255V141H257ZM5 141H6V139H5ZM17 141H18V139H17ZM38 141H39V140H38ZM38 141H37V142H38ZM41 141L44 142V141L41 139V140L39 141V144H40ZM69 141H70V140H69ZM74 141H75V142H74ZM86 141H88V139H87ZM86 141H85V142H86ZM113 141H114V140H113ZM140 141H141V140H140ZM156 141L158 142V140H156ZM180 141H181V140H180ZM208 141H209V140H208ZM208 141H207V142H208ZM213 141H214V142H217L216 140H213ZM233 141H235V140H233ZM241 141H240V142H241ZM255 141H254V143H255ZM1 142H2V141H1ZM30 142H31V141H30ZM46 142H47V141H46ZM58 142H59V141H58ZM67 142H68V141H66V143H67ZM71 142H70V143H71ZM81 142H82V141H81ZM85 142H84V143H85ZM131 142H130V143H131ZM134 142H135V140H134ZM152 142H153V141H152ZM159 142H160V141H159ZM159 142H158V144H159ZM168 142H170V140H169ZM184 142H186V141L184 140L183 143H184ZM187 142H188V141H187ZM187 142H186V144H187ZM189 142H190V141H189ZM191 142H192V141H191ZM191 142H190V144L192 145ZM219 142L221 143L222 141L219 140ZM243 142H244V141H243ZM251 142H252V141H251ZM257 142H258V141H257ZM24 143H25V142H24ZM64 143H65V141H64ZM66 143H65V144H66ZM73 143H72V144H73ZM79 143H80V140H79ZM82 143H83V142H82ZM82 143H81V145H82ZM89 143H90V141H89ZM117 143H118V142H117ZM153 143H154V142H153ZM160 143H163V141H161ZM170 143H171V142H170ZM194 143H193L192 146H194ZM208 143H209V142H208ZM217 143H218V142H217ZM217 143H215V144H217ZM222 143H224V142H222ZM222 143H221V144H222ZM232 143H233V144H232ZM232 143L230 142V146H231V145H237V144H238L237 142H236V143H235V142H232ZM254 143H253V144H254ZM261 143L264 144L263 140H262ZM25 144H26V143H25ZM35 144H36V143H35ZM44 144L47 145V143H44ZM65 144H63V145H65ZM113 144H114V143H113ZM128 144H129V143H128ZM158 144H156V145L158 146ZM164 144H165V142H164ZM164 144H163V145H164ZM166 144H167V143H166ZM180 144H181V142H180ZM184 144H185V143H184ZM221 144H219V145H221ZM225 144H226L225 147H227V143H224V144H222V145H225ZM28 145H29V144H28ZM40 145H41V144H40ZM58 145H59V144H58ZM67 145H69V142H68ZM78 145H79V144H78ZM81 145H80V146H81ZM83 145H84V144H83ZM87 145H88V144H87ZM89 145H90V144H89ZM105 145H107V144H105ZM110 145H111V143L109 144V146H110ZM117 145H118V144H117ZM129 145H130V144H129ZM144 145H145V144H144ZM146 145H147V143H146ZM151 145H152V143H151ZM156 145H155V146H156ZM176 145H177V144H176ZM203 145H204V142H203L202 146H203ZM254 145H255V144H254ZM254 145H253V146H254ZM260 145H261V144H260ZM55 146H56V145H55ZM115 146H116V145H115ZM118 146H119V145H118ZM121 146L124 147L123 145H121ZM152 146H153V145H152ZM152 146H151V147H152ZM161 146H162V144H161ZM161 146H160V147L158 146V148H161ZM211 146L214 147V145H210V147H211ZM216 146H217V145H216ZM250 146H251V145H250ZM258 146H259V145H258ZM263 146H264V145H263ZM31 147H32V146H31ZM33 147H34V145H33ZM47 147H49V146H47ZM53 147H54V145H53ZM56 147H57V146H56ZM81 147H82V146H81ZM89 147H91V145H90ZM119 147H120V146H119ZM129 147H130V146H129ZM144 147H145V146H144ZM148 147H149V146H148ZM165 147H166V146H165ZM165 147H164V148H165ZM167 147H168V146H167ZM181 147H182V146H181ZM186 147H187V146H186ZM204 147H206V145L203 146V149H204ZM210 147H209V148L207 147V148H208L209 150H211ZM213 147H212V150H213V152H215V151L217 150V147H219V146L215 147V151H214V148H213ZM222 147H223V146H222ZM233 147H234V146H233ZM235 147H236V146H235ZM239 147H240V144H239ZM256 147H257V146H256ZM259 147H261V146H259ZM54 148H55V147H54ZM111 148H113V146H111ZM138 148H139V147H138ZM155 148H156V147H155ZM177 148H178V147H177ZM183 148H184V145H183ZM36 149H37V148H36ZM36 149H34V150H36ZM48 149H49V148H48ZM120 149H121V147H120ZM148 149H149V148H148ZM224 149H225V148H222V149H220L219 151L224 150ZM228 149H229V147H228ZM228 149H227V150H228ZM237 149H238V146H237ZM253 149H254V148H253ZM258 149H259V150H258ZM258 149L256 150L257 152H259L261 148H258ZM32 150H33V149H31V151H32ZM44 150H45V149H44ZM55 150H56V149H55ZM59 150H60V149H59ZM110 150H111V149H110ZM115 150H116V148H115ZM115 150H114V151H115ZM117 150H118V149H117ZM130 150H131V149H130ZM130 150H129V152H130ZM200 150H202V149L200 148ZM249 150H250V149H249ZM254 150H255V149H254ZM262 150H263V148H262ZM45 151H46V150H45ZM45 151H44V152H45ZM53 151H54V150H53ZM53 151H52V152H53ZM104 151H105V150H104ZM108 151H109V150H108ZM124 151H125V150H124ZM136 151H137V150H136ZM163 151H164V149H163ZM192 151H193V150H192ZM224 151H226V150H224ZM228 151H229V150H228ZM228 151H226V152H228ZM230 151H231V150H230ZM251 151L253 152V150H251ZM256 151H254L253 155L255 154ZM263 151H264V150H263ZM55 152H56V151H55ZM61 152H62V151H61ZM92 152H93V151H92ZM92 152H91V153H92ZM109 152H110V151H109ZM132 152H134V151L132 150ZM181 152H182V151H181ZM181 152H180V155L182 154ZM202 152H203V151H202ZM226 152H225V153H226ZM248 152H249V151H248ZM252 152H251V153H252ZM50 153H51V152H50ZM111 153H112V154H110V153H109V154L111 155V158H112V156H113L115 153H114V152H111ZM113 153H114V154H113ZM116 153H117V152H116ZM176 153H177V152H176ZM190 153H191V152H190ZM203 153H204L203 155L205 156V154L209 153V151H207V153H206V151L203 152ZM216 153H217V152H216ZM222 153H223V152H222ZM228 153H229V152H228ZM260 153H261V152H260ZM31 154H32V153H31ZM36 154H37V153H36ZM44 154H45V153H44ZM51 154H52V153H51ZM60 154H61V153H59V155H60ZM79 154H80V153H79ZM88 154H89V153H88ZM88 154H87V155H88ZM107 154H108V153H107ZM107 154H106V155H107ZM109 154H108V155H109ZM128 154H129V153H128ZM128 154H127V155H128ZM183 154H184V153H183ZM192 154H193V152H192ZM212 154H214V153H212ZM212 154H211V155H212ZM218 154H220V153H218ZM218 154H217V156H218ZM242 154H243V153H242ZM257 154H258V153H257ZM257 154L255 155V157L257 156ZM37 155H38V154H37ZM49 155H50V154H49ZM55 155H56V154H55ZM61 155H62V154H61ZM99 155H100V154H99ZM99 155H98V156H99ZM116 155H117V154H116ZM125 155H126V154H125ZM169 155L172 156V154H169ZM184 155H185V154H184ZM203 155H202V156H203ZM220 155H221V154H220ZM249 155H251V154H249ZM258 155L261 157V155H263V153L258 154ZM33 156H34V154H33ZM78 156H79V155H78ZM84 156H85V158L88 157V156H86V155H84ZM94 156H95V153H94ZM94 156H93V154H92L90 157H93V158H94ZM96 156H97V155H96ZM100 156H101V155H100ZM100 156H99V157H100ZM102 156H103V154H102ZM102 156H101V157H102ZM202 156H201V158H202ZM209 156H210V155H209ZM213 156H214V155H213ZM222 156H223V155H222ZM43 157H45V156H43ZM50 157H51V156H50ZM116 157H117V156H116ZM127 157H128V156H127ZM131 157H132V156H131ZM177 157H178V156H176L175 159H177ZM253 157H254V156L251 155V158H252V159H253ZM260 157H258V158H260ZM263 157H264V156H263ZM263 157H262V158H263ZM35 158H37V157H35ZM35 158H34V160H35ZM58 158H59V157H58ZM96 158H97V159H100V158H98V157H95V159H96ZM102 158H103V157H102ZM106 158H110V157H106ZM119 158H120V157H119ZM121 158H122V157H121ZM121 158H120V159H121ZM129 158H130V157H129ZM129 158H128V160H129ZM136 158H137V156H136ZM138 158H139V156H138ZM166 158H167V157H166ZM171 158H172V157H171ZM182 158H183V157H182ZM182 158H181V159H182ZM197 158H199V157H197ZM197 158H196V159H197ZM201 158H200V160H201V161L203 160V161H202V163H203V162H205V160L207 161V158H209V157L207 156V158H206V156H205L203 159H201ZM211 158H212V156L210 157V159H211ZM244 158H245V157H244ZM251 158H249V159H251ZM38 159H39V158H37V160H38ZM51 159H52V158H51ZM65 159H66V158H65ZM77 159H78V157H77ZM86 159H87V158H86ZM90 159H92V158H90ZM90 159H89L87 162H91V161L93 162L94 159L91 160V161H90ZM115 159H118V158H115ZM120 159H119V160H120ZM132 159H133V158H132ZM168 159H169V158H168ZM175 159H173V161H170V164H171V162L176 163V161H174ZM217 159H219V158H217ZM222 159H223V157H222ZM40 160H41V159H40ZM45 160H48V159L45 158ZM63 160H64V159H63ZM74 160H75V159H74ZM74 160H73V161H74ZM101 160H102V159H101ZM112 160H114V159H112ZM140 160H141V159H140ZM156 160H158V159H156ZM159 160H160V159H159ZM169 160H170V159H169ZM212 160H213V159H212ZM246 160H247V159H246ZM259 160H260V159H259ZM263 160H264V159H263ZM48 161H49V160H48ZM48 161H47V162H48ZM50 161H51V160H50ZM66 161H67V159H66ZM66 161H65V163H66ZM70 161H71V160H70ZM78 161H79V159H78ZM105 161H106V160H105ZM108 161L110 162V159H108L107 162H108ZM138 161H139V160H138ZM142 161H143V160H142ZM142 161H141V162H142ZM190 161L192 162L193 159H191ZM196 161H197V160L194 161V164H195ZM198 161H199V159H198ZM198 161H197V163L195 164V166H198V165H197V164L199 163ZM201 161H200V162H201ZM208 161H209V160H208ZM219 161H221V159H220ZM235 161H236V160H235ZM54 162H55V160H54ZM56 162H58V161H56ZM63 162H64V161H62L61 164H63ZM67 162H68V161H67ZM101 162H102V161H101ZM131 162H132V161H131ZM165 162L167 163V161H165ZM178 162H179L178 165H176V166H177V167H176L177 170H178V168L181 167V165H182V164L180 165V160H179ZM185 162H186V161H185ZM191 162H189V165H190V164L192 165ZM210 162H212V161H210ZM210 162H209V163H210ZM262 162H263V161H262ZM30 163H31V162H30ZM39 163H41V162H39ZM48 163H49V162H48ZM48 163H47V164H48ZM58 163H59V162H58ZM58 163H56V164H58ZM68 163H69V162H68ZM72 163H73V162H72ZM98 163H100V162L98 161L96 165H98ZM116 163H117V162H116ZM121 163H122V162H121ZM139 163H140V162H139ZM156 163H157V162H156ZM166 163H164V164L166 165ZM174 163H173V164H174ZM181 163H182V162H181ZM183 163H184V162H183ZM202 163H200V165H201ZM215 163H216V160H215ZM215 163H214V168H215ZM218 163H219V162H217V165H218ZM235 163H236V162H234L233 164H235ZM237 163H239V162H237ZM263 163H264V162H263ZM42 164H43V163H42ZM61 164H60V165H61ZM79 164H80V163H79ZM81 164H82V163H81ZM83 164H86V163H83ZM108 164H110V163H108ZM111 164H112V163H111ZM111 164H110V165H111ZM129 164H130V163H129ZM134 164L137 165L138 163H137V164L134 163ZM146 164H148V162H147ZM153 164H155V163H153ZM153 164H152V166H153ZM157 164H158V163H157ZM160 164H161V163H160ZM160 164H158V165H160ZM170 164H169V165H170ZM176 164H177V163H176ZM194 164H193V165H194ZM205 164H206V163H205ZM219 164H220V163H219ZM223 164H224V163H223ZM239 164H240V163H239ZM253 164H254V163H253ZM64 165H65V164H64ZM70 165H71V164H70ZM99 165H100V164H99ZM110 165H109V166H110ZM112 165H113V164H112ZM124 165H125V164H124ZM142 165H145V162H144ZM158 165H157V166H158ZM165 165H164V166H165ZM169 165H168V163H167V166H168L169 170L171 171V170L173 169V167H169ZM183 165H184V166H189L188 163H187V165H185V164H183ZM200 165H199V166H200ZM203 165H204V163H203ZM39 166H41V165H39ZM39 166H38V167H39ZM42 166H43V165H42ZM128 166H129V165H128ZM128 166H126V168L124 169V172L122 171L123 173H121V175H120V173H119L118 176H116V174H117L116 170H117V169L115 170V168L113 167V169L115 170V174H113V175H114L116 178H118V179H120V178L122 179L124 176H123V177H120V176H122V174H125L126 170H128L129 167H130V166H129V167H128ZM132 166H133V165H132ZM132 166H131V167H132ZM138 166H139V165H138ZM145 166H146V165H145ZM171 166H172V165H171ZM174 166H175V164H174ZM178 166H179V167H178ZM233 166H234V165H232V167H233ZM236 166H238V165L236 164ZM252 166H253V165H252ZM252 166H251V167H252ZM258 166H259V162H258ZM258 166L255 167V168H258ZM262 166H263V165H262ZM25 167H26V166H25ZM28 167H29V166H28ZM30 167H31V166H30ZM70 167H71V166H70ZM94 167H95V166H93L92 168H94ZM103 167H104V166H103ZM121 167H122V166H121ZM127 167H128V169H127ZM131 167H130V168H131ZM136 167H137V166H136ZM141 167H143V166H141ZM141 167H140V168L137 167V168H138V170H137L138 172L135 170V171L139 174V176H140V173H139V172H141V175H144V174H142L143 171H142L141 169H143V168H141ZM153 167H154V166H153ZM153 167H152L153 170H154L155 168H157V169H156L157 171L154 170L155 173L158 172L160 175H162V173H160V172L162 171L163 168H161V169L159 168V169H160V172H159V171H158V167H156V166H155L154 168H153ZM160 167H162V165H161ZM165 167H166V166H165ZM165 167H164V169H163L164 172H166V168H165ZM193 167H194V166H193ZM206 167H207V166H206ZM220 167H222V166H220ZM239 167H240V166H239ZM251 167H250V169H252ZM259 167H260V166H259ZM26 168H27V167H26ZM35 168H36V167H35ZM43 168H44V167H43ZM45 168H47V167H45ZM45 168H44V169H45ZM98 168H99V166H97V169H98ZM110 168H111V167H110ZM116 168H118V165L116 166ZM133 168H134V167H133ZM146 168L148 169V167H147V166L144 167V170H146V173H147V174H145V176L148 175V173H150V175H152L151 172H153V170L151 171V169H149V171H148ZM150 168H151V166H150ZM170 168H172V169H170ZM194 168H195V167H194ZM210 168H211V167H210ZM210 168H209V170H211ZM225 168H226V167H225ZM225 168H224V169H225ZM228 168H229V167H228ZM255 168H253V169H255ZM263 168H264V166H263ZM17 169H18V168H17ZM90 169H91V168H90ZM99 169H100V171H102V172H103V170H104V169H103V170L101 169V166H100ZM99 169H98V170L95 169V171H96V172L98 171V172L100 173ZM105 169H106V168H105ZM108 169H109V168H108ZM108 169H107L106 171L104 170V171L106 172V175H107V171H108ZM118 169H119V168H118ZM121 169H122V168H120V171H121ZM139 169H140L141 171H140ZM174 169H175V168H174ZM174 169H173L172 171H174ZM181 169H183V168H181ZM186 169H187V167H186ZM192 169H193V168H192ZM192 169H191V170H192ZM200 169H201V168H200ZM218 169H219V167H218ZM248 169H249V167H248ZM250 169H249V170H250ZM27 170H28V168H27ZM111 170H112V169H110V170L108 171L109 175H110V171H111ZM187 170H189V169H187ZM191 170H190V171H191ZM195 170H196V172H197V169H195ZM195 170H193V171L195 172ZM216 170H217V169H216ZM225 170H226V169H225ZM232 170H233V169H232ZM256 170H257V169H256ZM259 170H260V169H258V172H259ZM120 171H118V172H120ZM130 171H131V169H130ZM130 171H129V172H130ZM135 171H134V169H133L132 172H135ZM172 171H171V172H172ZM179 171H182V170H178L177 172L175 171V172L177 173V177H178ZM190 171H189V172H190ZM198 171H199V169H198ZM234 171H235V170H234ZM239 171H241V170H239ZM242 171H243V170H242ZM13 172H15V171H13ZM13 172H12V173H13ZM44 172H45V171H43V173H44ZM92 172H93V171H92ZM144 172H145V171H144ZM168 172H169V171H168ZM226 172H227V171H226ZM228 172H229V171H228ZM261 172H263V171H261ZM21 173H23V172H21ZM53 173H54V172H53ZM137 173H136V174H137ZM166 173H167V172H166ZM172 173H173V172H172ZM211 173H213V172H211ZM256 173H257V172H256ZM19 174H20V173H19ZM93 174H97V173L94 172ZM170 174H171V173H170ZM183 174H184V172H183ZM189 174H190V173H189ZM191 174H193V173L191 172ZM259 174H260V173H259ZM0 175H1V174H0ZM88 175H89V174H88ZM101 175H103V174H101ZM113 175H110V176L112 177ZM119 175H120V176H119ZM153 175H154V174H153ZM160 175H159V176H160ZM164 175H165V174L163 173V177H164ZM196 175H197V174H196ZM239 175H240V174H239ZM254 175H255V170H254ZM261 175H262V174H261ZM92 176H93V175H92ZM92 176H91V177H92ZM94 176H95V175H94ZM94 176H93V178H91L90 176H88V177H90V180H93V179L95 178ZM103 176H104V175H103ZM103 176H102V177H103ZM114 176H113V177H114ZM154 176H155V175H154ZM166 176H168V173L166 174ZM174 176H175V175H174ZM179 176H180V175H179ZM181 176H182V175H181ZM186 176H187V175H186ZM193 176H194V175H193ZM209 176H210V175H209ZM214 176H215V175H214ZM216 176H217V175H216ZM237 176H238V175H237ZM237 176H236V177H237ZM65 177H66V176H65ZM69 177H70V176H69ZM71 177H72V176H71ZM71 177H70V178H71ZM75 177H77V175H76ZM75 177H74V175H73V178H75ZM78 177L80 178V177H82V176H78ZM96 177H98V175H97ZM106 177H107V179L109 178L108 175H107ZM128 177H129V176H128ZM128 177H127V178H128ZM130 177H132V176H130ZM130 177H129L128 181H129V180H132V179H134V178H136L137 176H136V177L133 176L134 178L132 177V179H131ZM150 177H151V176H150ZM161 177H162V176H161ZM163 177H162V178H163ZM188 177H189V175H188ZM198 177H200V176H198ZM217 177H218V176H217ZM46 178H49V179H50L51 177H46ZM70 178H69V179H70ZM73 178H72V179H73ZM83 178H84V177H83ZM125 178H126V177H125ZM125 178L123 179V181H125L126 183H124V184L127 185L128 181H127ZM138 178H139V177H138ZM148 178H149V177H148ZM155 178H157V177H155ZM158 178H159V177H158ZM164 178H165V177H164ZM194 178H195V177H194ZM202 178H203V177H202ZM204 178H205V177H204ZM253 178H254V177H253ZM18 179H19V177H18ZM18 179H17V180L15 179V180H16V181H19ZM41 179H42V178H41ZM57 179H58V178H57ZM63 179L65 180V178H63ZM75 179H78V178H75ZM75 179H73V180H75ZM80 179H81V178H80ZM86 179L88 180V178H86ZM86 179H83V180L81 179V181H83L84 183H90L89 181H88V182H85ZM97 179H100V178H97ZM97 179H95V180L98 181ZM107 179H106V181H107V184H108L109 182H108ZM111 179H113V178H111ZM111 179H110V182H111ZM141 179H142V178H141ZM174 179H175V178H174ZM174 179H173V180H174ZM179 179L181 180L182 178H179ZM215 179H216V178H215ZM223 179H224V178H223ZM223 179H222V180H223ZM235 179H239V178L237 177V178H235ZM13 180H14V179H13ZM42 180L46 181L47 179H42ZM42 180H41V181H42ZM58 180H59V179H58ZM61 180H62V179H61ZM87 180H86V181H87ZM95 180H93V181H95ZM146 180H147V179H146ZM146 180H145V181H146ZM157 180H158V179H157ZM160 180H162V179H159V181H160ZM165 180H166V178H165ZM170 180H171V179H170ZM183 180H184V179H183ZM213 180H214V179H213ZM4 181H5V180H4ZM16 181H14V182H16ZM44 181H43L42 183H45ZM55 181H56V179H55ZM66 181H67V180H66ZM78 181H79V180H78ZM93 181H91V183H92ZM113 181H118V180H115V179H114ZM138 181H139V180H138ZM140 181H142V180H140ZM149 181H150V183H151V182L154 183L156 180L154 179L153 181H151L150 178H149ZM149 181H147V183H149ZM159 181H156V182H158V183H157V187H158V184L162 182V181H161V182H159ZM166 181H167V180H166ZM168 181H169V180H168ZM181 181H182V180H181ZM1 182H2L1 184H3V181H1ZM39 182H40V181H39ZM39 182H37V183L39 184ZM48 182H49V180L46 182V184H48ZM52 182H53V180H52ZM68 182H69V181H68ZM72 182H73V181H72ZM100 182H101V181H100ZM120 182H122V181H120ZM129 182H130V181H129ZM131 182H132V181H131ZM131 182H130V185H131ZM134 182H135V181H134ZM142 182H143V181H142ZM184 182H185V181H184ZM209 182H210V181H209ZM211 182H213V181L211 180ZM218 182H219V180H218ZM5 183H6V182H5ZM33 183H34V182H33ZM33 183H32V185H33ZM58 183H59V182H58ZM62 183H64V181H62ZM62 183H61V185H66V184H65L66 182H65L64 184H62ZM95 183H96V182H95ZM95 183H94V184H95ZM102 183H104V182L102 181ZM102 183H101V184H102ZM115 183H116V182H115ZM115 183H114V184H115ZM117 183H118V182H117ZM135 183H137V182H135ZM163 183H165V181H164ZM163 183H161V184H163ZM166 183H167V182H166ZM199 183H200V182H199ZM231 183H232V182H231ZM6 184H7V187H9V186H8V183H6ZM50 184H51V186H52V183H51V182H50ZM50 184H48V185L50 186ZM74 184H75V183H74ZM82 184H83V183H82ZM101 184H100L99 182H97V184H95V185H98V186H99V185H101ZM122 184H123V183H122ZM132 184H133V183H132ZM143 184H144V182H143ZM168 184H169V183H168ZM228 184H229V183H228ZM237 184H238V183H237ZM245 184H246V182H245ZM54 185H55V184H54ZM67 185H68V184H67ZM70 185H71V184H70ZM78 185H79V187H80V184H78ZM78 185H77V186H78ZM90 185H91V184H90ZM92 185H93V184H92ZM92 185H91V186H92ZM120 185H121V184H120ZM126 185H125V187H126ZM128 185H129V184H128ZM154 185H155V184H154ZM154 185H153V186H154ZM172 185H175V184H172ZM219 185H220V184H219ZM247 185H249V183H247ZM0 186H1V185H0ZM36 186H37V184H36ZM59 186H60V185H59ZM85 186H86V185H85ZM98 186H97V188H98ZM109 186H110V185H109ZM109 186H108V187H109ZM115 186H116V185H115ZM118 186H119V183H118ZM122 186H123V185H122ZM131 186H132V185H131ZM133 186H134V185H133ZM141 186L143 187V185H141ZM141 186H140V190H141ZM148 186H149V185H148ZM153 186H152V187H153ZM168 186H169L168 188L173 187V186H170V185H168ZM201 186H202V185H201ZM205 186H206V185H205ZM212 186H214V185H212ZM244 186H245V185H244ZM17 187H19V186H17ZM31 187H35V186H31ZM41 187H43V186H41ZM41 187H40V188H41ZM56 187H57V186H56ZM60 187H61V186H60ZM60 187H59V188H60ZM70 187H71V186H70ZM74 187H75V186H74ZM101 187H102V185H101ZM105 187H106V186H105ZM105 187L103 186V189H104ZM135 187H136V185H135ZM155 187H156V186H154L153 188L156 189ZM165 187H166V186H165ZM175 187H176V185H175ZM203 187H204V186H203ZM210 187H211V186H210ZM228 187H229V185H228ZM247 187H248V186H247ZM3 188H4V185H3ZM3 188H2V190H3ZM27 188H29V187H27ZM27 188H26V189H27ZM47 188H48V187H47ZM59 188H58V189H59ZM75 188H77V187H75ZM163 188H164V187H163ZM217 188H219V187H217ZM12 189H14V188H12ZM18 189H19V188H18ZM18 189L16 188V190H18ZM20 189H21V188H20ZM22 189H24V188H22ZM93 189H94V188H93ZM99 189H100V188H99ZM103 189H102V191H103ZM105 189H107V187H106ZM105 189H104V191H105ZM132 189H135V188H132ZM145 189H146V188H145ZM148 189H149V187H148ZM173 189H174V188H173ZM204 189H205V188H204ZM204 189H203V190H204ZM209 189H210V188H209ZM247 189H248V188H247ZM0 190H1V187H0ZM14 190H15V189H14ZM53 190H54V189H53ZM53 190H52V191H53ZM59 190H63V189L60 188ZM72 190H73V189H72ZM114 190H115V189H114ZM116 190H117V189H116ZM130 190H131V188H130ZM137 190H138V189H137ZM143 190H144V189H143ZM149 190H150V189H149ZM149 190H148V191H149ZM152 190H153V189H152ZM152 190H151V191H152ZM157 190H158V189H156V191H157ZM165 190H166V189H165ZM195 190H196V189H195ZM85 191H86V190H85ZM134 191H136V190H132V192H134ZM156 191H154V192H156ZM160 191H161V190H160ZM57 192H63V191H57ZM57 192H56V193H57ZM68 192H69V189H68ZM74 192H75V191H74ZM74 192H73V194H74ZM96 192H98V189L96 190ZM127 192H128V191H127ZM139 192H140V191H139ZM166 192H167V191H166ZM166 192H163V193H166ZM169 192H170V191H169ZM201 192H203V191H201ZM213 192H214V191H213ZM222 192H223V191H222ZM0 193H2V192L0 191ZM53 193H55V191H54ZM53 193H52V195H53ZM87 193H88V192H87ZM111 193H113V192H111ZM124 193H125V194L122 195V202H123V205H124V207H123V211L125 212L126 216H128V218H129V217L132 216L133 213H135V212L137 211V213L135 214V216H136V215H137V216H136L135 218H133L132 221L130 220L131 222H133V223H130L131 225L129 224V225H130V228H131V229H133V228H134V229L137 228L138 231H139L140 229H143L144 232H145V231L148 232L147 234L155 232L156 227H157L158 225H157L156 227H154L155 229H154V228L151 229V230H154V231H150V232H149V230H148V229H149V225H152V223H153V222L150 223L149 221L154 220V219L151 218L152 216L149 217V216H150L149 213L152 212V211H148L149 209H147V210L145 209L146 211H145V210H144V211L136 210V208H134V206H135V203H137L139 200L137 201L136 197L133 196V195L130 194V193H128V194H127L126 192H124ZM137 193H138V192H137ZM156 193H158V191H157ZM159 193H160V192H159ZM167 193H168V192H167ZM73 194H72V195H73ZM96 194H97V193H96ZM96 194H95V195H96ZM105 194H106V193H105ZM105 194H104V195H105ZM161 194H162V193H161ZM173 194H174V193H173ZM175 194H176V192H175ZM203 194L205 195L204 192H203ZM208 194H209V192H208ZM39 195H40V194H39ZM64 195H65V193H64ZM64 195H63V196H64ZM79 195H80V194H79ZM79 195H78V196H79ZM87 195H88V194H87ZM95 195H94V196H95ZM110 195H111V194H110ZM148 195H149V194H148ZM167 195H168V194H167ZM171 195H172V194H171ZM171 195H170V196H171ZM212 195H213V194H212ZM43 196H44V193H43ZM50 196H51V195H50ZM63 196H62V197H63ZM69 196H71V195H69ZM73 196H75V195H73ZM114 196H115V195H114ZM114 196H113V197H114ZM154 196H155V195H154ZM157 196H158V195H157ZM168 196H169V195H168ZM172 196H173V195H172ZM174 196H175V195H174ZM201 196H202V195H201ZM219 196H220V195H219ZM223 196H224V195H223ZM39 197H40V196H39ZM52 197H53V196H52ZM92 197H93V196H92ZM95 197H96V196H95ZM155 197H156V196H155ZM180 197H181V196H180ZM204 197H205V196H204ZM34 198H35V197H34ZM41 198H42V197H41ZM43 198H45V197H43ZM102 198H104V197H102ZM152 198H153V197H152ZM177 198H178V197H177ZM200 198H201V197H200ZM207 198H208V197H207ZM230 198H231V197H230ZM36 199H37V198H36ZM38 199H39V198H38ZM46 199H47V198H46ZM54 199H56V198H54ZM54 199H53V200H54ZM59 199H60V198H59ZM114 199H118V198H114ZM168 199H169V198H168ZM172 199H174V198H172ZM203 199H204V198H203ZM221 199H222V198H221ZM33 200H34V199H33ZM43 200L45 201V199H43ZM51 200H52V199H51ZM56 200H57V199H56ZM56 200H55V202H56ZM62 200H63V199H62ZM88 200H89V199H88ZM178 200H179V199H178ZM214 200H215V199H214ZM218 200H219V199H217V201H218ZM35 201H37V200H35ZM49 201H50V200H49ZM57 201H58V200H57ZM68 201H69V200H68ZM72 201H73V200H72ZM74 201L76 202L77 200H74ZM81 201H82V200H81ZM159 201H160V199L157 198V200H156L155 202L158 204ZM164 201H165V200H164ZM168 201H169V200H168ZM170 201H171V200H170ZM201 201H202V200H201ZM209 201H210V200H209ZM39 202H40V201H39ZM39 202H38V203H39ZM45 202H46V201H45ZM109 202H110V201H109ZM197 202L199 203V200H197ZM212 202H213V201H212ZM215 202H216V201H215ZM40 203H41V202H40ZM59 203H60V202H59ZM141 203H142V202H141ZM201 203L204 204L203 201H202ZM220 203H221V201H220ZM220 203H218V204H220ZM80 204H81V203H80ZM104 204H105V203H104ZM114 204H116V203H114ZM157 204H156V205H157ZM203 204H202V205H203ZM40 205H42V204H40ZM76 205H77V204H76ZM118 205H119V204H118ZM123 205H122V206H123ZM170 205H171V204H170ZM187 205H188V204H187ZM196 205H197V204H196ZM198 205H199V204H198ZM198 205H197V206H198ZM206 205H207V204H206ZM74 206H75V203H74ZM110 206H111V205H110ZM137 206H138V204H137ZM157 206H158V205H157ZM162 206H163V205H162ZM164 206H166V205H164ZM104 207H105V206H104ZM149 207H150V205H149ZM149 207H147V208H149ZM151 207H152V206H151ZM151 207H150V208H151ZM199 207H200V206H199ZM76 208H77V207H76ZM98 208H99V207H98ZM110 208H111V207H110ZM202 208H204V206H203ZM67 209H68V208H67ZM111 209H112V208H111ZM118 209H119V207H118ZM139 209H140V208H139ZM141 209H142V208H141ZM164 209L166 210V208H164ZM168 209H169V208H168ZM199 209H200V208H199ZM199 209H198V210H199ZM209 209H210V208H209ZM211 209H212V208H211ZM215 209H216V208H215ZM87 210H88V209H87ZM67 211H68V210H67ZM116 211H117V210H116ZM167 211L169 212V210H167ZM167 211H166V212H167ZM172 211H173V210H171L170 213H172ZM184 211H185V210H184ZM199 211H200V210H199ZM209 211H210V210H209ZM53 212H54V211H53ZM56 212H57V211H56ZM113 212H114V211H113ZM158 212H159V211H158ZM210 212H211V211H210ZM54 213H55V212H54ZM66 213H67V212H66ZM94 213H95V212H94ZM116 213H117V212H116ZM155 213H156V211H155ZM155 213H152V214L154 215ZM163 213H164V212H163ZM163 213H162V214H163ZM174 213H176V212H174ZM214 213H215V212H214ZM95 214H97V213H95ZM109 214H110V213H109ZM109 214H108V215H109ZM198 214H199V213H198ZM201 214H202V213H201ZM207 214L209 215V213H207ZM207 214H206V215H207ZM86 215H87V214H86ZM115 215L117 216V214H115ZM120 215H121V214H120ZM159 215H161V214L159 213ZM166 215H167V214H166ZM175 215H176V214H173L172 217L175 216ZM199 215H200V214H199ZM208 215H207V217H208ZM215 215H216V214H215ZM102 216H105V213H104V215H102ZM113 216H114V215H113ZM133 216H134V215H133ZM133 216H132V217H133ZM156 216L159 218L158 215H156ZM252 216H253V215H252ZM58 217H59V216H58ZM114 217H115V216H114ZM120 217H122V216H119V218H120ZM153 217H154V216H153ZM157 217H156V219H158ZM175 217H176V216H175ZM201 217H202V216H201ZM203 217H204V216H203ZM49 218H50V217H49ZM56 218H57V217H56ZM89 218H90V217H89ZM97 218H98V217H97ZM117 218H118V217H117ZM68 219H69V218H68ZM105 219H106V217H105ZM105 219H101V220L104 221ZM252 219H253V218H252ZM262 219H263V218H262ZM75 220H76V218H75ZM95 220H96V217H95ZM101 220H99V221H101ZM122 220H123V219H122ZM203 220H204V218H203ZM118 221H120V220H118ZM138 221H140V222H138ZM156 221H157V220H156ZM206 221H208V218H207ZM48 222H49V221H48ZM56 222H58V221L56 220ZM61 222H62V221H61ZM83 222H85V221H83ZM113 222H115V221L113 220ZM154 222H155V220H154ZM157 222H158V221H157ZM164 222H165V221H163V223H164ZM166 222H167V221H166ZM262 222H263V221H262ZM59 223H60V222H59ZM89 223H91V222H89ZM101 223H102V221H101ZM155 223H156V222H155ZM163 223H162V221H161V223H160V227L158 226V227H157V230H158V229L161 230V229H163V228H164V229H165V228H169L167 225H165V224H163ZM169 223H170V222H169ZM207 223H209V222H207ZM207 223H206V224H207ZM63 224H65V223H63ZM83 224H84V223H83ZM148 224H149V225H148ZM166 224H168V223H166ZM51 225H52V224H51ZM91 225H92V224H91ZM109 225H110V224H109ZM113 225H114V224H113ZM129 225H128V226H129ZM132 225H133L134 227H133ZM155 225H156V224H155ZM169 225H170V224H169ZM89 226H90V224H89ZM93 226H94V225H93ZM102 226H103V225H102ZM128 226H127V227H128ZM53 227H54V226H53ZM124 227L126 228V226H124ZM132 227H133V228H132ZM206 227L208 228L209 226L206 225ZM83 228H85V227H83ZM96 228H97V227H96ZM109 228H110V227H109ZM121 228H122V226H121ZM144 228H145V229H144ZM201 228H202V227H201ZM85 229H86V228H85ZM102 229H105V228H102ZM110 229H111V228H110ZM115 229H116V228H115ZM118 229H119V228H118ZM146 229H147V230H146ZM164 229H163V230H164ZM92 230H93V229H91V231H92ZM95 230H96V229H95ZM108 230H109V229H108ZM113 230H114V228H113ZM160 230H159V231H160ZM200 230H201V229H200ZM200 230H199V231H200ZM81 231H84V230H81ZM101 231L103 232L104 230H101ZM106 231H107V230H106ZM111 231H112V230H111ZM117 231H118V230H117ZM135 231H136V229H135ZM141 231H142V230H141ZM159 231H157V232H159ZM89 232H90V231H89ZM89 232H88V233H89ZM102 232H101V233H102ZM104 232H105V231H104ZM114 232H116V231H114ZM121 232H122V231H121ZM124 232L126 233L127 230L124 231ZM124 232H123V233H124ZM79 233H80V232H79ZM81 233H82V232H81ZM84 233H85V232H84ZM95 233L97 234V232L94 231V232H93V235H95ZM117 233H118V232H117ZM128 233H129V232H128ZM130 233H131V232H130ZM142 233H143V232H142ZM142 233H141V235H142ZM206 233H208V231H207ZM138 234H139V233H138ZM156 234H159V233H156ZM156 234H155V235H156ZM162 234H163V236L166 235L164 232L161 233V236H160V234H159L158 237H160V240H161V244L159 243L160 245H164V243H165V244L168 243V240H166V238L163 239V240H164V243H163V241H162V239H161V237H163ZM262 234H263V233H262ZM70 235H71V234H70ZM86 235H87V234H86ZM98 235H99V233H98ZM101 235H102V234H101ZM119 235H120V234H119ZM134 235H135V232H134ZM134 235L132 234V236H134ZM145 235H146V234H145ZM145 235H142V236L145 237ZM149 235L151 236V234H149ZM153 235H154V233H153ZM153 235L151 236V238H149V241H151L150 239L156 238V239H154V241L156 240V242H159V241H157V240H158V237H156L157 235H156V236L154 235L155 237H154ZM167 235H168V234H167ZM71 236H72V235H71ZM102 236H103V235H102ZM121 236H122V235H121ZM150 236H149V237H150ZM171 236H172V235H171ZM26 237H28V236H26ZM90 237H91V236H90ZM128 237H129V236H128ZM130 237H131V236H130ZM136 237H137V232H136ZM136 237H134V238H135V239H138V237H137V238H136ZM144 237L142 238L144 241H143V240L141 241L140 238H139L138 240H140L141 243L138 242V241H137V242H138L139 244H142L143 242L145 243V240L147 239V236H146V239H145ZM152 237H153V238H152ZM166 237H168V236H166ZM203 237H204V236H203ZM123 238H124V237H123ZM72 239H73V238H72ZM81 239H82V237H81ZM87 239H88V238H86V240H87ZM93 239H94V238H93ZM124 239H125V238H124ZM127 239H128V238H127ZM129 239H130V238H129ZM132 239H133V238H132ZM168 239H169V237H168ZM86 240H85V241H86ZM165 240H166V242H165ZM169 240H171V239H169ZM263 240H264V239H263ZM85 241H84V242H85ZM88 241H89V240H88ZM117 241H118V240H117ZM147 241H148V239H147ZM154 241H151V242L154 243V244H153V246H154L153 248H154V249H158V248L161 249L162 246H158L157 243L154 242ZM86 242H87V241H86ZM91 242H92V240H91ZM91 242H90V243H91ZM95 242H96V240H95ZM87 243H88V242H87ZM97 243H98V242H97ZM113 243H114V242H113ZM144 243H143V244H144ZM149 243H150V242H149ZM149 243H148V245H149ZM162 243H163V244H162ZM109 244H110L109 246L112 245L111 243H109ZM116 244H118V243H116ZM116 244H115V246H116ZM146 244H147V243H146ZM168 244H170V241H169ZM54 245H55V244H54ZM61 245H62V244H61ZM61 245L59 244V246H61ZM144 245H145V244H144ZM151 245H152V244H151ZM52 246H53V245H52ZM62 246H65V244L62 245ZM62 246H61L60 248H62ZM142 246H143V245H142ZM145 246H147V245H145ZM145 246H144V247H145ZM156 246H158V248H156ZM56 247H57V246H56ZM56 247H55V249H57ZM112 247H114V244L112 245ZM112 247H111L112 250L109 248V252H111V251L113 252L114 248L116 249V247H114V248H112ZM144 247H142V248H144ZM148 247H149V248H148ZM148 247H147V250H148V249H149V250H150V249H153V248H150V246H148ZM166 247H167V245H166ZM168 247H169V245H168ZM60 248H59V249H60ZM63 248H64V247H63ZM77 248H78V247H77ZM105 248H108V247L105 245ZM117 248H118V247H117ZM53 249H54V248H53ZM55 249H54V250H55ZM67 249H68V248H67ZM104 250L107 251L106 249H104ZM161 250H162V249H161ZM164 250H165V246H164ZM75 251H76V249H75ZM114 251H115V250H114ZM153 251H154V250H153ZM68 252H69V251H68ZM70 252H71V251H70ZM76 252H77V251H76ZM82 252H83V251H82ZM103 252H104V251H103ZM112 252H111V253H112ZM155 252H156V251H155ZM158 252H160L159 249H158ZM66 253H67V252H66ZM72 253H73V255L75 254L73 251H72ZM79 253H81V251H79ZM79 253H76V254L78 255ZM101 253H102V252H101ZM107 253H108V252H107ZM150 253H151V252H150ZM153 253H154V252H153ZM153 253H152V254H153ZM82 254H83V253H82ZM82 254H81V255H82ZM114 254H115V253H114ZM22 255H23V254H22ZM65 255L68 256V255H71V254H65ZM65 255H64V256H65ZM79 255H80V254H79ZM79 255H78V256H79ZM81 255H80V256H81ZM107 255H109V254H107ZM111 255H113V253H112ZM149 255H150V254H149ZM149 255H148V257H150ZM0 256H1V255H0ZM103 256H104V255H103ZM263 256H264V255H263ZM70 257H71V256H70ZM73 257H74V256H73ZM82 257H83V255L81 256V258H82ZM93 257H94V256H93ZM109 257H110V255L108 256V258H109ZM151 257H153V256L151 255ZM151 257H150V258H151ZM68 258H69V257H68ZM71 258H72V257H71ZM76 258H77V257H75V259H76ZM78 258H79V257H78ZM106 258H107V256L105 255V259H106ZM116 258L118 259V257H116ZM79 259H80V258H79ZM102 259H103V258H102ZM102 259H101V260H102ZM63 260L66 261L65 258H64ZM67 260H68V259H67ZM82 260H83V259H82ZM82 260L80 259V261H82ZM106 260H107V259H106ZM190 260H191V259H190ZM253 260H254V259H253ZM72 261H73V258H72ZM108 261H109V260H108ZM116 261H117V260H116ZM200 261H201V260H200ZM70 262H71V261H70ZM70 262H69V263H70ZM76 262H77V261H76ZM76 262H75V263H76ZM113 262H114V261H113ZM175 262H176V261H175ZM175 262H174V264H175ZM73 263H74V262H73ZM78 263H80V262L78 261ZM78 263H77V264H78ZM102 263H103V262H102ZM171 263H172V262H171ZM71 264H72V263H71ZM81 264H82V263H81ZM104 264H105V263H104Z\"/></svg>",
    "mask_w": 264,
    "mask_h": 264
}]
</instances>
